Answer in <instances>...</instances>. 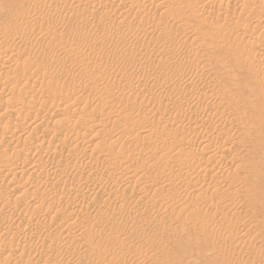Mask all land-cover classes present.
Instances as JSON below:
<instances>
[{
	"label": "rangeland",
	"instance_id": "374dc122",
	"mask_svg": "<svg viewBox=\"0 0 264 264\" xmlns=\"http://www.w3.org/2000/svg\"><path fill=\"white\" fill-rule=\"evenodd\" d=\"M2 1V2H1ZM14 1V2H13ZM25 1L27 2V4H28V1L30 2L29 4H32V5H30L29 6V4H28V6H27V8H26V5L27 4H25ZM33 1V2H32ZM38 1V2H37ZM40 1V2H39ZM48 1V0H47ZM41 1V0H9V2L7 1V0H0V4H3V2H6L5 4H3L4 6L2 7V6H0V10L2 11L3 10V12H4V14L6 15H4V17H5V20H4V17H2L3 15H2V13L3 12H1L0 13V26H3V25H11V24H13V23H11L10 24V22H13V21H15L14 22V24L13 25H11V26H6L8 29L10 28V27H12V26H15V28H16V25H17V23H16V19L18 20V18L20 17V18H22V16H24V17H29V18H31V16H29V14L31 15L32 14V16H34V18L32 19L31 18V20H32V22H31V24L29 25L30 26V28L32 29H30L29 28V26L27 27V28H25V29H21V31H18L19 29H15V28H10V29H12V30H10L9 29V32H8V29L7 28H5L4 26V28L3 27H0L1 29L3 28V30H1L0 29V37H2L1 36V33H2V31H3V33H4V31L5 30H7V32H5L4 34H2L3 35V37H8V36H10V35H8V34H11V37H13V36H15L14 35V33H16V35H18V32H19V34H24L23 36H27L28 34L30 35V33H32V32H34L33 34H35V31H36V33H38V35H45L44 37L43 36H41V41L43 42L42 44H40L39 43V45H37L38 43L37 42H27L29 45L27 46V43H26V46H25V43H22L21 45H19V44H13V45H10V47H8L7 48V50H4V51H1L0 52V83H2L3 81H5V79H7V78H11V81H10V79H7L6 80V82H11L10 83V85L7 87V88H0V97H1V99L3 98L4 99V97H5V100H6V104L4 105V109L2 108L0 111H1V113L3 114H1L2 116H4L3 118L1 117V115H0V122H4L3 123V126L4 127H7L8 126V128H12V125L13 126H15V128L16 129H18V130H21V128L23 129L24 127H23V125L25 124V128L24 129H29L30 130V132H31V136L28 138V139H25V140H22V141H20V143L22 144L21 146H20V143H18V145L16 146L15 145V147L14 146H9L11 149H14V151H13V156H15V158H17V159H19V161H23L24 160V158H26L25 156L29 153L30 154V152L29 151H26L25 149H24V147H23V145L24 144H26V142L28 143V142H30V141H26V140H34V138L36 139V138H38V136L40 137L41 135H42V133H47V131H50V130H48V129H52V132H49V134L51 135H49V137L47 138L48 139V142H49V144L50 145H55L56 147H53V149H52V147L51 146H49V147H46L45 145H47V144H45L43 147H45L44 149L45 150H41L42 151V153H47L46 155L48 156V155H50V154H52L53 152H54V150H56L57 149V147H59V145H57L59 142V140H60V138H61V140L62 141H65L66 139H69L68 137H70V138H74V136L77 134L78 135V133L80 132L81 134H82V136H81V134L79 133V136H75V138L74 139H76V138H78V137H81L82 139H84L85 137L87 138V137H90V138H93V136H95L94 134H92V135H89V134H87L86 133V131H87V129L86 130H84V128H82V127H79V126H81V123L79 122V125H76V124H78V121H77V123H75V126H74V124L72 123V124H69L68 123V121H67V118H68V116L69 117H72L73 118V120L74 119H76V118H78V117H82L84 120H86L87 119V121L86 122H88V121H91V119H94V120H92V122L91 123H93L92 125H95V127L94 126H92L91 125V123H89V127L91 128L90 129V131L92 130V128H93V131H97V130H101V128H103V127H105V126H108V127H111V128H108V131L104 128V134L103 135H101L100 136V139H97V143H99V144H97V143H91L93 140H96V139H93L90 143L91 144H87L85 147H83V148H80L79 149V151H78V148H72L69 152H68V154L66 153L65 154V158H64V156L61 158V159H57V160H55L56 161V163H54L57 167H58V170L56 169L57 167L54 165V171L53 172H51L50 173V175L48 176V177H46V178H44L45 180H43V181H40V182H50V180H51V183L54 185L53 186V188L55 189V191H50V190H54L53 188H51V189H48V190H44V187H42V185H43V183H39L38 182V184L36 183L37 181H38V178H36L37 177V175L36 174H33V176L35 175V177H33L32 178V174L31 173H29V174H27V175H24L23 173H21V171L19 172V171H17V173H16V176H15V180H14V178L12 177V178H10L11 179V181L13 182L14 181V184H16L19 180H21V179H24V180H26L27 178V180H29V179H31L32 178V180L30 181H27V183L28 182H31L30 184L31 185H33V188L36 186H38L37 187V189L39 188V186H40V188L37 190V189H35L34 188V190H35V192H33V190H32V186L30 187V189H28V191L30 192L29 194L31 195H33V193H38V198L40 199L41 197V199H42V201H41V199L39 200V202L41 203V204H43L44 206H46V207H48V209H49V213H47V214H49L50 215V217H53V218H50L47 214H45V215H43L44 216V218H43V216L42 215H40L41 217H42V220H40L41 219V217L40 218H38L37 220H35V221H33V222H31L32 224L34 223V222H36L35 224H33L34 226L37 224V222H38V224L36 225V228H38V230H43V229H41V227H39V226H42V228H45V227H47L48 225H53V224H56L58 221H62L63 219H64V216H65V218L66 219H64L63 221L66 223L67 222V219L71 216V213H72V217L74 218V219H72L70 222H69V225L70 224H76V225H81L82 223V227H84L85 229L88 227V225L90 226V227H88L89 229H91L92 231L91 232H88L87 233V235H85L83 232H85V231H87V230H89V229H83V231L82 232H79V233H77V234H75L74 235V237H73V235H72V237H66L65 238V240L67 241V240H69L70 241V243H68L69 241H67V243H66V245H68L67 247H60L59 245H57L58 243H57V239L59 238H57L56 240H54L55 241V243L54 244H56L57 246H53L52 244L53 243H49L48 245H45L44 244V246H43V249H45V250H49V249H53V250H58V251H53V250H49V252H50V255H51V257H52V259L54 260H57L58 262H61L62 261V263L63 262H65L66 264H71V262L73 261L74 262V260L75 259H77V260H75V262H74V264H87L88 262V264H94L95 262H97V263H95V264H99V259H100V254H99V251H100V249L101 250H104V251H109V253H110V257L109 258H107L108 260H105L104 262H106V264H122V262H123V264H156L157 262L159 263V264H244V262H245V260H242L241 258L239 259V255H238V253L240 252V253H246L247 251V253L246 254H249V252H250V254H249V260H250V262L249 261H247V262H249V264H264V241H263V239H264V152H260V151H257L256 149L253 151V145H255L257 142H258V138H260L261 140H259V142H262V141H264V135L263 136H261V135H255V136H253V138L251 139V141L250 142H253V139L256 137V136H259L258 138H255V139H257L256 141L257 142H255V139H254V143H253V147L251 146V144L252 143H248L249 145H250V147H249V145L247 144V147H249V148H246L247 150H246V152L247 151H249V149L251 150L252 148V151H251V154L253 155V156H251L250 155V153H249V155H248V152L247 153H244L245 151V149L243 150V151H241V152H238V153H233V154H239V155H241V156H245V155H248V156H245V158H244V156L243 157H239V155H231V154H229V152H228V154H227V152H225L226 154H223V156H225V157H228V158H230V155H231V157L232 158H234V157H238V158H234V159H232V158H230V159H228V161H226V162H223V163H219V164H217V165H215L213 162H212V157L211 156H209V155H207V153L205 152V153H202V149H201V143H199L202 139H203V141L204 140H209L211 137H213V136H215V137H213L212 139H210V140H219V138H220V140H221V137H219L218 135L216 136V135H213V136H209V135H202V136H200L201 138H200V141L198 140L199 138H195V139H192L193 141L191 142V141H182V143H180L181 142V140H179V139H176V137L174 136V134H173V132H176V130L174 131L173 130V127L174 126H176V125H174V123H170V125H162V124H160L159 123V121L160 120H162L163 119V117L165 118V119H168V118H171V117H174L177 113H178V111L180 112V110L182 111V110H187V109H190V110H192V111H198L199 109H200V107H201V104H198V105H190V104H188L187 103V101H182L180 98H182V97H180V92L179 91H177L176 92V88H178L179 90H180V88H182V85L185 83V84H189V83H192L193 81L195 82V83H199V84H207V85H210L211 84V82H212V80L215 82H212V84H218L217 86L222 90V91H225L226 89H227V86H228V90H231V88L230 87H232L233 85H235V81H237L238 79V77H240V80L239 81H237V82H239L240 83V81L242 80H244L245 79V81L246 82H243L244 84L242 85V81H241V83L239 84L238 83V85H239V87L237 86V82H236V85H235V87H237L238 89L235 91L236 93H237V95L239 94V95H241V94H243L242 92H244L245 94H243V96H241L242 98H244L245 97V99H239V100H241V102H247V103H249V102H251L250 104H252V105H254L255 104V106L256 105H259L258 103H259V101L261 102V100H262V103H260V105L258 106V107H260L261 106V104L263 105V107L261 108V110L263 111V113H261L262 111L261 110H258V109H260V108H258L257 109V113H258V116H260V119H262V118H264V117H262L261 118V116H263L264 115V102H263V97H262V95H264V94H262V93H260V91L258 92V90H256V93H254L253 91H255V89H257V87L258 86H261V87H264V79H262V80H260V79H258V78H255V72L256 71H259V69H261V70H264V63H262L263 61H261V60H254V57H252V61H250L251 60V58L249 57L250 56V54H248V52H250L252 55H253V51H251L252 50V47H253V49L255 48V50H254V53H255V51H256V53L259 51H257V49H259V47L263 44L262 42H259V40H260V38H259V40H258V36H255L256 38H257V40L255 39L254 40V38L255 37H253V39H251L252 38V28L254 27V26H256L255 25V23H256V19L258 18V17H256V16H259V18L258 19H263L264 18V15H263V12L262 11H264L263 9H264V6H262V7H260L261 6V4L262 5H264V2H263V0H258L257 2L260 4V6H259V4L257 5L255 2L253 3V6L250 8L249 6L247 7L249 10L250 9H253V7L255 8L254 10H248L247 8H246V11H247V15L245 14V5L243 6V4L244 3H242L243 2V0H239V2H238V0H237V3L236 2H234V4H233V2L231 3V0H206V3H205V1H204V3H203V1L202 2H200L199 0L197 1V0H193V2H194V4L195 5H193V2L191 1V0H186V1H183V0H175V2H174V0H169V2H168V0H106V2H105V0H104V3H102L103 2V0H86V2H85V0H64V2H68L67 4H69V5H66V3H64L63 2V0H61L62 2H60V0H50V1ZM75 1V2H74ZM77 1H79V2H77ZM109 1H110V3H111V5H110V3H109ZM112 1V2H111ZM166 2L165 4H163V5H165V7L167 6V8H165L164 9V6H161V4L163 3V2ZM170 1H173L172 2V4L174 3V4H176L175 6L174 5H172L171 4V2ZM179 1V2H178ZM191 1V2H190ZM208 1V2H207ZM262 1V2H261ZM11 2H13V3H11ZM32 2V3H31ZM41 2H43L42 4H41ZM47 2V3H46ZM52 2H56V4L54 3H52ZM80 2H81V4H80ZM91 2H93V3H91ZM100 2H101V4H100ZM108 2V3H107ZM115 2V3H114ZM162 2V3H161ZM183 2V3H182ZM190 2V4L188 5V3ZM197 2H198V4H197ZM211 2V3H210ZM212 2H213V4H212ZM217 2V3H216ZM261 2V3H260ZM8 3V4H7ZM10 3H11V6H13L14 4V6L13 7H11L12 9H10L9 8V6H10ZM40 3V4H39ZM52 3V4H51ZM71 3V4H70ZM76 5H75V4ZM78 3H79V6H78ZM89 3V4H88ZM95 3H96V5H95ZM100 5H99V4ZM106 3V4H105ZM113 3V4H112ZM168 3H170V4H168ZM178 3H180V6H181V3L182 4H184L183 6H181V7H178V9L180 10V11H182V12H185V16L187 17H184L183 15V13L182 12H180V11H176V10H178L177 9V5H179ZM200 3V4H199ZM241 3V4H240ZM16 4H18V5H16ZM21 4H22V6H21ZM35 4H39L38 6H40L41 7V5H43L44 6V4H46V6H42L43 7V10H42V12H41V14H40V12H33V10L31 11V9H32V6H34ZM65 6H64V5ZM97 4H98V6H97ZM105 4V5H104ZM109 4V5H108ZM121 5V7L122 8H120V6L119 5ZM123 4V5H122ZM186 4V5H185ZM201 4H204V5H202L201 6ZM207 4H209V5H214V4H216V5H222L223 7V9L225 8V10H224V13H223V10L221 11V14L222 15H224V18H220L219 17V14L217 13V12H214L213 10H211L210 9V11H209V8H208V6H207ZM231 4H233V5H231ZM237 4V6L235 7L234 5H236ZM256 4V5H255ZM6 5L8 6V8L10 9V10H8V11H6L5 9H1V7L2 8H6L7 9V7H6ZM24 5H25V8H26V10H25V8H24ZM50 5H52V7H54V8H52L51 9V6ZM57 5V6H56ZM60 5V6H59ZM81 5V6H80ZM84 5V6H83ZM102 5V6H101ZM114 5H116V6H114ZM160 5V6H159ZM191 5V6H190ZM241 7V8H239V6ZM16 6H18V8H24V9H22V12L20 11L19 13H17L19 10H21V8L20 9H18V8H16ZM50 6V7H49ZM61 7L60 9L58 8V9H56L57 7ZM68 6V7H67ZM95 6H97V7H95ZM103 6H105V8H103ZM109 6V7H108ZM111 6V7H110ZM113 6L114 7H117V8H114V10H112L113 9ZM125 6V7H124ZM169 6H171V7H169ZM172 6H173V8H172ZM191 7L190 9H188L189 7ZM194 6V8H192ZM197 6V7H196ZM259 6V7H258ZM68 8V10H67V8ZM70 7V8H69ZM74 7V8H73ZM76 7V8H75ZM78 7V8H77ZM100 7H101V9H100ZM160 7H162V8H160ZM184 7V8H183ZM187 7V8H186ZM199 7V8H198ZM233 7H235V8H233ZM14 8H16V9H18V10H16V9H14ZM29 8V9H28ZM31 8V9H30ZM50 9L49 11L47 10H45V9ZM96 8V9H95ZM103 8V9H102ZM120 8V9H119ZM124 8H125V10H124ZM158 8H160V9H158ZM182 8L184 9V10H182ZM198 8V9H197ZM200 8H201V10H200ZM242 8H243V10H242ZM259 8H261V9H259L260 11H257ZM122 10V11H124V12H122L121 11V13L119 12V10ZM128 9V10H127ZM186 9V10H185ZM193 9V10H192ZM195 9H197L196 11H195ZM205 9V10H204ZM239 9V10H238ZM5 10V11H4ZM14 10H16V11H14ZM24 10V11H23ZM28 10V11H27ZM84 10H86V12L84 11ZM192 11V12H190V13H192L193 15L192 16H194V17H189V16H191V14L190 13H188L189 11ZM200 10V11H199ZM256 10V11H255ZM14 12V14L15 13H17V15L15 16L14 14H13V12ZM31 11V12H30ZM92 11H94V12H92ZM116 11V12H115ZM188 11V12H187ZM198 11H199V13H198ZM244 12V14H243V12ZM249 11V12H248ZM12 13V15H10L11 13ZM45 12V13H44ZM60 12V13H59ZM89 12H90V14H89ZM117 12L118 13H120V14H117ZM180 12V13H179ZM209 12H211L210 14L211 15H213V17H214V20L216 19V20H218V21H214V20H212L213 19V17L212 16H209L207 13H209ZM227 12L229 13V15L227 14ZM252 12V13H251ZM254 12L256 13V14H254ZM257 12H258V14H259V12L262 14H260L261 16H263V17H261L260 15H258L257 14ZM7 13V14H6ZM22 13V14H21ZM24 13H25V15H24ZM47 13V14H46ZM82 13L83 14H85L84 16H86V13H87V15H89V16H86V17H84V16H81L82 15ZM91 13H93V15L91 14ZM105 13H107L106 15H109V17L107 16V18H105L106 17V15H105ZM162 13V14H161ZM183 15H182V14ZM195 13H197L196 14V18H195ZM9 14V15H8ZM19 14V15H18ZM35 14H36V17H35ZM39 14V15H38ZM44 14V15H43ZM46 14V15H45ZM187 14L189 15V16H187ZM199 14H203V16H200ZM206 14H207V16H206ZM252 16H251V15ZM28 15V16H27ZM61 15V16H60ZM92 15V16H91ZM105 15V16H104ZM206 17H205V16ZM217 15H218V17H217ZM255 15V18L256 19H254L253 18V16ZM10 16H11V18H10ZM19 16V17H18ZM41 16H43V17H41ZM45 16V17H44ZM91 16V17H90ZM201 17L203 20H204V18H205V20H207L206 22H210V23H207V24H209V26H207L206 25V23H205V20L203 21L202 19H200L199 17ZM226 16V17H225ZM232 17V19H237V18H234V17H238L239 19H240V17L242 18L241 19V21H246V26H248V24H247V22L249 23V21H250V23H249V26L250 27H252L251 28V30H250V27H249V30L251 31V32H249L247 29H248V27H247V29L245 30V29H242V30H240L241 32L239 33V28H236L235 27V25H233L232 27L230 26L229 28H228V31H227V26H224L223 27V24L225 23V20H226V22H227V24L225 23V25H232V23L231 24H229L230 22L229 21H231L232 19L231 18H229V17ZM234 16V17H233ZM13 17H14V19H15V17H16V19L14 20L13 19ZM59 17H61V19L62 20H64V21H62ZM66 17V18H65ZM79 17V18H78ZM81 17V18H80ZM204 17V18H203ZM261 17V18H260ZM10 18V19H9ZM19 18V19H20ZM40 18V19H39ZM42 18V19H41ZM64 18V19H63ZM75 18V19H74ZM77 18V19H76ZM83 18V19H82ZM85 18V19H84ZM189 18V19H188ZM209 18H211V19H209ZM220 18V19H219ZM229 20H227V19ZM252 18H253V21L251 22V20H252ZM35 19V20H34ZM67 19H69V20H67ZM72 19V21H70ZM98 19H100V20H98ZM122 19H126L125 21L123 20L122 21ZM191 19V20H190ZM192 19L194 20V21H192ZM224 19V20H223ZM231 19V20H230ZM6 20L8 21V23L6 22ZM57 20H59V21H57ZM61 20V21H60ZM67 20V21H66ZM74 20V21H73ZM78 21V22H76V21ZM82 20V21H81ZM86 20V21H85ZM88 20V21H87ZM101 20H103V21H101ZM107 20V21H106ZM120 20V21H119ZM196 20H197V22H198V24H197V22H196ZM199 20H201V21H203V24H204V26L203 27H205V25L208 27V28H210L211 29V27H212V29H211V31H209L210 29H208L207 30V28L205 27L204 29H203V27H201L203 24H201V23H199ZM211 20V21H210ZM4 23H3V22ZM70 22V25L72 26H70L69 25V22ZM85 21V22H84ZM99 21H101V22H99ZM122 21V22H121ZM212 21H214V22H212ZM245 21H244V23H245ZM54 22V23H53ZM61 22V23H60ZM66 22V23H65ZM68 22V23H67ZM72 22V23H71ZM73 22H74V24H73ZM118 22H120V23H118ZM153 22V23H152ZM220 22H222V24L220 23ZM229 22V23H228ZM35 25H33V24ZM58 23V24H57ZM64 23V24H63ZM76 23V24H75ZM78 23H80V24H78ZM97 23H99V24H97ZM104 23V26L102 25ZM121 23H122V25H121ZM152 23V24H151ZM216 23V24H215ZM222 26V29H220V25ZM253 23V24H252ZM49 24V25H48ZM62 24V25H61ZM68 24V25H67ZM200 24V25H199ZM216 25L217 27H215L214 25ZM218 24V25H217ZM64 25V26H63ZM254 25V26H253ZM32 26V27H31ZM46 26V27H45ZM67 26V27H66ZM76 26V27H75ZM183 26V27H182ZM59 27V28H58ZM63 27V28H62ZM69 27V28H68ZM101 27V28H100ZM105 27H107L106 29H105ZM110 27V28H109ZM180 27L181 28H183V29H185V27L187 28V29H185V30H189L190 32H192V33H194V34H200V36L199 35H194L197 39L195 40H193V38H190V41L189 40H187V39H189L188 37H186L185 36V34H184V36H183V32H184V30L182 31L181 29H180ZM235 29H234V28ZM260 27H262L263 29H264V23L263 24H261V26ZM35 28V29H34ZM47 28V29H46ZM50 30H52L53 28H54V30L56 31V33H55V31H50ZM52 28V29H51ZM62 28V29H61ZM71 28V29H70ZM73 28V29H72ZM213 28H215L216 30H222V31H224V32H227V34H228V32H229V35H224V33L223 32H221L220 31V34H221V36H219L217 33H219V30L216 32V33H214V31H216L215 29H214V31H212L213 30ZM224 28V29H223ZM225 28H226V30H225ZM5 29V30H4ZM14 29V30H13ZM26 29H27V32H25L26 31ZM33 29H34V31H33ZM42 29V30H41ZM43 29H45L44 31H43ZM67 29V30H66ZM102 29V30H101ZM103 29H105V31L103 30ZM176 29H178V30H176ZM235 31V33H234V31ZM236 29H237V32H236ZM25 30V31H24ZM39 30V31H38ZM41 30V31H40ZM48 30V31H47ZM64 30V31H63ZM180 30H181V32L182 33H180ZM231 31V33H230V31ZM14 31V32H13ZM25 33H24V32ZM32 31V32H31ZM43 31V32H42ZM50 31V33H48ZM58 31V32H57ZM60 31V32H59ZM101 33H100V32ZM109 31V32H108ZM233 31V32H232ZM264 31V30H263ZM30 32V33H29ZM46 32V33H45ZM71 32V33H70ZM8 33V34H7ZM41 33H43V34H41ZM61 35H60V34ZM65 33V34H64ZM67 33V34H66ZM104 33V34H103ZM107 33V34H106ZM111 33V34H110ZM182 35H180V34ZM212 33H214V34H212ZM250 33V34H249ZM6 34V36H4ZM13 34V35H12ZM47 34H51V36H50V38H49V35L47 36ZM55 34V35H54ZM59 34V35H58ZM70 36H69V35ZM84 34V35H83ZM175 34V35H174ZM226 34V33H225ZM58 36V38H59V36H60V38H61V40H60V38L59 39H55V38H57V36ZM63 35H65V36H63ZM79 35V36H78ZM84 37H83V36ZM174 35V36H173ZM180 35L181 36V38H179L178 36ZM211 35V36H210ZM217 36V37H215V36ZM231 35V36H230ZM250 35V36H249ZM48 38H47V37ZM53 36V37H52ZM72 36V37H71ZM77 38V37H80V38H77V39H75V41H74V38L75 37ZM85 36H87V37H85ZM199 36V37H198ZM206 36H210V37H214L215 39L217 38L218 40H221V41H217V40H215L216 42V44H214L213 42L211 43V41L213 40L214 41V39H212V38H208V40L210 41V39H211V41L209 42H207L206 40H207V38H206ZM220 38H219V37ZM223 36V37H222ZM227 36V37H226ZM230 38H229V37ZM232 36H233V38H232ZM240 37L239 39H238V42L236 41V43H235V37ZM46 37V38H45ZM70 37V38H69ZM167 37H168V39H167ZM173 37V39H170V41H169V38H172ZM185 37V39H183V38ZM205 37V38H204ZM237 37V38H238ZM251 37V38H250ZM62 38H65L66 39V42L65 41H63V42H65V43H63V42H61L62 41ZM67 38H69V39H67ZM72 38H73V40H72ZM82 38V39H81ZM84 38H86L85 40H83ZM179 38V39H178ZM187 38V39H186ZM201 38V39H200ZM225 38H227V39H225ZM232 38V39H231ZM237 38H236V40H237ZM242 38V39H241ZM43 39H45V40H43ZM50 39V40H49ZM55 39V40H54ZM81 39V40H80ZM115 39V40H114ZM125 41H124V40ZM135 39V40H134ZM203 39V40H202ZM242 41H241V40ZM47 40V41H46ZM60 42H59V41ZM72 40V41H71ZM89 40V41H88ZM124 41V43H123V41H122V44L123 45H121V46H117V45H114V44H112V42L113 41ZM165 40H167V41H165ZM182 40H183V42L184 43H182ZM199 40H202V42L201 41H199ZM240 40V41H239ZM245 40V41H244ZM40 41V42H41ZM51 41H53V42H51ZM56 41V42H55ZM71 41V42H70ZM74 41V42H73ZM79 41V42H78ZM81 41V42H80ZM84 41V42H83ZM126 41H127V43H126ZM171 41H172V43H171ZM179 41V42H178ZM181 41V42H180ZM188 41V42H187ZM195 41H198L197 42V46L195 45L196 43H195ZM233 41V42H232ZM39 42V41H38ZM77 42V43H76ZM142 42V43H141ZM164 42H165V44H164ZM167 42V43H166ZM204 42V43H203ZM205 42L206 43H208V44H205ZM218 42H220L219 44H218ZM241 42H243L244 43V45L241 43ZM246 42V43H245ZM33 43V45H34V49H32L33 48V45H31ZM55 45H54V44ZM70 43H72V44H70ZM76 43V44H75ZM134 43H138V44H141V46H143L142 47V49H143V53H142V51H140V52H138V53H132L131 52V48H130V46H131V44H134ZM175 43H177L176 45H175ZM185 43H187V45L185 44ZM193 45H192V44ZM199 43H203V44H205V45H207V47H204V45L202 44V47L200 46L201 44H199ZM238 43V45H236ZM262 43V44H261ZM37 46H36V45ZM59 44H63V45H59ZM69 44V46H66V47H68L67 48V50L64 52V50H65V46L64 45H68ZM73 44L75 45V46H73ZM129 44H130V46H129ZM147 44V45H146ZM181 44V46H179ZM182 44H183V46H182ZM185 44V45H184ZM188 44H190V45H188ZM212 44V47L210 46V45ZM260 46H259V45ZM53 47H52V46ZM77 45V46H76ZM192 45V46H191ZM214 45V46H213ZM216 45V46H215ZM254 45H255V47H254ZM13 46V47H12ZM18 46V47H17ZM21 46V47H20ZM22 46H24V47H22ZM58 48H57V47ZM73 46V47H72ZM147 47V48H145V47ZM154 46H156L155 47V49H154ZM164 46H165V50H164ZM185 46V50H184V48H182V47H184ZM188 48H187V47ZM196 46V47H195ZM219 46V47H218ZM257 46V47H256ZM12 47V48H11ZM16 47V48H15ZM25 47H26V49L27 50H32V51H26V49H25ZM65 47V48H64ZM151 47H153V48H151ZM181 47V48H180ZM192 48V50H191V48ZM193 47H195V48H193ZM201 49H200V48ZM203 47H204V50H205V52H203L204 50H203ZM208 47H211V48H209L208 49ZM11 48V49H10ZM20 48H21V50H20ZM29 48V49H28ZM61 48V49H60ZM62 48H64V50L62 49ZM130 48V49H129ZM179 48L180 49H183V50H179ZM199 48V49H198ZM206 48L208 49V51L211 49V51L213 50V52H211V51H209V53H212V54H210L211 55V57H215V56H218L219 54H221V53H223L221 56H220V58L221 59H224L223 61H221V59L219 58V56L218 57H215L214 59H216V60H212V58H209V59H207L206 61H208V60H212V62H205V64L203 63V62H201V64H202V66L204 67V68H207L209 71H212L213 72V70H214V72L212 73L211 72V74H209L210 76H211V78L212 79H208V77L210 78V76L208 75V74H206V73H204V72H202V70L204 69L202 66H200L201 68H203V69H200V71H198L197 70V68L194 70V72H193V70H186V71H181L180 69H177L176 70V66H177V62L176 61H179V59H184V58H186V59H189L190 61H192L194 58H195V56L196 57H200V58H195L194 60H197V59H201V52H202V59H201V61L203 60V56H205L206 54H209V53H207L208 51H206ZM217 48V49H216ZM249 48V49H248ZM9 49H10V51H9ZM59 49V50H58ZM73 49V50H72ZM144 49H146V50H144ZM152 49V50H151ZM156 49H158V50H156ZM190 49V50H189ZM195 49V51H196V49H197V51H199L200 52V50H201V52L199 53V52H194L193 50ZM221 49V50H220ZM26 52H25V51ZM60 50H61V52H60ZM63 50V51H62ZM69 50V51H68ZM70 50H72V52L70 51ZM128 50H130L129 52H127ZM151 50V51H150ZM155 50V51H154ZM162 50H163V52H162ZM224 52H223V51ZM21 52H23L24 51V53L25 54H22V55H20V53ZM68 51V53L66 54V52ZM146 51V52H145ZM153 51V52H152ZM161 51V53H159ZM168 51H171L170 53L168 52ZM177 51H179V52H177ZM214 51H215V53H214ZM220 51H222V52H220ZM227 53H226V52ZM6 52H7V55H6ZM29 52V53H28ZM32 52V53H31ZM60 55H58L57 53ZM70 52V53H69ZM154 52H156L157 53V56H159L158 54H164V52H165V54H167L166 52H168V54H167V57H166V55L164 54V55H162L160 58H157L156 59V53H155V55L153 54ZM172 52H174V53H172ZM191 52H193V53H191ZM218 52H219V54H218ZM28 53V54H27ZM31 53V54H30ZM66 54V56H64V54ZM89 53H91V54H93V53H95V54H93L91 57H92V59L90 58V55H89ZM148 53H150V55L148 54ZM181 53V54H180ZM200 54V56H198L199 54ZM204 53H205V55H204ZM2 54V55H1ZM57 54V55H56ZM63 54V55H62ZM81 54H86L87 56L89 55V57H88V59H90V60H86L87 59V56L86 55H84V57L83 56H81ZM127 55V57L125 56V55ZM129 54V55H128ZM131 54V55H130ZM140 56H139V55ZM148 54V55H147ZM170 54H172V55H170ZM179 54V55H178ZM215 54H217V55H215ZM229 55L230 56V54H231V56L233 55V57H228L227 56V59H228V62H227V60H225L226 59V55ZM246 54H248V57H247V55ZM6 55V56H5ZM125 56V58H124V56ZM142 55L144 56H147V57H142ZM153 55V56H152ZM176 55H177V57H176ZM185 55H187V56H185ZM189 55H191L190 57H188ZM192 55H193V57H192ZM214 55V56H213ZM5 56V57H4ZM22 56V58H19V57H21ZM25 56V57H24ZM49 56H50V58H49ZM53 56V57H52ZM56 58H55V57ZM62 56V57H61ZM85 56H86V58H85ZM133 56V57H132ZM135 56V57H134ZM166 57V58H170L171 56V59H170V63H167L166 65L168 66H166L165 67V63H166V58H164V57ZM170 56V57H169ZM184 56V57H183ZM224 56V57H223ZM12 58V59H9V58ZM48 57V58H47ZM61 57V58H60ZM78 57H80V60H79V58ZM123 57V58H122ZM132 57V58H131ZM137 57H139V58H137ZM149 57V58H148ZM155 57V58H154ZM162 57L164 58V59H162ZM176 57V58H175ZM181 57H183V58H181ZM241 58V60H238V59H236V58ZM244 59H243V58ZM247 59H246V58ZM258 57V59L259 58H261V56H257ZM3 58V59H2ZM5 58V59H4ZM55 58V59H54ZM58 58V59H57ZM78 59V61H76L77 59ZM84 58V59H83ZM128 58H131L130 59V61H129V59ZM143 60V62L141 61V59ZM145 58H147L146 60H145ZM173 58H175V59H173ZM220 59V61L219 62H223V64L221 63V66L222 65H224L225 66V68L226 69H228V72L227 71H224L223 69H225V68H223L222 70L226 73V74H224L223 72H222V70H221V68L219 67L220 65V63L218 64V66H217V62H218V60L217 59ZM229 58H230V60H229ZM235 58V59H234ZM248 58H250V60L248 59ZM2 59V60H1ZM6 59H8V61L6 60ZM19 59V61H18V66L16 65V63H17V60ZM20 59H21V61H20ZM23 59V60H22ZM60 59H61V61H60ZM81 59H83L82 61H81ZM116 59V60H115ZM120 59H123L124 61H122V60H120ZM127 59V60H126ZM150 59V60H149ZM160 61H159V60ZM162 59V60H161ZM178 59V60H177ZM242 59L244 60V61H242ZM15 60V61H14ZM25 60V61H24ZM86 60V61H85ZM122 61V62H120V61ZM127 61V63H126V61ZM132 60V61H131ZM133 60H135V61H133ZM140 60V61H139ZM157 60V61H156ZM164 60V61H163ZM172 60V61H171ZM174 60V61H173ZM233 60H237V61H234V63L232 62ZM255 62H254V61ZM24 63H23V62ZM60 61V62H59ZM66 61V62H65ZM80 61V62H79ZM119 61V62H118ZM129 61V62H128ZM136 61H137V63H136ZM147 61V62H146ZM149 61V62H148ZM153 63V65H151L150 66V64H152L151 62ZM161 62V61H163V65L162 64H160L159 62ZM204 61H205V59H204ZM216 61V62H215ZM239 61H241V62H239ZM247 61H250L252 64H253V62H254V65H252L251 63V68H250V64H248L247 63ZM258 61V62H257ZM8 62V63H7ZM16 62V63H15ZM59 62V63H58ZM78 62V63H77ZM132 62H134V63H132ZM139 62H142V63H139ZM155 62V63H154ZM167 62H169V61H167ZM174 62V63H173ZM176 62V63H175ZM213 62H215V63H213ZM227 62V64L229 63V64H231L230 65V67L227 65V64H225ZM238 62V63H237ZM244 62V63H243ZM11 63H13V64H15V66H17V68L16 67H14V65L12 64L11 65ZM67 63H70V64H67ZM86 63H87V65H86ZM123 63V64H122ZM126 63V64H125ZM160 65H159V64ZM206 63H209V65L207 64V66H206ZM210 63H212L213 65H215V67H213V65H212V67H211V65H210ZM21 64V65H20ZM61 64V65H60ZM135 66H134V65ZM149 64V65H148ZM155 64V65H154ZM169 64V65H168ZM172 65V67H171V65ZM241 64H243V65H241ZM244 64H248V65H244ZM256 64V65H255ZM261 65V67L259 66V65ZM64 65V66H63ZM68 65V66H67ZM131 67H130V66ZM146 65V66H145ZM226 65H227V67H226ZM235 65L236 66H238L239 68L237 69V70H235L236 69V67H235ZM239 65H241V66H239ZM258 65V66H257ZM11 68V70L9 71V72H7V73H5V74H3L2 72V68H5V67H7V68H9V67ZM12 66V67H11ZM66 66V67H65ZM129 66V67H128ZM142 67V69H143V71L141 72V67ZM152 66H153V68H152ZM161 66H163V67H161ZM174 66V67H173ZM206 66V67H205ZM211 68H210V67ZM232 66V67H231ZM245 66H246V68H245ZM249 66V67H248ZM257 68V70L254 68ZM21 67V68H20ZM23 67V68H22ZM65 67V68H64ZM134 67V68H133ZM148 69H147V68ZM150 67V68H149ZM160 67L162 68V70H163V68H167V69H165V70H167V73H168V71H169V73L168 74H170V75H167V73L165 72V74H166V77H165V74H164V71L165 70H161L160 69ZM172 68V71H170V69ZM220 68V72L218 73V71H219V69L218 68ZM248 67V68H247ZM260 67V68H259ZM144 68H146L145 70H144ZM159 68V69H158ZM214 68V69H213ZM215 68L218 70V71H216L215 70ZM231 68V69H230ZM232 68H234V70L232 69ZM243 70H242V69ZM255 70H254V69ZM155 69H157L156 71H155ZM176 71H175V70ZM207 69H204V70H207ZM212 69V70H211ZM241 69V70H240ZM247 71H246V70ZM253 69V70H252ZM159 70V71H158ZM179 70V71H178ZM207 70V71H208ZM233 70L234 72H237L235 75H237V74H243V73H245L244 71H246L247 73V75L246 74H243L242 76L243 77H245V78H243L242 76H240V75H237L238 77H235L236 79L233 81V75L231 76L230 74H232L231 73V71ZM250 70V71H249ZM252 70V71H251ZM153 71H155V72H153ZM173 71L175 72V74L173 73ZM200 72V73H197V72ZM229 71H230V74H229ZM240 71V72H239ZM242 71V72H241ZM152 72H153V76H152ZM161 73L162 75L164 74V77L163 78H169L170 76V79L168 80H166V79H164V80H159L158 78H160L161 77V79H163L162 78V75L161 74H159V73ZM173 73V76L171 75L172 73ZM182 73V74H179V73ZM188 72H189V74H188ZM191 72H192V74H191ZM216 72V73H215ZM233 72V73H234ZM250 74H249V73ZM254 72V73H253ZM120 73H121V75H120ZM125 73V74H124ZM127 73V74H126ZM143 73V74H142ZM148 75H147V74ZM184 73H186V74H188V75H186L185 74V76H184ZM195 73V74H194ZM215 73V74H214ZM223 73L224 75H221V74ZM227 73H228V78H229V76L231 77L230 79H228L226 76H227ZM122 74L124 75V76H122ZM159 74V75H158ZM178 74V75H177ZM198 74V76H195V75H197ZM204 74H206V75H208V76H204ZM214 74V75H213ZM223 76L225 79H228V80H231V82L233 83V85H231V84H229L230 83V81L228 82V80H226V82H228V84H225L226 85V87H223L222 88V85H221V83H217V82H219L220 80H223L222 78H221V76ZM92 75L94 76V75H96V76H94L95 77V79H93L92 78ZM120 75V76H119ZM147 75V76H146ZM150 75V76H149ZM179 75H181V76H179ZM183 75V76H182ZM194 75V76H193ZM226 75V76H225ZM246 75V76H245ZM250 75H251V77H250ZM30 77V81L27 83V84H24V80H25V78L26 77ZM92 78H90V77ZM103 76V78L101 79V77ZM126 76H128V77H126ZM134 78H133V77ZM142 77V78H140V77ZM160 76V77H159ZM175 76H177V77H175ZM186 76H188L187 78H186ZM193 76V77H192ZM201 76V77H200ZM214 78H213V77ZM216 76V77H215ZM254 76V77H253ZM120 77V78H119ZM123 77H124V79H123ZM127 79H126V78ZM129 77L132 79H130L129 80ZM138 77V78H137ZM148 79H147V78ZM154 77V78H153ZM157 77V78H156ZM173 77H175V80H173L174 78ZM192 77V78H191ZM197 77V78H196ZM204 77V78H203ZM217 77H219V78H221V79H218ZM243 79H242V78ZM246 77H248L249 79H251V80H249L250 82L252 81V79H254L252 82L256 85V88H253L252 86H254L255 87V85L253 84H251V83H249V81H248V79L246 78ZM97 78V79H96ZM98 78L101 80V82L98 80ZM105 78V79H104ZM122 78V79H121ZM139 78H140V80H139ZM149 78H153L154 80H155V82L154 81H152L151 79H149ZM182 78H183V80H182ZM187 79V80H185V79ZM191 78V79H190ZM196 78V79H195ZM200 78V79H199ZM217 78V79H216ZM13 79V80H12ZM90 79V80H89ZM120 79V80H119ZM133 79H135V81H133ZM138 79V80H137ZM147 79V80H146ZM158 79V80H157ZM180 79V80H179ZM194 79V80H193ZM204 80V82H203V80ZM206 79V80H205ZM215 79L217 80V81H215ZM224 79V80H225ZM247 79V80H246ZM255 79H257V80H259V83H257V80H256V82H255ZM128 80H129V82H128ZM143 80V81H142ZM144 80H146V81H144ZM151 80V81H150ZM165 80H166V82H165ZM188 80H190V81H188ZM193 80V81H192ZM197 80H199L198 82H196ZM223 80V81H224ZM94 81V82H93ZM96 81V82H95ZM121 81H122V83H121ZM131 81V82H130ZM168 81H171L170 82V84H174L175 83V81H176V84H174V87H175V91L174 92H176V93H171V94H167V93H165L164 91H162V90H160V89H162V88H164L166 85H170L169 84V82ZM188 81V82H187ZM211 81V82H210ZM123 82H125V83H123ZM139 82H141V83H139ZM146 82H147V84H146ZM152 84H151V83ZM153 82H154V84H153ZM157 82V83H156ZM168 82V83H167ZM179 82H182V83H179ZM193 82V83H194ZM209 82V83H208ZM222 82V81H221ZM226 82H224V83H226ZM248 82V83H247ZM159 83H160V85H161V87L160 86H158L159 85ZM164 83V84H163ZM165 83H166V85H165ZM245 83L247 84L246 86H249V87H251V89L253 88L254 90H250L249 89V87H247L246 88V86H245ZM128 84L130 85V86H128ZM135 85L136 86V88L137 89H135V86L133 87L132 85ZM140 84V85H139ZM142 84V85H141ZM149 84V85H148ZM156 84V85H155ZM162 84H163V86H162ZM178 84V85H177ZM211 84V85H212ZM219 84H220V86H219ZM223 84V83H222ZM259 84V85H258ZM27 85V86H26ZM115 85H116V87L117 86H120L121 88H122V90H120L121 88L119 87H117L116 89H115ZM138 85V86H137ZM147 87H146V86ZM154 85V86H153ZM177 85V86H176ZM224 85V84H223ZM224 85V86H225ZM229 85H231V86H229ZM241 85L243 86L242 88H240L241 87ZM252 85V86H251ZM112 86H113V88H112ZM126 86H128L129 88V91L127 92V90L126 89H124V88H127ZM142 88H141V87ZM149 86V87H148ZM245 86V87H244ZM143 87H144V89H143ZM153 87V88H152ZM157 87H159V89L157 88ZM110 88V90H108ZM132 88H134V89H132ZM151 88V89H150ZM226 88V89H225ZM247 90V92H245V90ZM130 89H131V91H130ZM142 89H143V91H142ZM150 89V90H149ZM153 89H156V91L155 90H153ZM225 89V90H224ZM236 89V88H235ZM242 89V90H241ZM251 91V92H253V93H251L250 94V97L248 96L249 94H247V93H250L249 92V90ZM2 90V91H1ZM114 90V91H113ZM125 92H124V91ZM134 90H136V92L134 91ZM140 91V93H139V91ZM150 92H149V91ZM153 90V91H152ZM232 90H233V88H232ZM4 91V92H3ZM16 92V96L17 97H19L22 101H24V103L20 100V102H21V104L19 105L20 107H21V105H23L24 104V106L26 105V106H28L29 108V110L27 109H25V107L24 106H22L23 108H20V107H18V108H20V109H18V110H16V111H14L13 112V115H11L10 113H9V110H7V107H8V105L11 103V102H13L14 101V99H16L15 98V94L13 95L12 93H15ZM106 91V92H105ZM116 91H119V93L118 92H116ZM122 91V92H121ZM135 93H134V92ZM144 91L146 92V91H148V92H146V93H144ZM159 91V92H158ZM227 91V90H226ZM234 91V90H233ZM233 91H231V93H233ZM239 91H240V93H239ZM10 92H11V94H10ZM86 92H87V96H86ZM93 92H95L96 94H92ZM102 92H103V94H104V96H103V94H102ZM109 94H108V93ZM112 92H115V96L117 97L118 95L119 96H121V98L119 99L120 101H118V98H119V96L116 98L114 95H111L110 93H112ZM128 94H127V93ZM130 92V93H129ZM132 92V93H131ZM138 92V93H137ZM143 92V93H142ZM234 92V93H235ZM2 93H4V94H2ZM46 95H45V94ZM47 93H49V94H47ZM84 93H85V95H84ZM118 93V94H117ZM120 93H121V95H120ZM124 95H123V94ZM125 93H126V95H125ZM141 93H142V95H141ZM152 93V94H151ZM154 93V94H153ZM160 93V94H159ZM163 93L165 94V95H163ZM178 93V94H177ZM229 93H230V91H229ZM231 94V95H228V99L226 98V102H228V106H226V104H225V108L229 111L230 110V107H232L230 104H234V102L236 103H238L239 101L236 99V98H239V97H235V94ZM105 94H107V95H105ZM129 94H130V96H129ZM132 94V95H131ZM147 94V95H146ZM152 96H151V95ZM172 94H174V95H172ZM247 94V95H246ZM255 95V98H257V99H255L254 98V95ZM262 94V95H261ZM45 97H44V96ZM84 95V96H83ZM100 95H101V97H102V99H100ZM108 95H109V97H108ZM136 96V97H132V96ZM139 95H141L145 100H147V103H148V105H147V103H146V101L145 100H143V98L141 97L140 98V96ZM144 95V96H143ZM156 95V96H155ZM158 95V96H157ZM171 95V96H170ZM177 95H178V97H180V98H178L177 97ZM257 95V96H256ZM259 95V96H258ZM260 95H261V99L260 98H258V97H260ZM23 96V97H22ZM33 96H35V97H33ZM42 96H43V98H42ZM47 96H50V97H47ZM89 96V97H88ZM97 97L100 101H98V99L97 98H95V97ZM114 97V98H111V97ZM124 96V97H123ZM127 96V97H126ZM139 96V98L137 99V97ZM149 96V97H148ZM154 96V97H153ZM163 96V97H162ZM166 96V97H165ZM170 98H169V97ZM174 96H176V98L174 97ZM230 96V97H229ZM248 98H247V97ZM251 96H252V98H253V101H252V98H251ZM22 97V98H21ZM61 97H62V99H61ZM83 97H85V98H83ZM90 97H93V98H90ZM105 97H108V98H105ZM123 97V98H122ZM133 99H132V98ZM148 97V98H147ZM157 97V98H156ZM164 97H165V99H167V100H165L164 99ZM172 97V98H171ZM221 98H219V97H217V98H219L220 99V101L222 100V99H224L222 96H220ZM36 98V99H35ZM40 98V99H39ZM41 98H42V101H40L41 100ZM53 98V99H52ZM60 98V100H58ZM90 98V99H89ZM109 98H111L110 100H109ZM117 100H116V99ZM126 98H127V100H126ZM150 98V99H149ZM154 98V99H153ZM230 98H232V100L230 101L229 99ZM233 98H235V100L236 101H234L233 102ZM249 98L251 99V101L249 100ZM18 99V98H17ZM47 99H48V101H47ZM64 99H65V103H62L63 101H64ZM86 99V100H85ZM105 99H108V100H106L105 101ZM113 99V100H112ZM122 99H124V100H122ZM132 99V100H131ZM161 99L163 100V101H161ZM170 99V100H169ZM174 99V100H173ZM176 99H178L179 101L181 100V102H178V100H177V102L178 103H180V106H179V104L175 101ZM219 99H217L218 100V102H219ZM247 99V100H246ZM254 99H255V101H254ZM259 99V100H258ZM37 100H39V102L37 101ZM52 100V101H51ZM92 100V102L94 101H97L96 103H92L91 104V102L90 101ZM134 100V101H133ZM137 100H138V102H137ZM149 100V101H148ZM156 100H158L159 102H157ZM27 101V102H26ZM36 101V102H35ZM47 101V102H46ZM50 101V103H49V105H48V102ZM62 101V102H61ZM88 101L90 102L89 104H90V106H89V104H88ZM107 101H108V103H112L113 102V104H109L108 105V103H107ZM110 101V102H109ZM123 101H124V103H123ZM125 101H126V103H125ZM129 101H132V102H129ZM138 103V105H139V111L137 110V107H138V105H136L137 103ZM151 101H153V102H155V103H153V102H151ZM168 101H170V102H168ZM44 102L45 103H47L46 104V106H44ZM114 102H115V104H114ZM122 102V103H121ZM134 102V103H133ZM141 102V103H140ZM176 103V104H174V103ZM184 102V103H183ZM232 102V103H231ZM253 102V103H252ZM255 102V103H254ZM258 102V103H257ZM37 103V104H36ZM99 103H103V104H100L99 105ZM131 103H133L132 105L134 106V107H132L131 106ZM152 103H153V105H152ZM157 103H159V104H157ZM162 103H164V104H162ZM167 103H169V105L167 104ZM172 103V104H171ZM186 103V104H185ZM39 104H40V106H39ZM94 104V105H93ZM119 105V107H117L118 105ZM127 106L128 105V107H131L130 109L131 110H129V112H128V107H126L125 105ZM130 104V105H129ZM157 104V106H162V105H164V106H162L161 108L162 109H164V108H166V112H165V109H164V114L162 113L161 114V117H160V115H158V116H156V117H152L151 115H147V118H148V120H150V123L148 122V124H147V127L149 126V124L150 125H153V126H155V127H153V126H149V128L147 129L148 131H150L151 132V134H149V135H153L154 136V134H155V136H156V139H155V136H154V138L153 139H155V140H157V139H159L160 141H165V142H169V144L167 143V146H169V148H170V152H168L169 153V157H171L172 156V158H169L168 156L166 157V156H164V155H166L167 154V152L166 153H163L164 151H158L156 148H154L155 149V151H154V149L152 148V147H150L149 146V148H148V145H150V144H147V148H146V146H145V144L144 143H149V140H148V142H147V140H146V142L145 141H136V145H137V142L139 143L137 146L134 144V142L133 141H130L129 142V144H131V143H133V144H131L132 145V147H131V145H129L128 144V142L126 143V142H124L123 144L121 143V145H122V147L123 146H126V148H127V150H125V152H126V154L124 153V151H123V153H122V151H120V150H122V147H121V145H116L115 147H114V145L115 144H113V143H111V142H113L114 141V139H112V138H114V137H112V136H116V133H114L113 134V132L117 129V128H119L120 129V127H115L116 126V122H118V121H120V123H121V117L120 116H124V118H125V120H126V118L128 117V118H132L133 116L135 117L136 116V118H137V116H139V118H141L142 116H140V115H143V116H145L146 117V114L145 113H148V112H150L151 111V109L155 106ZM167 104V105H166ZM182 104H183V106L184 107H182ZM40 107H38V106ZM99 105V106H98ZM102 105V106H101ZM105 105H107L108 107H106ZM112 105H117L116 106V108L114 107V106H112ZM123 105V106H122ZM141 105V106H140ZM144 107H143V106ZM145 105H147L148 106V109H147V107L145 106ZM166 105V106H165ZM174 105V106H173ZM177 105V106H176ZM189 105V106H188ZM41 106H43L42 108H41ZM49 106V107H48ZM98 106V107H97ZM110 106V107H109ZM112 106V107H111ZM127 108H125V107ZM136 106V107H135ZM152 106V107H151ZM195 106H196V108H195ZM230 106V107H229ZM34 109V110H39V111H42V109L44 110V107H45V111H48L47 113H49V114H51V113H53V112H55L59 107H60V109H65L64 111H65V113L67 114V117L65 116V118L64 119H62L61 121H57V124H55L56 122H54V124L52 123V122H49L48 124H47V122L45 123L46 125H48V128H44L43 126V128L41 129V128H32V127H30V124H27V123H25L22 119H25V121H27L28 120V118H27V113H26V111H29V112H31V110H32V108ZM35 107H36V109H35ZM101 107V108H100ZM108 108V109H106V108ZM168 107V108H167ZM187 107V108H186ZM190 107V108H189ZM229 109H228V108ZM233 107H236V108H238V106H233ZM240 107V106H239ZM6 108V109H5ZM27 108V107H26ZM47 108H49V109H47ZM111 108V109H110ZM118 108V109H117ZM119 108L121 109H123L124 108V112L122 111V109L121 110H119ZM143 108H145V110L143 109ZM223 109L221 112H213V113H209L206 117H205V120H207L206 122H210L211 121V123L213 122V124H217V122H219L223 117H225L226 116V114L228 113H226V109ZM24 109H25V112H24ZM66 109H67V111H66ZM101 109H104V111L106 112V113H104V111L103 110H101ZM136 109V110H135ZM167 109H170L169 110V112H168V110ZM23 110V112H22V114H21V112L20 111H22ZM126 110V111H125ZM134 110V111H133ZM145 111V113H144V111ZM175 110H177V112H175ZM7 111V112H6ZM18 111V112H17ZM112 111V112H111ZM114 111H116V112H114ZM117 111H119L118 113H120V114H118L117 113ZM124 113H122V112ZM135 113V111L137 112V113H133V112ZM141 111V112H140ZM174 111V113H172ZM224 111H225V113H224ZM5 112L6 113H8V115L10 114L11 116H7V114H5ZM15 112L17 113V115L15 114ZM20 112V113H19ZM42 112H44V111H42ZM103 112V113H102ZM109 112V113H108ZM127 112V113H126ZM130 112H132L131 113V115L132 114H134V115H130ZM19 113V114H18ZM113 113V114H112ZM115 113V114H114ZM122 113V114H121ZM169 113V116L167 115ZM218 113V114H217ZM220 113V114H219ZM5 114V115H4ZM14 114H15V117H14ZM65 114V115H66ZM98 114H99V117H98ZM101 114V115H100ZM106 116H104V115ZM109 114L111 115V117L112 116H115V115H117L116 117H120L119 119L118 118H116V120L115 119H113L112 121H110L111 120V118L109 117ZM145 114V115H144ZM261 114V115H260ZM25 115V116H24ZM71 115V116H70ZM103 115V116H102ZM119 115V116H118ZM128 115H130L131 117H129ZM164 115V116H163ZM167 115V116H166ZM216 115V117L214 118V116ZM218 115H220V116H218ZM224 115V116H223ZM5 116H7V117H5ZM18 116V117H17ZM83 116H85V117H83ZM210 116V117H209ZM213 116V117H212ZM257 116V118H259ZM21 117H24V118H22L21 119ZM87 117V118H86ZM102 117H103V119H105V118H107L108 117V119L106 120V122H104L105 120H103L102 119ZM105 117V118H104ZM132 118V119H136V118ZM6 118V119H5ZM9 118H11L10 120L11 121H9ZM17 118V119H16ZM21 120H20V119ZM88 118H89V120H88ZM91 118V119H90ZM150 118V119H149ZM151 118H153L152 120L154 121H152L151 120ZM156 118V119H155ZM160 118H162V119H160ZM213 118V119H212ZM218 118V119H217ZM220 118V119H219ZM2 119H5V120H3L2 121ZM12 119H14V120H12ZM123 119V118H122ZM216 119V120H215ZM64 120V121H63ZM65 120H66V124L67 125H65ZM124 120V119H123ZM129 120H131V119H129ZM158 122H156V121ZM159 120V121H158ZM217 120H219V121H217ZM21 121H23V124H21L22 122ZM114 121H116L114 124V126L112 125H108V123H112V122H114ZM261 121V120H260ZM258 122V126L257 127H260V125H261V127L262 128H264V123H262L264 120H262V122ZM7 122V123H6ZM21 122V123H20ZM104 122V123H103ZM156 122V123H155ZM223 122V121H222ZM221 122V124L220 125H222L223 124V126H221V128L223 127V128H226L227 129V124L225 123V122H223L222 123ZM64 123V124H63ZM101 123H103L102 125H101ZM105 123H106V125H105ZM154 123H155V125H154ZM5 124V125H4ZM44 124V125H45ZM62 124L63 125V127L61 128V126L60 125ZM157 124V125H156ZM225 124H226V126H225ZM0 125L2 126V124L0 123ZM46 125H45V127H46ZM68 125H71V127H69ZM97 125V126H96ZM162 125V126H161ZM172 125V126H171ZM220 125H218L217 124V126H220ZM10 126V127H9ZM28 126V127H27ZM54 127V130H53V127ZM58 126V127H57ZM101 126H103V127H101ZM168 126H170V127H168ZM30 127V128H29ZM50 127V128H49ZM66 127V129H63V128H65ZM76 127H78V129L76 128ZM113 127L114 128H116V129H113ZM20 128V129H19ZM58 128V129H57ZM60 128V129H59ZM69 128V129H68ZM80 128H82V132L80 131ZM95 128V129H94ZM98 128H100V129H98ZM161 129V130H159V129ZM165 128H169V130H170V128L173 130H170L171 132H169V130H167V129H165ZM177 129V126L176 127H174V129ZM222 128V129H223ZM262 128H260V130L262 131L263 129ZM37 129V130H36ZM41 129V130H40ZM46 129H47V131H46ZM71 129H74L73 131L71 130ZM77 129V130H76ZM110 129H111V131H110ZM152 129V130H151ZM155 129V130H154ZM164 130V132H163V130ZM32 130V131H31ZM69 130H71V131H69L70 132V134L72 133V134H74L73 136L72 135H70L69 133H68V131ZM79 130V131H78ZM118 130V129H117ZM115 131V132H117L118 133V135H120L119 133L121 132V130H120V132H119V130L118 131ZM126 130V131H125ZM167 130V132H169V135L167 134V132H165ZM33 131H34V133H33ZM37 131H39L38 133H41V134H38L37 133ZM46 131V132H45ZM78 131V132H77ZM84 131V132H83ZM110 131V132H109ZM125 131V132H124ZM131 131V134L130 135H132L133 134V129L132 128H130V130H129V128H128V132H127V127L125 126L124 128H123V130H122V134L121 135H123V132L124 133H129ZM155 131H159V132H155ZM162 131V132H161ZM66 132H67V134H66ZM77 132V133H76ZM263 132V131H262ZM35 133H37L38 134V136H37V134L35 135ZM76 133V134H75ZM108 133V134H107ZM111 133H112V136H111ZM156 133H158V134H156ZM107 134V136L105 137V135ZM167 134V136H165ZM173 134V135H172ZM264 134V133H263ZM34 135L36 136V137H34ZM66 135H67V137H66ZM163 135V137L164 138H160V136H162ZM170 135H172V136H174V137H172V136H170ZM65 138H64V137ZM133 136H135V133H134V135ZM157 136L159 137V138H157ZM101 137H102V139H101ZM110 139H109V138ZM165 137H167L166 139H168V140H165ZM173 139V141L175 142V144L178 142V143H180L178 146L177 145H172V144H174V142L172 141V139ZM203 137H205V138H203ZM207 137V138H206ZM217 137V138H216ZM219 137V138H218ZM52 138V139H51ZM64 140H63V139ZM107 138V139H106ZM152 138V137H151ZM170 138V139H169ZM54 139V142H53V144H51V142H52V140ZM57 139V140H56ZM59 139V140H58ZM79 139V138H78ZM104 139H106V140H104ZM31 140V141H32ZM50 140V141H49ZM56 140V141H55ZM79 140H81V139H79ZM180 142H179V141ZM226 140V138L224 139V141ZM26 141V142H25ZM62 141H60V143L59 144H61V142ZM163 141V142H164ZM177 141V142H176ZM195 141V142H194ZM198 141V142H197ZM23 142V143H22ZM94 142V141H93ZM108 142H109V144H110V146H108L109 144H108ZM164 142V143H165ZM194 142V143H193ZM202 142V141H201ZM222 142H223V140H222ZM107 144V145H104V144ZM143 143V144H142ZM185 143V144H184ZM112 144H113V146H112ZM126 144V145H125ZM170 144H171V146H174V147H171L170 146ZM181 144H184V146H182ZM104 145V146H103ZM129 145V146H128ZM134 145V146H133ZM165 145H166V143H165ZM261 145L264 147V142L263 143H261ZM48 146V145H47ZM180 146H182V148H180V149H176L177 147H180ZM186 146H187V149H186ZM189 146V147H188ZM12 147H14V148H12ZM19 147V148H18ZM43 147H42V149H43ZM89 147H91V148H93L94 149V151L91 149V148H89ZM95 147V148H94ZM101 149H100V148ZM106 147V148H105ZM112 147H113V149H112ZM116 147H117V149H116ZM129 147H130V149H132L133 148V150L134 151H136V153H137V155H138V153H139V155H138V158H137V155H136V157L134 156L136 153L135 152H132L133 150H130L129 149ZM139 147V149H137ZM183 147L186 149H183ZM17 148V149H16ZM21 148L23 149V150H25V151H23V150H21ZM54 148H56V149H54ZM87 150H89V151H86L85 149ZM97 148H99L101 151H102V149H103V152L106 150V152L110 155V158L108 157L109 155L107 154L106 155V152H104V154L107 156H104V154H102L103 152H98V151H100L99 149H97ZM108 148H109V150H111V152L108 150ZM111 148V149H110ZM120 148V149H119ZM123 148H125V147H123ZM146 148V149H145ZM173 148H175V152H174V155L172 154L171 155V153L173 152ZM77 151H76V150ZM81 149H83V150H81ZM116 149V150H115ZM137 149V150H136ZM141 149V150H140ZM145 149V150H144ZM148 149H151L150 151H149V155H147V152L146 151H148ZM153 149V150H152ZM171 149H172V152H171ZM48 150V151H47ZM49 150H50V152H49ZM73 150V151H72ZM80 150H81V152L82 151H85L86 152V154H89V155H87V158L89 157V161L88 160H86V158L84 159V160H86L85 162H84V160L82 159H78L79 158V155H77L79 152H80ZM98 150V151H97ZM110 152H108V151ZM117 150H119V151H117ZM124 150V149H123ZM130 150V151H129ZM145 151L146 152V154L145 153H143L142 151ZM157 150V151H156ZM181 150H184V151H181ZM45 151V152H44ZM47 151V152H46ZM75 151V152H74ZM98 152L99 153V155H101V156H96V155H93L92 153H94V152ZM128 151L129 152H131L132 154L131 155H133L132 157H131V155H130V153H128ZM140 151V152H139ZM177 151V152H176ZM178 151H179V153H178ZM14 152H16V153H14ZM22 152V153H21ZM52 152V153H51ZM84 152V153H85ZM90 152V153H89ZM113 152V153H112ZM125 156V158H127L126 159V161L128 162V164L126 165V162H125V159H124V157H123V155L120 157L119 156V154L121 155V153ZM144 154H142V153ZM153 152V153H152ZM162 153V155H161V153H160V155H158V153ZM250 152V151H249ZM256 152V153H255ZM257 152H259L258 154H260V155H256L257 154ZM2 153V152H1ZM4 153V154H3ZM2 154H0V156H6V154H5V152H3ZM26 153V154H25ZM72 153H74V155H72ZM76 153V154H75ZM115 153L117 154V157H116V155H115ZM135 153V154H134ZM151 153H152V155H151ZM178 153V154H177ZM195 153H196V156H195ZM202 153V154H201ZM15 154V155H14ZM20 154H22L23 155V157H21L22 155H20ZM24 154H25V156H24ZM28 154V155H29ZM92 154V155H91ZM141 154V155H140ZM155 154V155H154ZM191 154V155H190ZM194 154V156H195V158H197L198 160H199V162H200V164H211V166H212V168H211V166H207V167H209L210 169L208 170V171H205V172H202V174L200 175V173H199V175H200V177L201 178H198L199 176L197 175V180H196V178H191V176H187V179H185V180H177V179H179V177L185 172L184 170H183V168H181V167H184V169H186L185 168V166L184 165H186V163L184 162V161H186L187 162V164L189 163L188 161L189 160H191V158H194V157H189V156H192ZM71 155V156H70ZM12 155H10V156H8L9 158H10V160L8 159V157H4L3 159L6 161V163H7V160H8V162L10 161V163H8V165H7V167L8 166H11V160L12 161H14L15 160V158H12L11 157ZM20 156V158H18ZM75 157V159L73 158V157ZM78 156V157H77ZM92 156H94L93 157V159H92ZM102 156H104L102 159H100ZM112 156V157H111ZM148 156V157H147ZM150 156V157H149ZM152 156H154V158H151ZM165 157V161L163 160L164 159V157ZM179 156V157H178ZM184 156H185V159H188V160H184V159H181L183 162H181V160H179L180 162H178V161H175V159H176V157H177V159L178 158H184ZM186 156H187V158H186ZM69 157H70V159H69ZM76 157H77V161H75L76 160ZM97 159H96V158ZM106 157V158H105ZM115 157H116V159H115ZM140 157H144V158H140ZM249 157V158H248ZM252 157H254V158H252ZM31 159H32V157H30ZM29 158V159H30ZM95 158V159H94ZM109 158V159H108ZM117 158H118V160H117ZM121 158V160H119ZM139 159V160H144L143 162L145 163V164H143V162L142 163H140V165H139V163L136 165V166H134V167H131V171H133L132 173H134V171H135V177L133 176V174L130 172V170H129V168L128 167H130L131 165H134V163H132L131 161L132 160H129V159ZM151 158V159H150ZM156 158V160L157 161H161V159L163 160V162H160L159 164H160V166L158 165V162L157 161H152V159H155ZM159 158V159H158ZM171 159V160H169V159ZM173 158H175V159H173ZM190 158V159H189ZM211 158V160H209ZM240 158L242 159V160H240ZM244 158V159H243ZM251 158L253 159V160H255L256 159V161L254 162L253 160V162L251 161ZM14 159V160H13ZM71 160V161H66L65 163L67 164H63L64 163V161L63 160ZM98 159H100V160H104V159H107L108 161H111V163L115 166L116 165V167H117V164L118 163H120L119 165L120 166H122V169L124 168H128V169H125L126 170V172H130L128 175H127V177H126V179H128L129 177L131 178V180H130V178H129V180H130V188H134V191L136 192V190L135 189H137V192L138 193H136V195H135V193H134V191L132 192H129V194H130V196H128L129 194L128 193H126L125 195H124V198H126V196H127V200L129 201L128 202V204L130 205V207H129V205H128V207L126 206V207H120V202L118 201H115V202H117V203H112L111 201H109V200H107V199H112V197L113 198H115V196H116V198H118L119 196L118 195H122L123 193H122V191L124 190H120L122 187L120 186V185H118V184H114L113 182H112V179L114 180L115 178H113L112 176H111V174L110 173H112V175L113 176H116V175H119V174H121V172L123 173V172H125V170L123 169H121V172H120V168L121 167H117V169L116 168H113V165L112 164H110L107 160H104L103 162H105V163H99V161L100 160H98ZM111 159V160H110ZM115 159V160H114ZM124 161H123V160ZM148 159H150L148 162H147V160ZM176 159V160H177ZM204 159V160H203ZM246 159V160H245ZM4 160H2L1 162L3 163L1 166H3V165H5L6 166V164L3 162ZM80 160H81V163H80ZM93 160H96V162L94 161L93 162ZM168 160V161H167ZM177 163V164H175V162ZM207 160V161H206ZM209 160V161H208ZM230 160H232V161H230ZM244 160L245 161H247V162H244ZM16 161H18V160H16ZM18 161V162H19ZM59 161H61V162H59ZM73 161V162H72ZM79 161V162H78ZM92 161V162H91ZM106 161H107V163H106ZM122 161V162H121ZM130 161V162H129ZM152 161V162H151ZM170 161H171V163H170ZM204 161L205 162H208V163H204ZM213 163H211V162ZM214 161V160H213ZM248 161H249V163L250 162H252V163H250V167L251 166H253L252 168H255V170L254 169H251L250 167H249V163H248ZM260 161V162H259ZM261 161H262V163H261ZM17 162V163H18ZM69 162L71 163H73V164H69ZM60 166H62L61 167V170H64V168H67V167H77V169H78V171L74 174V175H72L71 176V178L73 179H71L70 177L69 178H63V177H61V178H59V179H55L58 175H56L55 173H58L59 171H61L60 170V167H59V165ZM78 163H80V164H78ZM87 163V164H86ZM88 163H91V164H88ZM92 163L96 166V168H95V166L93 167L92 166ZM96 163H97V165H99L100 167H102V168H99V166H97L96 165ZM109 163V164H108ZM115 163V164H114ZM125 165H123V164ZM153 163V164H152ZM161 163H162V166H163V164H165L164 165V167L166 168V172H165V168H163L164 169V171H162L163 169H162V167H161ZM175 164V169L173 168V165L171 166L170 165V167H169V164ZM178 163L179 164H181L182 165V163H183V165L181 166V165H179L178 167H177V169H176V165H178ZM245 165H244V164ZM248 163V165H246ZM255 163V164H254ZM78 164V165H77ZM84 164H86V165H84ZM105 164L108 166V165H112L111 167L112 168H109V167H107V166H105ZM131 164V165H130ZM141 164H143V169H142V165ZM149 165V167H147L148 165ZM158 166H156V165ZM200 164H199V166H197L198 164H195L197 167H200ZM243 164V165H242ZM79 165L81 166V165H83V166H81L82 167V169H81V167H79ZM130 165V166H129ZM224 165V166H223ZM63 166H64V168H63ZM89 166H91V168H92V170H93V168H94V170L95 171H97L96 169H98L99 171H98V177L100 176V178L101 177H104V175H105V179L104 178H101V179H99L98 177H96V178H98V179H96V178H88L89 177V174L88 173H90V171H91V168L89 167ZM105 166V167H104ZM126 166H128V167H126ZM141 167V168H138V167ZM145 166L147 167V169H144L145 168ZM153 166H154V168H153ZM181 166V167H180ZM238 166V167H237ZM240 166H244V169H243V167L241 168ZM85 169H84V168ZM138 169H137V168ZM153 169H152V168ZM161 167V168H160ZM179 167H180V169H182V172L180 171H178V170H180L179 169ZM205 167V166H204ZM214 167V168H213ZM219 167V168H218ZM225 168L224 170H225V172H226V170H227V172H226V174H225V176L224 175H220L221 174V170L220 169H222V168ZM245 167H247V168H245ZM248 167L251 169V171H250V169H248ZM63 168V169H62ZM107 168V169H106ZM132 168H136V169H132ZM151 168V169H150ZM156 168V170H154ZM158 168V169H157ZM171 168V169H170ZM173 168V169H172ZM215 168H218V169H215ZM239 168H241L242 169V171L243 172H245V173H242V171H241V169H239ZM103 169V170H102ZM108 170V169H111V170H108V171H106V170ZM112 169H113V171H112ZM143 170V173H142V170ZM160 169V170H159ZM168 169H169V171L171 172L172 170V173H169L168 172ZM214 169V170H213ZM228 169H229V172L231 173V177L230 176H228V174H230L229 172H228ZM236 169V170H235ZM238 169L240 170V171H238ZM80 170H81V172H80ZM102 170V171H101ZM118 170H119V172H118ZM128 170V171H127ZM136 170H138V171H136ZM141 170V171H140ZM145 170V171H144ZM151 170V171H150ZM157 170H159V171H157ZM245 170H248V171H245ZM252 170H254V172L252 171ZM56 171H58V172H56ZM101 171V172H100ZM162 171V172H161ZM177 172V174H175V172ZM80 172V173H79ZM101 173V175H100V173ZM107 172V173H106ZM109 172V173H108ZM114 172V173H113ZM117 172V173H116ZM139 174H138V173ZM140 172H141V175H140ZM165 172V173H164ZM217 172V173H216ZM232 172L234 173L233 174V176H232ZM238 172H241L240 174H241V176L243 175L244 177H242V180L243 181H241L242 183H243V187H244V184H245V182H244V180H248V181H251L250 182V184L248 183V182H246V184H247V186H245L244 188H245V190H249L248 192H246L245 193V195H243V193L245 192L244 191V188H243V192L241 191V190H238V187L236 186V185H234V187L233 188H235L234 190H236V192H240V194H242V196H243V198H244V196H245V198H244V201H243V198H242V196L240 195V194H238V193H236L235 191V193L233 194L232 193V196L231 197H234V199L233 198H230V197H227V195H226V193L227 192H225V190L227 189L226 187H228V188H230V189H233L232 188V186L230 185V182L228 181V178L226 177V175L229 177V180L232 182L234 179L236 180V179H238V178H240L241 179V177H239V173ZM247 172V173H246ZM254 173V174H256V175H253L252 173ZM80 175H79V174ZM115 173H116V175H115ZM157 173V174H156ZM161 173V175L164 173V175H162V176H165L166 177V175H168V174H166V173H169V175L172 177V178H174L173 180H172V178H171V181H169L170 180V176L168 175L166 178H164V177H162V176H160V175H158V174H160ZM180 173H182V174H180ZM215 173V174H214ZM218 173H220L219 175H217ZM236 173L237 174H239V175H236ZM248 173H249V175H251L250 177L248 176ZM19 174V175H18ZM20 174H23V175H20ZM54 174V175H53ZM104 174V175H103ZM138 174V175H137ZM245 174V175H244ZM160 176L159 178H157V176ZM175 175V176H174ZM204 175V176H203ZM214 175V176H213ZM216 175H217V178L219 177L220 178V181H224V178L226 179V183L224 182L223 183V185H224V187H225V190H224V188H220V189H215L214 188V190H212V192H211V190H210V192L209 191H206V190H202V191H200L199 193L197 192L196 193V186L197 185H199L198 183H200V184H204V185H206V183L207 184H210L211 186H215L216 185V183L215 182H213V181H216ZM27 176H29V177H27ZM31 176V177H30ZM73 176H74V178H73ZM88 176V177H87ZM108 176V177H107ZM109 176H110V178H109ZM131 176H133L134 178H132ZM174 176V177H173ZM224 176V177H223ZM248 176V177H247ZM256 176V177H255ZM53 177H55V178H53ZM76 177H78V178H76ZM204 177V178H203ZM215 178V180H213L214 178ZM232 177H233V179H232ZM238 177V178H237ZM49 178H50V180H49ZM54 179V181L52 180V179ZM86 178V179H85ZM151 178H153V180L151 179ZM163 178V182L162 181H160L161 179ZM168 178V179H167ZM219 178L217 179L218 181H219ZM223 178V179H222ZM246 178V179H245ZM249 178V179H248ZM61 179V180H60ZM62 179H64L65 180V182H64V180H62ZM68 179H69V181L70 182H68ZM77 179V180H76ZM79 179V180H78ZM109 179V180H108ZM158 179V181H156ZM164 179L168 182H166V181H164ZM181 179V178H180ZM200 179H201V181H200ZM232 179V180H231ZM49 180V181H48ZM57 180H58V182H57ZM75 183V184H79L80 185V187H82V189L78 186V191L80 190L81 192L82 191H84L83 189H85L84 187L86 186V185H92V184H94V183H96V184H101V182L103 183V181H104V183L103 184H105L106 186L104 187V189L102 190V189H100V191L99 192H97V195L96 196H94L93 198L94 199H92L93 200V202H92V200H89V203H88V201H81V200H79V199H76L77 197H76V194L75 193H72L73 195H67L66 193V195L64 196V192H62V191H64L65 190V185H69V184H71V182L72 181ZM92 180H93V182H92ZM95 180V181H94ZM105 180H107L106 182H105ZM111 180V181H110ZM155 180V181H154ZM175 180H177L176 182L177 183H175V182H172V181H175ZM194 180V181H193ZM5 182L4 183H8V181H6V180H4ZM32 181H34V183L32 182ZM36 181V182H35ZM76 181V182H75ZM97 181L99 182V183H97ZM139 181V182H138ZM146 181H150V183L148 184ZM152 181L153 182H156V183H158L159 181V184L157 185V186H155L154 185V183H152ZM179 181H180V183H179ZM181 181H183V183L181 182ZM190 181L193 183H191L190 184ZM240 181V180H239ZM54 182V183H53ZM68 182V183H67ZM80 182H83V183H80ZM92 182V183H91ZM113 184H112V183ZM141 182H142V184H141ZM145 182V183H144ZM162 182V183H161ZM203 182V183H202ZM4 183L3 182H1V184L2 185H4ZM74 183H72V184H74ZM85 183H86V185H85ZM107 183H110V185H108ZM133 183V184H132ZM141 184V186H143V187H141L140 186V184ZM171 183V184H170ZM213 183H214V185H213ZM252 183V184H251ZM134 184H136V185H134ZM138 184V185H137ZM150 184H152L153 185V187L154 188H151L150 190H149V188L148 189H146ZM229 184V185H228ZM232 184H233V182H232ZM245 184V185H246ZM8 185V184H7ZM7 185H5V186H1L2 187V189H3V187H5V189H7ZM64 185V186H63ZM116 185V186H115ZM133 185V186H132ZM110 186V188H111V192H109L110 191V188H108ZM118 186V187H117ZM144 186H147L146 188L144 187ZM207 186V185H206ZM42 187V188H41ZM67 187V186H66ZM116 187V188H115ZM136 187V188H135ZM138 187H139V189H140V187L142 188V189H140V192H139V190H138ZM247 187V188H246ZM105 188H108V189H106L105 190ZM120 188V189H119ZM40 189H42V190H40ZM60 189V191H59V193H58V190ZM146 189V192H147V190H149L147 193H148V197H149V199H147L146 200V198H148V197H146L147 196V194L146 193H144L145 190ZM37 190V191H36ZM57 190V191H56ZM62 190V191H61ZM105 190V192H103ZM108 190V191H107ZM223 190H224V192H223ZM27 191V192H28ZM38 191H42L41 192V194L39 195V192ZM46 191H49V192H46ZM113 191V192H112ZM144 191V192H143ZM157 191H159V193L160 194H162L160 197H162L163 198V200L161 199V198H159V193H156ZM220 191V192H219ZM43 192H44V194H43ZM61 192H62V195H61V197H59L60 196V194H61ZM108 192V193H107ZM119 192L121 193V194H119ZM141 192H142V194H141ZM162 192H164V193H167V194H163ZM179 192V193H178ZM180 192H181V196L179 195L180 194ZM224 194H223V193ZM49 193V194H48ZM51 193H53L52 195H51ZM55 193V194H54ZM56 193L57 194H59L58 195V197H59V199H58V197H56L57 195H56ZM103 193V194H102ZM104 193L105 194H108V196L106 195V196H104ZM143 193H144V195H143ZM174 193H175V195L176 196H178V197H176L175 196V198L174 197H172V196H174ZM215 193V194H214ZM217 193H219V194H217ZM220 193H222V195L220 194ZM75 194V195H74ZM113 194V195H112ZM150 194V195H149ZM194 194H195V196H194ZM230 195H231V193H229ZM228 194V196H230ZM42 195V196H41ZM48 195H50V196H52V197H50V196H48ZM109 195H110V197H109ZM135 197H134V196ZM138 195H142V196H140V197H138ZM167 195L168 196H170V197H172V198H168L167 197ZM195 197V199L197 200L198 198V201H196V200H193L194 199V197ZM221 195V196H220ZM235 195V196H234ZM41 196V197H40ZM44 196L46 197V198H44ZM47 196L49 197L48 199H47ZM67 196V197H66ZM72 196V197H71ZM74 196V197H73ZM97 196L98 197H101V199L100 198H97ZM133 196V197H132ZM192 196V199L190 198ZM224 196H225V198H224ZM238 198H241V199H238ZM241 196V197H240ZM57 198V199H54V198ZM103 197V198H102ZM105 197H107L106 198V200H105ZM131 197V198H130ZM144 197H146L145 198V201H144ZM197 197V198H196ZM221 197V198H220ZM53 198V199H52ZM69 198V199H68ZM71 198H73V200L71 199ZM129 198H130V200H129ZM137 198V199H136ZM215 198H216V200H215ZM224 198V199H223ZM226 198H230L229 200V203H228V200H226ZM237 198V199H236ZM49 199H51V200H49ZM66 201H65V200ZM70 199H71V201H72V203H74V205H72V209L70 210L69 208H66V207H63V205H64V203L65 202H69L70 201ZM96 199V200H95ZM97 199L99 200L98 202H97ZM106 201H104V200ZM165 199H167V200H165ZM172 199V200H171ZM173 199L175 200V201H173ZM224 200V202H223V200ZM47 200H49V202L50 203H52L51 205L52 206H54V207H57V208H53V210H51V212L53 211V213H50V209H51V205H50V203L47 201ZM55 200V201H54ZM62 200H63V202H62ZM101 200V201H100ZM135 200V201H134ZM189 200V201H188ZM192 200V201H191ZM218 200L219 201H222L221 203L222 204H224V206H222V204L220 203V202H218ZM242 200V201H241ZM247 202H246V201ZM45 201V202H44ZM75 201H77L76 203H78V204H76L75 203ZM96 201V202H95ZM109 201V202H108ZM163 201V202H162ZM164 201H166L167 203H168V205H167V203L166 202H164ZM170 201H173V203H174V205H173V203L172 202H170ZM179 201V202H178ZM186 201V202H185ZM188 201V202H187ZM193 201H195V202H193ZM213 201V202H212ZM215 201V202H214ZM227 201V202H226ZM231 201H233V202H231ZM19 201H17V202H15L12 206H14V208H18L19 207V205H21L22 204V201L20 202V203H18ZM47 202V203H46ZM56 202V203H55ZM58 202V203H57ZM83 202V203H82ZM99 202H100V204L101 205H99ZM184 202V203H183ZM219 204H221V205H219ZM243 204H242V203ZM17 203H18V205H17ZM49 203V204H48ZM55 203V204H54ZM63 205H62V204ZM82 205H81V204ZM86 203H87V206H86ZM92 203H95L96 204V206H95V204H92ZM104 203V204H103ZM110 203V204H109ZM111 203H112V205H111ZM165 203V204H164ZM176 203H178V205H177V208L175 207V208H172L173 206H176ZM181 203V206L179 205ZM183 203V204H182ZM191 203V204H190ZM217 203V204H216ZM80 204V205H79ZM89 204V205H88ZM92 204V205H91ZM98 204V205H97ZM105 204L106 205H108V206H105ZM186 204H187V206H189V207H186ZM192 204H195L196 206H192ZM225 204H226V206H225ZM235 204V205H234ZM239 204V205H238ZM245 204V205H244ZM23 205V206H22ZM21 206V208L23 209L24 207H26V209H27V207L29 208V209H27V210H29V212H32L33 211V208L32 207H30V206H28L29 204H27V203H25L24 202V204H22ZM25 205V206H24ZM50 207H49V206ZM57 205V206H56ZM61 205V206H60ZM66 205V204H65ZM64 205V206H65ZM75 205H76V207H75ZM110 205V206H109ZM170 205V206H169ZM172 205V206H171ZM185 205V206H184ZM227 205H230V206H227ZM238 205V206H237ZM245 207H244V206ZM59 206V207H58ZM82 207L83 206V208H79V207ZM85 206V207H84ZM88 206H89V208H88ZM181 208H180V207ZM184 206V207H183ZM215 206V207H214ZM220 206H222V207H220ZM232 206V207H231ZM65 208L64 210L66 211V213H67V210L69 209L70 211H68V213L66 214L65 212H64V210H62L61 208ZM94 207V208H93ZM106 207V208H105ZM111 207H112V209H111ZM114 207H115V209H114ZM120 207V208H119ZM187 209H186V208ZM191 207H193L192 209H191ZM214 207V208H213ZM217 207H218V210H217ZM227 207V208H226ZM234 207V208H233ZM238 207V208H237ZM13 207H11L10 209L11 210H14V208L12 209ZM20 208V207H19ZM31 208V209H30ZM60 208V209H59ZM77 208V209H76ZM79 208V209H78ZM85 208V209H84ZM88 208V209H87ZM92 208V209H91ZM103 208L104 209H106V210H103ZM108 208V209H107ZM123 210H122V209ZM220 208V209H219ZM221 208H222V212L221 211H219V210H221ZM224 208V209H223ZM230 208H232V209H230ZM10 209H7V210H5L4 212L8 215V211H11ZM25 209V208H24ZM54 209H56L55 211H54ZM74 209H76V210H74ZM82 209V210H81ZM90 209V210H89ZM96 209V210H95ZM102 211H101V210ZM114 209V210H113ZM117 209V210H116ZM118 209H120V210H118ZM176 209V210H175ZM182 209H184V210H182ZM186 209V210H185ZM59 210V211H58ZM78 210V213L76 212ZM79 210H81V212L79 211ZM93 210V211H92ZM101 211V213L102 212H106L105 213V215L106 216H101L102 218H96L95 217V215L97 216V213L98 214H100V211ZM122 210V211H121ZM188 210V211H187ZM63 211V212H62ZM83 211V212H82ZM85 211V212H84ZM95 211V212H94ZM98 211V212H97ZM108 211V212H107ZM118 211V214H120V216L119 217H117L118 215H117V213H116V215H113V214H115L114 212H117ZM123 213V215H122V213ZM124 211V212H123ZM185 211V212H184ZM196 211V212H195ZM215 211H218V212H221L222 214H220V216H216V214H215ZM3 212V216L4 215H6L5 213ZM59 214V215H61V212L62 213H64V216H60L59 217V215L57 214V213ZM60 212V213H59ZM111 212V213H110ZM195 212V213H194ZM57 215H55V214ZM70 213V214H69ZM73 213H74V215H73ZM78 215V216H76V214ZM83 213V214H82ZM96 213V214H95ZM107 213H109V214H107ZM113 213V214H112ZM214 213V214H213ZM82 215V217H81V215ZM103 214V213H102ZM102 214H100V215H102ZM111 214V215H110ZM142 215V217H141V215ZM149 214V215H148ZM2 215L0 214V217H2ZM63 215V214H62ZM69 217H68V216ZM100 215H98V217H100ZM104 215V214H103ZM108 215V216H107ZM138 215H139V217H141L140 219L138 218ZM114 217V219L116 220L117 218H118V220H116V221H114V219H112V220H109V219H111V218H106V217ZM116 216V217H115ZM145 216V217H144ZM46 217V218H45ZM49 217V218H48ZM68 217V218H67ZM76 217H78L77 219H76ZM82 219H81V218ZM103 217H105L106 219H108V220H104L103 219ZM121 217V218H120ZM144 217V218H143ZM4 218V217H3ZM47 218L49 219V220H51V221H49V220H47ZM57 218H59L58 220H57ZM80 218V219H79ZM55 221H54V220ZM99 219H101V220H99ZM103 219V220H102ZM119 219H121L120 221H119ZM136 219H138L137 221H136ZM49 223H47L46 221ZM84 220V221H83ZM85 220H87V221H91V222H93V223H91V224H88L87 225V223H89V222H87V221H85ZM98 220V221H97ZM139 220H143V221H139ZM27 221V220H26ZM26 221H22V223H26ZM61 221L59 222L60 224H62L61 223ZM62 221V222H63ZM75 221H77V223L75 222ZM78 221H80V222H78ZM113 221V222H112ZM45 224H44V223ZM53 222V223H52ZM67 222V223H68ZM82 222V223H81ZM97 222H100L101 224H99L98 223V225H96L97 224ZM134 222H136V224L134 223ZM51 223V224H50ZM59 223H58V225H59ZM66 223V224H67ZM66 224H64V225H66ZM74 224V225H75ZM94 224H95V228L97 227L98 229H100V226H102V228L100 229V230H98V229H95L94 228ZM177 225V226H174L173 227V225ZM45 225V226H44ZM86 227H85V226ZM68 226V225H67ZM104 226V227H103ZM131 226V227H130ZM232 226H234V227H232ZM246 226L248 227V228H246ZM250 226V227H249ZM253 226H254V228H253ZM173 227V228H172ZM176 227H178V228H176ZM229 227H231V229L229 228ZM237 227V228H236ZM252 227V228H251ZM17 228V227H16ZM15 226H14V230H13V232L15 231ZM94 228V229H93ZM126 228V229H125ZM175 228V229H174ZM235 228V229H234ZM240 228V229H239ZM245 228V229H244ZM11 229H13V226H11ZM246 229H248V230H246ZM251 229H253L252 231H253V233H254V235H252L253 233L252 232H250L251 231ZM96 230H98L97 232H96ZM250 230V231H249ZM90 231V230H89ZM95 231V233H92V232H94ZM226 231H227V233H226ZM230 231V232H229ZM224 232H225V234H224ZM250 232V233H249ZM81 233V235H78V234H80ZM86 233V232H85ZM92 233V234H91ZM229 233V234H228ZM251 234V236H249V238L247 239V240H245L246 242H247V244H246V242H244L243 241V243H242V240H239V238L241 239V237H242V234ZM85 236H84V235ZM89 234V235H88ZM222 234V235H221ZM239 234V235H238ZM258 236H257V235ZM107 235H110V238L111 237H113L114 239H116L117 237H119V241L117 242V245H110V243H108V241H109V237H106ZM114 235V236H113ZM226 235V236H225ZM227 235H228V237H227ZM259 238H257L258 239V241L256 240V236ZM259 235H260V237L262 236V238L263 239H261L260 240V237H259ZM83 236L84 237H86V239H88L89 238V236L91 237L90 239H88V241L90 240L91 242H93V243H91V242H88L87 240L84 242V239L85 238H83ZM103 236H105V238L103 237ZM139 236V238H137ZM144 236V237H143ZM220 236H221V238L223 239V237H224V239L222 240L221 238H220ZM239 236V237H238ZM55 237H57V236H55ZM78 237V239H77V241H75V243L76 242H78L77 244H75L74 243V240H76L75 238H77ZM88 237V238H87ZM99 239H98V238ZM116 237V238H115ZM233 237H235V238H233ZM74 238V239H73ZM81 240H80V239ZM92 238H94L93 240H92ZM103 238V239H102ZM107 238H109V239H107ZM72 239V240H71ZM105 239L107 240V241H105ZM139 239V240H138ZM146 239V240H145ZM151 239V240H150ZM233 239V240H232ZM234 239H236V240H234ZM252 241H251V240ZM1 240V239H0ZM5 240H7L8 242H10V244H8L7 243V241L5 242V243H7V244H5L4 243V247L5 248H2V245H3V241H5ZM10 240V241H9ZM59 240V239H58ZM131 240V241H130ZM137 240V241H136ZM147 241V242H144V241ZM230 240V241H229ZM233 242H232V241ZM239 240V241H238ZM251 242H250V241ZM71 241H73V242H71ZM80 241H82V242H80ZM97 241V242H96ZM101 241H102V243H101ZM128 241H130L131 243H136L135 245H137V246H135L136 248H134V244H130V242H128ZM136 241V242H135ZM148 241H150V242H148ZM225 243H224V242ZM227 241H229V243L230 242H232V244L230 243H226ZM237 241V242H236ZM249 241V242H248ZM262 242V244L260 243V242ZM86 242H87V244L91 247V246H93L92 247V249L94 248V245H92V244H94V242H95V246H98L99 245V248H97V247H95V248H97L96 250L98 251V254L100 255H98V254H96L97 253V251H95V248H94V250H92L91 249V252L92 251H94V254H95V256L97 255L98 256V258L96 257L95 258V260L93 259V257H94V254H93V252L91 253L90 252V250H86L88 247V245L86 244ZM141 244H140V243ZM144 242V243H143ZM237 243V244H233V243ZM255 243L256 244V242H257V244H258V246H257V244L254 246L253 245V243ZM0 243H1V245H0V248H2L1 250H0V253L1 252H3V251H5L4 249H6V248H8V249H6V250H10V247L9 246H11L12 245V243H11V239H2V241H0ZM72 243H74L75 245H74V247H72ZM81 243V244H80ZM106 243H108L109 245H110V249L108 250L107 249V247H108V245L106 244ZM118 243L120 244L119 246H121V247H118ZM130 244V245H132V246H130V247H133V248H131V252L129 253V252H127L126 253V250L128 251V249H130L129 248V246H127L128 244ZM139 243V244H138ZM143 243V244H142ZM150 243V244H149ZM261 245H260V244ZM71 244V245H70ZM82 244H85L84 245V247L86 248H84L83 246H81ZM104 244V245H103ZM106 244V245H105ZM250 244V245H249ZM253 246H252V245ZM9 245V246H8ZM76 245H79V246H81V248H82V252L81 253H83V254H81V253H79L80 254V256H79V254L77 253V251L75 250V249H77L78 247L76 246ZM101 245V246H100ZM124 245H126V246H124ZM138 245H141L140 247L141 248H139V246ZM145 245V246H144ZM56 247V248H53V247ZM59 246V247H58ZM70 246V247H69ZM105 248H104V247ZM116 248V247H118V249H115L114 250V247ZM251 246V247H250ZM51 247V248H50ZM72 247V248H71ZM122 247H125V248H122ZM254 247V248H253ZM255 247H257V248H259V251H258V249H256L257 251H254L255 250ZM58 248V249H57ZM65 248H66V250L67 251H69V250H71L70 252H67L66 250H65ZM67 248H69V249H67ZM103 248V249H102ZM112 248H113V250H112ZM122 248V249H121ZM250 248H251V250H250ZM263 248V251L261 250ZM19 248H17V250L15 249V248H13V250H15V251H13V250H11L12 251V255L13 254H17L18 253V251H19V255H20V253H21V247H20V249L18 250ZM74 249V250H73ZM121 249V250H120ZM62 251V253L63 252H65V253H60L61 251ZM73 250V251H72ZM111 250V251H110ZM121 252H120V251ZM125 250V251H124ZM253 250V251H252ZM75 251V252H74ZM87 251V252H86ZM123 251L126 253V255L127 256H124L125 255V253H123ZM244 251V252H243ZM86 252V254L87 255H84V253ZM96 252V253H95ZM52 253V254H51ZM54 253H56V254H54ZM57 253H60L59 255H61L62 254V259H60L61 257L60 256H58V254ZM70 254L71 255V253H74V254H72L71 256L70 255H68V254ZM77 253V254H76ZM123 253V254H122ZM129 253V254H128ZM236 253V254H235ZM65 254H67L66 256H65ZM91 254V255H90ZM112 254H114L113 256L114 257H112ZM131 254V255H130ZM133 254V255H132ZM255 254V255H254ZM19 255H16L15 257H19ZM30 258L28 259H25L24 260V264H27V263H25V261L26 260H28L27 262H28V264H41V263H43V262H41V260H42V258H39L38 256H35L34 257V253H30ZM53 255H54V257H53ZM65 257H64V256ZM77 255V256H76ZM92 255H93V257H92ZM138 256V258H139V256H140V258L139 259H141V257L143 258V259H141L140 261H136V260H138V258L136 259V257ZM235 255H236V257H235ZM238 255V256H237ZM57 256H58V258H57ZM78 256H79V258H78ZM83 256H87L88 257V259L86 260L85 258H87V257H84V259H82V257ZM91 256V257H90ZM132 256V258H133V256H134V258L132 259V258H130V257ZM252 256V257H251ZM51 257H50V259H51ZM60 257V258H59ZM67 257H69L70 259L72 258V261L69 259V258H67ZM75 257H77V258H75ZM81 257V258H80ZM144 257H146L147 259H149L148 260V262H147V259L146 258H144ZM154 259H153V258ZM195 257H199L200 259H199V261L197 260V258H195ZM238 257V258H237ZM92 258V259H91ZM114 260H113V259ZM150 258H151V260H150ZM159 258V259H158ZM252 258V259H251ZM261 258V259H260ZM51 259V260H52ZM63 259H65L64 261H63ZM91 259V261H89ZM133 261H132V260ZM191 259H193V260H191ZM194 259H196L195 260V262H194ZM30 260V261H29ZM51 260H49V262H53V260L51 261ZM69 260V261H68ZM78 260H80V262L78 261ZM92 260H94V261H92ZM98 260V261H97ZM146 260V261H145ZM155 262H154V261ZM158 260V261H157ZM162 261V263H160V261ZM256 260V261H255ZM258 260V261H257ZM84 261V262H83ZM88 261V262H87ZM132 261V262H131ZM143 261H145V262H143ZM193 261V262H192ZM244 261V262H243ZM20 263H22L23 262V260H21V261H19ZM19 262H16L17 264H20ZM41 262V263H40ZM72 262V263H73ZM78 262V263H77ZM131 262V263H130ZM134 262H136V263H134ZM141 262V263H140ZM245 263V264H248V263ZM253 262V263H252ZM15 263V264H16ZM157 263V264H158ZM102 264H104V263H102Z\"/></svg>",
	"mask_w": 264,
	"mask_h": 264
},
{
	"label": "bare ground",
	"instance_id": "6f19581e",
	"mask_svg": "<svg viewBox=\"0 0 264 264\" xmlns=\"http://www.w3.org/2000/svg\"><path fill=\"white\" fill-rule=\"evenodd\" d=\"M7 1L9 2V0H7ZM41 1H43V0H41ZM44 1H47V0H44ZM48 1H50V0H48ZM48 1H47V2H48ZM54 1H55V0H54ZM56 1H57V0H56ZM70 1H71V0H70ZM75 1H76V0H75ZM75 1H74V2H75ZM81 1H82V0H81ZM87 1H88V0H87ZM93 1H94V0H93ZM96 1H97V0H96ZM180 1H181V0H180ZM183 1H186V0H183ZM187 1H188V0H187ZM187 1H186V2H187ZM191 1L193 2V0H191ZM191 1H190V2H191ZM197 1H198V0H197ZM199 1H200V2L203 1V3H204V1H205V3H206V0H199ZM255 1H256V2H255ZM257 1H258V0H243L242 3H244L243 6L245 5V10H244V11H245V14H246V15H247L246 8H247L248 6L251 8V7L253 6V3H254V2H255L256 4L258 3ZM259 1H260V0H259ZM1 2H2V1H1ZM1 2H0V3H1ZM13 2H14V1H13ZM13 2H11V3H13ZM32 2H33V1H32ZM32 2H31V3H32ZM37 2H38V1H37ZM39 2H40V1H39ZM47 2H46V3H47ZM50 2H51V1H50ZM60 2H62V1L60 0ZM63 2H64V0H63ZM68 2H69V1H68ZM68 2L66 1V2H64V3H66V5H69V4H67ZM77 2H79V1H77ZM85 2H86V0H85ZM105 2H106V0H105ZM111 2H112V1H111ZM168 2H169V0H168ZM170 2H171V4H172L173 1H170ZM174 2H175V0H174ZM178 2H179V1H178ZM190 2L188 3V5L190 4ZM207 2H208V1H207ZM232 2H233V4H234V2L237 3V0H231V3H232ZM238 2H239V0H238ZM261 2H262V1H261ZM261 2H260V3H261ZM263 2H264V0H263ZM5 3H6V2H3V4H5ZM11 3H10V6H9L10 9H12L11 7H13V6L15 5V4H14L13 6H11ZM29 3H30V2L28 1V4H29ZM42 3H43V2H41V4H42ZM48 3H49V2H48ZM52 3H53V4H54V3L56 4V2H52ZM52 3H51V4H52ZM91 3H93V2H91ZM102 3H104V0H103ZM107 3H108V2H107ZM109 3H110V1H109ZM114 3H115V2H114ZM161 3H162V2H161ZM165 3H166V2L164 1V2L161 4V6H164V9L167 8V6H168V5H167V6L165 7V5L167 4V3H166V4H165ZM182 3H183V2H182ZM182 3H181V6L184 5V4H182ZM210 3H211V2H210ZM216 3H217V2H216ZM3 4H0V6L3 7V6H4ZM7 4H8V3H7ZM25 4H27L26 1H25ZM28 4L26 5V8H27ZM39 4H40V3H39ZM39 4H38V5H39ZM70 4H71V3H70ZM74 4H75V3H74ZM76 4H77V3H76ZM76 4H75V5H76ZM80 4H81V2H80ZM88 4H89V3H88ZM98 4H99V3H98ZM98 4H97V6H98ZM100 4H101V2H100ZM100 4H99V5H100ZM105 4H106V3H105ZM105 4H104V5H105ZM112 4H113V3H112ZM163 4H165V5H163ZM168 4H170V3H168ZM178 4H179V5H177V9H178V7H181V6H180V3H178ZM197 4H198V2H197ZM199 4H200V3H199ZM212 4H213V2H212ZM212 4H211V5L207 4V6H208V8H209V11H210V9H211V10H213L214 12H217V13L219 14V17H220L221 19L224 18V15L221 14V11L223 10V13H224L225 8L223 9V8H222V7H223L222 5H216V4L212 5ZM233 4H231V5H233ZM240 4H241V3H240ZM256 4H255V5H256ZM258 4H259V3H258ZM258 4H257V5H258ZM16 5H18V4H16ZM30 5H32V4H29V6H30ZM33 5H34V4H33ZM38 5L35 4L34 6H32V9H31V8H30V9H31V11L33 10V12H35V13H36V12H40V14H41V12H42V10H43V7L46 6V4H44V6L41 5V7L38 6ZM63 5H64V4H63ZM95 5H96V3H95ZM108 5H109V4H108ZM110 5H111V3H110ZM118 5H119V4H118ZM122 5H123V4H122ZM172 5L175 6L176 4L173 3ZM185 5H186V4H185ZM193 5H195L194 2H193ZM202 5H204V4H201V6H202ZM21 6H22V4H21ZM42 6H43V7H42ZM50 6H51V9L54 8V7H52V5H50ZM50 6H49V7H50ZM56 6H57V5H56ZM59 6H60V5H59ZM59 6H58L56 9H58V8L60 9L61 7H59ZM64 6H65V5H64ZM78 6H79V3H78ZM80 6H81V5H80ZM83 6H84V5H83ZM97 6H95V7H97ZM101 6H102V5H101ZM114 6H116V5H114ZM114 6H113V9H112V10H114V8H117V7H114ZM119 6H120V8L123 7V6L121 7V5H119ZM159 6H160V5H159ZM190 6H191V5H190ZM204 6H205V5H204ZM234 6L236 7L237 4L234 5ZM238 6H239V5H238ZM240 6H241V5H240ZM240 6H239V8H241ZM259 6H260V4H259ZM259 6H258V7H259ZM262 6H264V5L261 4L260 7H262ZM2 7H1V9H5L6 11L10 10V9L8 8L7 5H6L7 9H6V8H2ZM67 7H68V6H67ZM67 7H66V8H67ZM108 7H109V6H108ZM110 7H111V6H110ZM124 7H125V6H124ZM169 7H171V6H169ZM188 7H189V6H188ZM196 7H197V6H196ZM202 7H203V6H202ZM205 7H206V6H205ZM235 7H233V8H235ZM16 8H18V6H16ZM16 8H14V9H16ZM20 8H21V7H20ZM20 8H18V9H20ZM24 8H25V5H24ZM24 8H21V10H19L17 13H19L20 11L22 12V9H24ZM26 8H25V10H26ZM69 8H70V7H69ZM73 8H74V7H73ZM75 8H76V7H75ZM77 8H78V7H77ZM97 8H98V7H97ZM103 8H105V6H103ZM103 8H102V9H103ZM120 8H119V9H120ZM160 8H162V7H160ZM160 8H158V9H160ZM172 8H173V6H172ZM183 8H184V7H183ZM183 8H182V10H184ZM186 8H187V7H186ZM190 8H191V7H189L188 9H190ZM192 8H194V6H193ZM198 8H199V7H198ZM198 8H197V9H198ZM203 8H204V7H203ZM255 8H256V7H255ZM255 8L253 7V9H250V10H254ZM18 9H16V10H18ZM28 9H29V8H28ZM61 9H62V8H61ZM95 9H96V8H95ZM100 9H101V7H100ZM119 9H118V10H119ZM162 9H163V8H162ZM179 9H180V8H179ZM179 9L176 10V11H180ZM197 9H195V11H196ZM235 9H236V8H235ZM247 9H248V8H247ZM257 9H258V8H257ZM259 9H261V8H259ZM259 9H258L257 11H260ZM5 10H4V11H5ZM16 10H14V11H16ZM45 10H46V11H47V10L49 11L50 9L48 8V9H45ZM67 10H68V8H67ZM122 10H123V9H122ZM122 10H119V12L121 13ZM124 10H125V8H124ZM127 10H128V9H127ZM185 10H186V9H185ZM192 10H193V9H192ZM200 10H201V8H200ZM200 10H199V11H200ZM204 10H205V9H204ZM238 10H239V9H238ZM242 10H243V8H242ZM248 10H249V9H248ZM250 10H249V11H250ZM263 10H264V9H263ZM23 11H24V10H23ZM27 11H28V10H27ZM31 11H30V12H31ZM84 11L86 12V10H84ZM199 11H198V13H199ZM225 11H226V10H225ZM249 11H248V12H249ZM255 11H256V10H255ZM1 12H3V10H2V11L0 10V13H1ZM12 12H13V11H12ZM92 12H94V11H92ZM115 12H116V11H115ZM122 12H124V11H122ZM180 12H182V11H180ZM180 12H179V13H180ZM187 12H188V11H187ZM190 12H192V11L190 10L188 13H190ZM242 12H243V11H242ZM262 12H263V15H264V11H262ZM262 12H261V13H262ZM10 13H11V12H10ZM17 13H15V14L17 15ZM44 13H45V12H44ZM59 13H60V12H59ZM120 13L117 12V14H120ZM182 13H183L184 15H183ZM182 13H181V14H182L184 17H186V16H185V15H186L185 12H182ZM210 13H211V12H209V13H207V14L209 15ZM251 13H252V12H251ZM261 13L259 12V14H258V12H257L258 15H260ZM3 14H4V12L2 13V15H3ZM6 14H7V13H6ZM13 14H14V12H13ZM15 14H14V15H15ZM19 14H20V13H19ZM19 14H18V15H19ZM21 14H22V13H21ZM36 14H37V13H36ZM36 14H35V17H36ZM46 14H47V13H46ZM46 14H45V15H46ZM89 14H90V12H89ZM91 14L93 15V13H91ZM106 14H107V13H105V15H106ZM161 14H162V13H161ZM190 14H191V16H189L188 14H187V16H189V17H194V16H192V15H193L192 13H190ZM196 14H197V13H195V18H196ZM207 14H206V16H207ZM224 14H225V13H224ZM227 14L229 15L228 12H227ZM243 14H244V12H243ZM254 14H256V13L254 12ZM4 15H5V14H4ZM4 15H3L2 17H4ZM8 15H9V14H8ZM10 15H12V13H11ZM16 15H15V16H16ZM24 15H25V13H24ZM38 15H39V14H38ZM43 15H44V14H43ZM84 15H85V14L82 13L81 16H84ZM92 15H91V16H92ZM105 15H104V16H105ZM199 15H200V16H203V14H202V15L199 14ZM250 15H251V14H250ZM261 15H262V14H261ZM261 15H260V16H261ZM5 16H6V15H5ZM12 16H13V15H12ZM27 16H28V15H27ZM29 16H31V18H32V17L34 18V16H32V14H31V15L29 14ZM60 16H61V15H60ZM86 16H89V15H87V13H86ZM86 16H84V17H86ZM91 16H90V17H91ZM107 16L109 17V15H106L105 18H107ZM204 16H205V15H204ZM206 16H205V17H206ZM209 16H212V17H213V15H211V14H210ZM251 16H252V15H251ZM18 17H19V16H18ZM20 17H21V16H20ZM20 17H19V18H20ZM41 17H43V16H41ZM44 17H45V16H44ZM198 17H199V16H198ZM214 17H215V16H214ZM214 17H213L212 20H214ZM217 17H218V15H217ZM225 17H226V16H225ZM233 17H234V16H233ZM256 17L259 18V16H256ZM261 17H263V16H261ZM261 17H260V18H261ZM10 18H11V16H10ZM10 18H9V19H10ZM19 18H18V20H17L16 17H15V19H16V23H17L16 28L19 29L18 31H21V29H25V28H27V27L31 24V22H32L31 18H29V17L26 18V17L22 16V18H20V19H19ZM33 18H32V19H33ZM59 18L61 19V17H59ZM65 18H66V17H65ZM78 18H79V17H78ZM80 18H81V17H80ZM86 18H87V17H86ZM186 18H187V17H186ZM199 18L202 19L201 17H199ZM203 18H204V17H203ZM220 18H219V19H220ZM229 18L232 19L231 16H230ZM234 18H237V19H232V20L230 19L231 21H229V20L226 18V19L230 22V23L228 22L229 24L232 23V25H229V26H228V25H225V23L227 24V22H226V20H225V23L223 24V27H224V26H227V31H228V28H229L230 26L232 27L233 25H235V27L237 26L236 28H239V29H238V30H239V33L241 32L240 30H242V29H245V30H246L247 27H248L247 30H248L249 32H251L250 30H251L252 27L249 26L250 21H249V23L247 22L248 26H246V21L244 20L245 23H244V21H241V19H242L241 17H240V19H239L238 17H234ZM253 18L256 19V18H255V15L253 16ZM253 18H252L251 22L253 21ZM258 18L256 19V23H255L256 26L253 25L254 27L252 28V35H251L252 38H251V37H250V38L253 39V37L258 36V40H259V38H260L259 42H262L263 44L261 43V44H262L261 46L258 44L260 47H259V49H257V51L259 50L257 53H256V51H255V53H254L255 48L253 49V47H252V50H251V51H253V55H252L250 52H248V54H250L249 57L251 58V60H250V58H248V59H249L250 61H252V57H254V60H256V59H257V60H261V61H263L262 63H264V31H263L264 29H263L262 27H260L261 24L264 23V18H263V19H258ZM13 19H14V17H13ZM15 19H14V20H15ZM39 19H40V18H39ZM41 19H42V18H41ZM63 19H64V18H63ZM74 19H75V18H74ZM76 19H77V18H76ZM82 19H83V18H82ZM84 19H85V18H84ZM188 19H189V18H188ZM209 19H211V18H209ZM224 19H225V18H224ZM224 19H223V20H224ZM4 20H5V17H4ZM34 20H35V19H34ZM61 20H62V19H61ZM61 20H60V21H61ZM67 20H69V19H67ZM67 20H66V21H67ZM98 20H100V19H98ZM123 20H124V19H122V21H123ZM125 20H126V19H125ZM125 20H124V21H125ZM190 20H191V19H190ZM202 20H203V19H202ZM204 20H205V18H204ZM204 20H203V21H204ZM215 20H216V19H215ZM215 20H214V21H215ZM57 21H59V20H57ZM62 21H64V20H62ZM70 21H72V19H71ZM73 21H74V20H73ZM75 21H76V20H75ZM78 21H79V20H78ZM78 21H76V22H78ZM81 21H82V20H81ZM85 21H86V20H85ZM85 21H84V22H85ZM87 21H88V20H87ZM101 21H103V20H101ZM101 21H99V22H101ZM106 21H107V20H106ZM119 21H120V20H119ZM122 21H121V22H122ZM126 21H127V20H126ZM126 21H125V22H126ZM192 21H194V20L192 19ZM200 21H201V20H199V23L202 22L201 24H203V21H201V22H200ZM206 21H207V20H205L206 25L209 26V24H207V23H210V22H209V21L206 22ZM210 21H211V20H210ZM214 21H212V22H214ZM216 21H218V20H216ZM216 21H215V22H216ZM0 22H1V21H0ZM2 22H3V21H2ZM6 22L8 23L7 20H6ZM14 22H15V21L10 22V24H11V23L14 24ZM68 22H69V21H68ZM68 22H67V23H68ZM196 22H197V20H196ZM3 23H4V22H3ZM53 23H54V22H53ZM60 23H61V22H60ZM65 23H66V22H65ZM71 23H72V22H71ZM118 23H120V22H118ZM152 23H153V22H152ZM152 23H151V24H152ZM205 23H204V24H205ZM220 23L222 24V22H220ZM13 24H11V25H13ZM32 24H33V23H32ZM57 24H58V23H57ZM63 24H64V23H63ZM73 24H74V22H73ZM75 24H76V23H75ZM78 24H80V23H78ZM97 24H99V23H97ZM197 24H198V22H197ZM204 24H203L201 27H203ZM215 24H216V23H215ZM218 24H219V23H218ZM218 24H217V25H218ZM252 24H253V23H252ZM11 25L8 24V25H6V26L8 27V26H11ZM33 25H34V24H33ZM35 25H36V24H35ZM35 25H34V26H35ZM48 25H49V24H48ZM61 25H62V24H61ZM67 25H68V24H67ZM69 25H70V22H69ZM102 25L104 26V23H103ZM121 25H122V23H121ZM199 25H200V24H199ZM206 25H205V27L207 28V30L210 29V28H208ZM213 25H214V24H213ZM219 25H220V24H219ZM3 26H4L5 28H7L5 25H3ZM3 26H0V27H3ZM26 26H27V27H26ZM63 26H64V25H63ZM70 26H71V25H70ZM214 26L217 27L216 25H214ZM4 27H3V28H4ZM12 27L15 28V26H12ZM12 27H10V28H12ZM31 27H32V26H31ZM45 27H46V26H45ZM66 27H67V26H66ZM71 27H72V26H71ZM75 27H76V26H75ZM182 27H183V26H182ZM205 27H203V29H204ZM212 27H213V26H212ZM212 27H211V29H212ZM249 27H250V30H249ZM3 28H2V29L0 28V29L3 30ZM10 28H9V29H10ZM16 28H15V29H16ZM29 28H30V26H29ZM58 28H59V27H58ZM62 28H63V27H62ZM62 28H61V29H62ZM68 28H69V27H68ZM100 28H101V27H100ZM106 28H107V27H105V29H106ZM109 28H110V27H109ZM217 28H218V27H217ZM233 28H234V27H233ZM7 29H8V28H7ZM9 29H8V32H9ZM30 29H31V28H30ZM34 29H35V28H34ZM34 29H33V31H34ZM46 29H47V28H46ZM48 29H49V28H48ZM51 29H52V28H51ZM70 29H71V28H70ZM72 29H73V28H72ZM105 29H103V30L105 31ZM180 29L182 30L183 28L180 27ZM185 29H187V28L185 27ZM185 29H183V30H184V32H183V36H184V34H185V36L189 38V39L186 38L187 40L190 41V38H193V40H194V39H195V40L197 39V38L194 36V35H196V34H194L195 32L192 33V32H190L189 30L187 31V30H185ZM211 29H210L209 31H211ZM214 29H215V28H213L212 31H214ZM220 29H222V26H221V25H220ZM223 29H224V28H223ZM229 29H230V28H229ZM234 29H235V28H234ZM4 30H5V29H4ZM10 30H12V29H10ZM13 30H14V29H13ZM31 30H32V29H31ZM41 30H42V29H41ZM41 30H40V31H41ZM44 30H45V29H43V31H44ZM49 30H50V29H49ZM52 30L55 31L54 28H53ZM52 30H50V31H52ZM66 30H67V29H66ZM101 30H102V29H101ZM176 30H178V29H176ZM181 30H180V33H182ZM183 30H182V31H183ZM215 30H216V29H215ZM218 30H219V29H218ZM218 30L214 31V33H216ZM225 30H226V28H225ZM232 30H233V29H232ZM24 31H25V30H24ZM24 31H23V32H24ZM38 31H39V30H38ZM43 31H42V32H43ZM45 31H46V30H45ZM47 31H48V30H47ZM50 31H49L48 33H50ZM53 31H52V32H53ZM63 31H64V30H63ZM106 31H107V30H106ZM106 31H105V32H106ZM220 31L223 32L224 35H229V32H228V34H227V32H224V31H222V30H219V33H217L218 35L220 34ZM229 31H230V30H229ZM233 31H234V30H233ZM233 31H232V32H233ZM242 31H243V30H242ZM5 32H7V30H5L4 33H5ZM13 32H14V31H13ZM21 32H22V31H21ZM25 32H27V29H26ZM25 32H24V33H25ZM31 32H32V31H31ZM57 32H58V31H57ZM59 32H60V31H59ZM99 32H100V31H99ZM108 32H109V31H108ZM236 32H237V29H236ZM4 33H3V31H2V33H1V36H2V37H0V52H1V51H4V50H7V48L10 47V45H13V44H16V45L19 44V45H21L22 43H25V42H26V43H27V42H37V43H38L37 45H39V43L42 44V43L44 42V41H43V42L41 41V40H42V39H41V36H43V35H38V33H36V31H35V34H33L34 32H32V33L29 32L30 35L28 34L27 36H26V35L23 36L24 34H23V35H22V34H19V32H18V35H16V33H14L15 36H13V37H11V34H8V33H7V34L10 35V36H8V37H3L2 34H4ZM9 33H10V32H9ZM45 33H46V32H45ZM55 33H56V31H55ZM70 33H71V32H70ZM100 33H101V32H100ZM180 33H179V34H180ZM214 33H212V34H214ZM225 33H226V34H225ZM230 33H231V31H230ZM234 33H235V31H234ZM237 33H238V32H237ZM41 34H43V33H41ZM59 34H60V33H59ZM59 34H58V35H59ZM64 34H65V33H64ZM66 34H67V33H66ZM103 34H104V33H103ZM106 34H107V33H106ZM110 34H111V33H110ZM193 34H194V35H193ZM249 34H250V33H249ZM12 35H13V34H12ZM48 35H49V34H47V36H48ZM54 35H55V34H54ZM60 35H61V34H60ZM68 35H69V34H68ZM83 35H84V34H83ZM83 35H82V36H83ZM174 35H175V34H174ZM174 35H173V36H174ZM180 35H181V34H180ZM180 35H179V36L177 35V36H178L179 38H181L182 35H181V36H180ZM197 35L200 36V34H197ZM197 35H196V36H197ZM4 36H6V34H5ZM44 36H45V35H44ZM44 36H43V37H44ZM47 36H46V37H47ZM50 36H51V34L49 35V38H50ZM56 36H57V35H56ZM63 36H65V35H63ZM69 36H70V35H69ZM78 36H79V35H78ZM199 36H198V37H199ZM210 36H211V35H210ZM210 36H209V37L206 36V38H207L206 41H207V42L209 41L208 38H212V37H210ZM214 36H215V35H214ZM219 36H221V34H220ZM219 36H218V37H219ZM230 36H231V35H230ZM249 36H250V35H249ZM46 37H45V38H46ZM52 37H53V36H52ZM71 37H72V36H71ZM74 37H75V36H74ZM83 37H84V36H83ZM85 37H87V36H85ZM200 37H201V36H200ZM215 37H217V36H215ZM222 37H223V36H222ZM226 37H227V36H226ZM228 37H229V36H228ZM237 37H238V36H237ZM237 37H235V43H236V41L238 42V39H239L241 36L238 37V38H237ZM47 38H48V37H47ZM59 38H60V36H59ZM59 38H58V36H57V38H55V39H59ZM69 38H70V37H69ZM69 38H67V39H69ZM77 38H80V37H77ZM77 38L75 37V38H74V41H75V39H77ZM179 38H178V39H179ZM182 38H183V37H182ZM204 38H205V37H204ZM219 38H220V37H219ZM229 38H230V37H229ZM232 38H233V36H232ZM232 38H231V39H232ZM236 38H237V40H236ZM50 39H51V38H50ZM50 39H49V40H50ZM55 39H54V40H55ZM81 39H82V38H81ZM81 39H80V40H81ZM85 39H86V38H84L83 40H85ZM167 39H168V37H167ZM170 39H173V37H172V38H169V41H170ZM183 39H185V37H184ZM200 39H201V38H200ZM212 39H214V41H213V40L211 41V39H210V41H211V43L213 42L214 44H216V43H215V42H216L215 40H217V41H221V40H222V39H221V40H218L217 38L215 39L214 37H213ZM225 39H227V38H225ZM241 39H242V38H241ZM241 39H240V40H241ZM255 39L257 40L256 37L254 38V40H255ZM43 40H45V39H43ZM60 40H61V38H60ZM72 40H73V38H72ZM72 40H71V41H72ZM77 40H78V39H77ZM114 40H115V39H114ZM123 40H124V39H123ZM123 40H122V41H123ZM134 40H135V39H134ZM202 40H203V39H202ZM202 40H199V41L202 42ZM240 40H239V41H240ZM38 41H39V42H38ZM40 41H41V42H40ZM46 41H47V40H46ZM58 41H59V40H58ZM63 41L66 42V39H65V38H62V41H61V42H63ZM71 41H70V42H71ZM74 41H73V42H74ZM88 41H89V40H88ZM122 41H118V40H117V41H113L112 44L117 45V46H121V45H123V44H122ZM124 41H125V40H124ZM124 41H123V43H124ZM165 41H167V40H165ZM210 41H209V42H210ZM241 41H242V40H241ZM244 41H245V40H244ZM51 42H53V41H51ZM55 42H56V41H55ZM59 42H60V41H59ZM65 42H63V43H65ZM78 42H79V41H78ZM80 42H81V41H80ZM83 42H84V41H83ZM167 42H168V41H167ZM167 42H166V43H167ZM178 42H179V41H178ZM180 42H181V41H180ZM187 42H188V41H187ZM197 42H198V41H195V43H196L195 45H196V46H197ZM232 42H233V41H232ZM26 43H25V46H26ZM66 43H67V42H66ZM66 43H65V44H66ZM76 43H77V42H76ZM76 43H75V44H76ZM126 43H127V41H126ZM141 43H142V42H141ZM168 43H169V42H168ZM171 43H172V41H171ZM182 43H184L183 40H182ZM203 43H204V42H203ZM203 43H199V44H201V45H200L201 47H202V44H203ZM219 43H220V42H218V44H219ZM238 43H239V42H238ZM238 43H237L236 45H238ZM241 43L244 45L243 42H241ZM245 43H246V42H245ZM53 44H54V43H53ZM55 44H56V43H55ZM55 44H54V45H55ZM70 44H72V43H70ZM164 44H165V42H164ZM176 44H177V43H175V45H176ZM185 44L187 45V43H185ZM185 44H184V45H185ZM191 44H192V43H191ZM193 44H194V43H193ZM193 44H192V45H193ZM205 44H208V43L205 42ZM205 44H203L204 47H207V45H205ZM28 45H29V44L27 43V46H28ZM31 45H33V43H32ZM35 45H36V44H35ZM37 45H36V46H37ZM54 45H53V46H54ZM59 45L61 46V45H63V44H59ZM146 45H147V44H146ZM188 45H190V44H188ZM192 45H191V46H192ZM209 45H210V44H209ZM216 45H217V44H216ZM216 45H215V46H216ZM13 46H14V45H13ZM13 46H12V47H13ZM29 46H30V45H29ZM51 46H52V45H51ZM53 46H52V47H53ZM64 46H65V47H66V46H69V44H68V45H64ZM73 46H75V45L73 44ZM73 46H72V47H73ZM76 46H77V45H76ZM129 46H130V44H129ZM179 46H181V44H180ZM182 46H183V44H182ZM196 46H195V47H196ZM210 46L212 47V44H211ZM213 46H214V45H213ZM12 47H11V48H12ZM17 47H18V46H17ZM20 47H21V46H20ZM22 47H24V46H22ZM54 47H55V46H54ZM56 47H57V46H56ZM65 47H64V48H65ZM142 47H143V46H141V44H138V43L131 44V46H130V48H131V52H132V53H138V52L142 51V53H143V49H142ZM144 47H145V46H144ZM147 47H148V46H147ZM147 47H145V48H147ZM155 47H156V46H154V49H155ZM186 47H187V46H186ZM195 47H193V48H195ZM197 47H198V46H197ZM204 47H203V50H204ZM211 47H208V49L211 48ZM218 47H219V46H218ZM254 47H255V45H254ZM256 47H257V46H256ZM11 48H10V49H11ZM15 48H16V47H15ZM57 48H58V47H57ZM64 48H62V49L64 50ZM67 48H68V47L65 48L64 52L67 50ZM130 48H129V49H130ZM151 48H153V47H151ZM180 48H181V47H180ZM180 48H179V50H183V49H180ZM182 48H184V50L186 49L185 46L182 47ZM187 48H188V47H187ZM190 48H191V47H190ZM199 48H200V47H199ZM199 48H198V49H199ZM10 49H9V51H10ZM25 49H26V47H25ZM28 49H29V48H28ZM32 49H34V45H33V48H32ZM60 49H61V48H60ZM200 49H201V48H200ZM208 49L206 48V51H208ZM216 49H217V48H216ZM248 49H249V48H248ZM20 50H21V48H20ZM58 50H59V49H58ZM63 50H62V51H63ZM72 50H73V49H72ZM72 50H70V51L72 52ZM144 50H146V49H144ZM151 50H152V49H151ZM151 50H150V51H151ZM156 50H158V49H156ZM164 50H165V46H164ZM189 50H190V49H189ZM191 50H192V48H191ZM213 50H214V49H213ZM213 50L211 51V49H210L209 51L213 52ZM220 50H221V49H220ZM7 51H8V50H7ZM24 51H25V50H24ZM24 51L21 52V53H20L19 51H18V52L20 53V55H22V54H25ZM26 51H29V50L26 49ZM26 51H25V52H26ZM30 51H32V50H30ZM30 51H29V52H30ZM68 51H69V50H68ZM68 51L66 52V54L68 53ZM129 51H130V50H128L127 52H129ZM154 51H155V50H154ZM165 51H166V50H165ZM193 51L196 52L197 49H196V51H195V49H194ZM209 51H208L207 53H209ZM222 51H223V50H222ZM222 51H220V52H222ZM29 52H28V53H29ZM60 52H61V50H60ZM145 52H146V51H145ZM152 52H153V51H152ZM162 52H163V50H162ZM168 52L170 53L171 51H168ZM168 52H166V53L168 54ZM177 52H179V51H177ZM197 52H199V51H197ZM200 52H201V50H200ZM200 52H199V53H200ZM203 52H205V50H204ZM223 52H224V51H223ZM225 52H226V51H225ZM28 53H27V54H28ZM31 53H32V52H31ZM31 53H30V54H31ZM56 53H57V52H56ZM58 53H59V52H58ZM58 53H57V54H58ZM69 53H70V52H69ZM155 53H156V52H154L153 54L155 55ZM159 53H161V51H160ZM172 53H174V52H172ZM191 53H193V52H191ZM199 53H198V54H199ZM205 53H206V52H205ZM205 53H204V55H205ZM214 53H215V51H214ZM226 53H227V52H226ZM57 54H56V55H57ZM63 54H64V53H63ZM63 54H62V55H63ZM66 54H64V56H66ZM90 54H91V53H89V55H90ZM93 54H95V53H93ZM93 54L90 55V58H91V59H92L91 56H92ZM148 54L150 55V53H148ZM148 54H147V55H148ZM164 54H165V52H164ZM164 54H163V53H162L161 55L158 54L159 56H157V53H156V56H157L156 59H157V58H160V57H161L162 55H164ZM167 54H165L166 57H167ZM180 54H181V53H180ZM193 54H194V53H193ZM210 54H212V53H209V54H206L205 56H203L204 58H203L202 61H201V59H202V55H203L202 52H201V59L194 60L195 58H200V57H196V56H195V58H194L192 61L189 60L190 58H189V59H186L187 57L184 58V59H179V61H176V62H177V66H176L177 68H176V70H177V69H180L181 71H186V70H193V69L195 70V69L197 68V70L199 69L198 71H200V69H203V68H204V67L202 66L201 62H203L204 64H205V62H209V61L212 62V60H213L215 57H218V56H219V58H220V56H221L223 53L219 54V52H218L219 55H218V56H215L214 58L211 57ZM248 54H246L247 57H248ZM1 55H2V54H1ZM6 55H7V52H6ZM6 55H5V56H6ZM58 55H59V54H58ZM60 55H61V54H60ZM60 55H59V56H60ZM84 55H86V54H84ZM84 55L81 54V56H83V57H84ZM89 55H88V56L86 55V56H87V59H86V60H90V59H88ZM124 55H125V54H124ZM124 55H123V56H124ZM128 55H129V54H128ZM130 55H131V54H130ZM138 55H139V54H138ZM170 55H172V54H170ZM178 55H179V54H178ZM215 55H217V54H215ZM225 55H226V54H225ZM5 56H4V57H5ZM7 56H8V55H7ZM22 56H23V55H22ZM22 56L19 57V58H22ZM86 56H85V58H86ZM125 56L127 57V55H125ZM125 56H124V58H125ZM139 56H140V55H139ZM144 56H145V55H144ZM144 56L142 55V57H144ZM150 56H151V55H150ZM152 56H153V55H152ZM185 56H187V55H185ZM190 56H191V55H189L188 57H190ZM198 56H200V54H199ZM213 56H214V55H213ZM227 56H228V57H233V55L231 56V54H230V56H229V55H226V59H225V60H227V62H228ZM257 56H261V58L258 59ZM24 57H25V56H24ZM52 57H53V56H52ZM54 57H55V56H54ZM61 57H62V56H61ZM61 57H60V58H61ZM132 57H133V56H132ZM132 57H131V58H132ZM134 57H135V56H134ZM145 57H147V56H145ZM163 57H164V56H163ZM163 57H162V59L166 58V57H164V58H163ZM169 57H170V56H169ZM171 57H172V56H171ZM171 57H170V58H166V60H165L166 63L164 64L165 67L167 66V65H166L167 63H170V59H171ZM176 57H177V55H176ZM176 57H175V58H176ZM183 57H184V56H183ZM183 57H181V58H183ZM192 57H193V55H192ZM223 57H224V56H223ZM0 58H1V57H0ZM47 58H48V57H47ZM49 58H50V56H49ZM55 58H56V57H55ZM55 58H54V59H55ZM78 58H79V60H80V57H78ZM122 58H123V57H122ZM131 58H128L129 61H130ZM137 58H139V57H137ZM148 58H149V57H148ZM154 58H155V57H154ZM175 58H173V59H175ZM177 58H178V57H177ZM209 58H212V60L210 59V60L206 61V60L209 59ZM219 58L217 59V60H218V62H217V66H218V64L220 63V64H219V65H220L219 67H220L221 70H222L223 68H225V66H224V65L221 66V63L223 64V62H219L220 59H221V58H220V59H219ZM235 58H236V57H235ZM235 58H234V59H235ZM242 58H243V57H242ZM245 58H246V57H245ZM2 59H3V58H2ZM2 59H1V60H2ZM4 59H5V58H4ZM9 59H12V58L10 57ZM57 59H58V58H57ZM76 59H77V58H76ZM83 59H84V58H83ZM83 59H81V61H82ZM140 59H141V58H140ZM146 59H147V58H145V60H146ZM162 59H161V60H162ZM204 59H205V61H204ZM236 59L241 60V58H240V59H239V58H236ZM243 59H244V58H243ZM243 59H242V61H244ZM246 59H247V58H246ZM6 60L8 61V59H6ZM16 60H17V59H16ZM22 60H23V59H22ZM86 60H85V61H86ZM115 60H116V59H115ZM120 60L124 61L123 59H120ZM120 60H119V61H120ZM126 60H127V59H126ZM126 60H125V61H126ZM149 60H150V59H149ZM158 60H159V59H158ZM177 60H178V59H177ZM214 60H216V59H214ZM223 60H224V59H221V61H223ZM229 60H230V58H229ZM254 60H253V61H254ZM14 61H15V60H14ZM18 61H19V59L17 60V63L15 62L16 65L18 64ZM20 61H21V59H20ZM24 61H25V60H24ZM60 61H61V59H60ZM60 61H59V62H60ZM76 61H78V59H77ZM119 61H118V62H119ZM122 61H120V62H122ZM129 61H128V62H129ZM131 61H132V60H131ZM133 61H135V60H133ZM139 61H140V60H139ZM141 61L143 62L142 59H141ZM156 61H157V60H156ZM159 61H160V60H159ZM159 61H158V62H159ZM163 61H164V60H163ZM163 61H161V62H159V63L162 64ZM167 61H169V62H167ZM171 61H172V60H171ZM173 61H174V60H173ZM234 61H237V60H233L232 62L234 63ZM250 61H247V63L249 62L248 64H250V63H251ZM8 62H9V61H8ZM8 62H7V63H8ZM22 62H23V61H22ZM59 62H58V63H59ZM65 62H66V61H65ZM79 62H80V61H79ZM142 62H139V63H142ZM146 62H147V61H146ZM148 62H149V61H148ZM150 62H151V61H150ZM176 62H175V63H176ZM215 62H216V61H215ZM215 62H213V63H215ZM227 62H226L225 64H227ZM239 62H241V61H239ZM254 62H255V61H254ZM254 62H253V64H252V63H251V64L254 65ZM257 62H258V61H257ZM23 63H24V62H23ZM77 63H78V62H77ZM126 63H127V61H126ZM126 63H125V64H126ZM132 63H134V62H132ZM136 63H137V61H136ZM151 63H152V62H151ZM154 63H155V62H154ZM159 63H158V64H159ZM173 63H174V62H173ZM229 63H230V62H229ZM229 63H228L227 65L230 67L231 64H229ZM237 63H238V62H237ZM241 63H242V62H241ZM243 63H244V62H243ZM12 64H13V63H11V65H12ZM67 64H70V63H67ZM122 64H123V63H122ZM134 64H135V63H134ZM134 64H133V65H134ZM160 64H159V65H160ZM200 64H201V65H200ZM207 64L209 65V63H206V66H207ZM211 64H212V63H210V65H211ZM248 64H244V65H248ZM251 64H250V68H251V66H252ZM13 65H14V67H16V68H17V66H18V65L15 66V64H13ZM20 65H21V64H20ZM60 65H61V64H60ZM86 65H87V63H86ZM148 65H149V64H148ZM151 65H153V63L150 64V66H151ZM154 65H155V64H154ZM162 65H163V64H162ZM164 65H163V66H164ZM168 65H169V64H168ZM170 65H171V64H170ZM172 65H173V64H172ZM172 65H171V67H172ZM199 65L202 66L203 68H201ZM212 65H213V64H212ZM212 65H211V67H212ZM227 65H226V67H227ZM241 65H243V64H241ZM241 65H239V66H241ZM255 65H256V64H255ZM258 65H259V64H258ZM258 65H257V66H258ZM263 65H264V64H263ZM63 66H64V65H63ZM67 66H68V65H67ZM129 66H130V65H129ZM129 66H128V67H129ZM134 66H135V65H134ZM145 66H146V65H145ZM163 66H161V67H163ZM206 66H205V67H206ZM259 66L261 67V65H259ZM8 67H9V66H8ZM11 67H12V66H11ZM18 67H19V66H18ZM65 67H66V66H65ZM65 67H64V68H65ZM130 67H131V66H130ZM140 67H141V66H140ZM161 67H160V69L162 70ZM167 67H168V66H167ZM171 67H170V68H171ZM173 67H174V66H173ZM209 67H210V66H209ZM211 67H210V68H211ZM213 67H215V65H213ZM222 67H223V68H222ZM231 67H232V66H231ZM235 67H236L235 70H237V69L239 68V67L236 66V65H235ZM248 67H249V66H248ZM248 67H247V68H248ZM253 67H254V66H253ZM255 67H256V66H255ZM255 67H254V68H255ZM260 67H259V68H260ZM20 68H21V67H20ZM22 68H23V67H22ZM133 68H134V67H133ZM146 68H147V67H146ZM146 68H144V70H145ZM149 68H150V67H149ZM152 68H153V66H152ZM207 68H208V67H207ZM207 68H204V69H207ZM217 68H218V67H217ZM220 68H218L219 71H218L216 68H215V70L218 71V73H219V72L221 71ZM227 68H228V67H227ZM245 68H246V66H245ZM254 68H253V69H254ZM257 68H258V67H257ZM257 68H255V69L257 70ZM263 68H264V67H263ZM147 69H148V68H147ZM147 69H146V70H147ZM158 69H159V68H158ZM165 69H167V68H163V70H165ZM204 69L202 70V72H204V73H206V74H208V75L211 74L212 71H209L208 69H207V70H208V71H207V70H204ZM213 69H214V68H213ZM228 69H229V68H228ZM228 69L225 68V69H223V70L228 72ZM230 69H231V68H230ZM232 69L234 70V68H232ZM241 69H242V68H241ZM241 69H240V70H241ZM253 69H252V70H253ZM255 69H254V70H255ZM10 70H11L10 67H9V68H7V67L2 68V71H3L2 73L5 74V73L9 72ZM156 70H157V69H155V71H156ZM163 70H162V71H163ZM167 70H168V69H167ZM167 70L164 71V74H165V72L167 73ZM174 70H175V69H174ZM176 70H175V71H176ZM194 70H193V72H194ZM211 70H212V69H211ZM223 70H222V72H223L224 74H226ZM233 70H232V71L230 70L232 74H230V71H229V74H230L231 76H232V75L234 76V77L232 78L233 81L236 79L235 77H238L237 75L242 76L243 74H246V73H247V72H246L247 70L245 69V70H246V71H244L245 73L235 75L237 72H234ZM242 70H243V69H242ZM252 70H251V71H252ZM142 71H143V69H142V67H141V72H142ZM147 71H148V70H147ZM155 71H153V72H155ZM158 71H159V70H158ZM170 71H172V68L170 69ZM178 71H179V70H178ZM237 71H238V70H237ZM249 71H250V70H249ZM148 72H149V71H148ZM153 72H152V76L155 74V73L153 74ZM156 72H157V71H156ZM196 72H197V71H196ZM200 72H201V71H200ZM200 72H197V73H200ZM213 72H214V70H213ZM213 72H212V73H213ZM233 72H234V73H233ZM239 72H240V71H239ZM241 72H242V71H241ZM158 73H159V72H158ZM168 73H169V71H168ZM168 73H167V75H170V74H168ZM171 73H172V72H171ZM173 73L175 74L174 71H173ZM173 73L171 74L172 76H173ZM178 73H179V72H178ZM215 73H216V72H215ZM215 73H214V74H215ZM223 73H222V74L220 73V74H221V75H224ZM248 73H249V72H248ZM253 73H254V72H253ZM124 74H125V73H124ZM126 74H127V73H126ZM142 74H143V73H142ZM146 74H147V73H146ZM159 74H161V73H159ZM159 74H158V75H159ZM164 74H163V75L161 74V75H162V78L164 77ZM179 74H182V73H179ZM185 74H186V73H184V76H185ZM188 74H189V72H188ZM188 74H186V75H188ZM191 74H192V72H191ZM194 74H195V73H194ZM200 74H201V73H200ZM206 74H204V76H205ZM214 74H213V75H214ZM220 74H219V75H220ZM249 74H250V73H249ZM120 75H121V73H120ZM120 75H119V76H120ZM147 75H148V74H147ZM147 75H146V76H147ZM177 75H178V74H177ZM208 75H206V76H208ZM221 75H220V76H221ZM246 75H247V74H246ZM246 75H245V76H246ZM94 76H96V75H94ZM94 76L92 75V78H93ZM122 76H124V75L122 74ZM149 76H150V75H149ZM179 76H181V75H179ZM182 76H183V75H182ZM193 76H194V75H193ZM193 76H192V77H193ZM195 76H198V74L195 75ZM206 76H205V77H206ZM209 76H210V75H209ZM225 76H226V75H225ZM243 76H244V75H243ZM243 76H242V77H243ZM254 76H255V78H258V79H260V80L264 79V70L259 69V71H256V72H255V75H254ZM254 76H253V77H254ZM89 77H90V76H89ZM126 77H128V76H126ZM126 77H125V78H126ZM132 77H133V76H132ZM139 77H140V76H139ZM159 77H160V76H159ZM165 77H166V74H165ZM170 77H171V76H170ZM170 77H169V78H163V79H161V77H160V78H158V79H159V80H164V79H166V80L168 79V80H169ZM175 77H177V76H175ZM175 77H173V78H174L173 80H175ZM187 77H188V76H186V78H187ZM192 77H191V78H192ZM200 77H201V76H200ZM212 77H213V76H212ZM215 77H216V76H215ZM222 77H223V76H221V78H222ZM226 77L228 78V73H227V76H226ZM242 77H241V78H242ZM250 77H251V75H250ZM90 78H91V77H90ZM92 78H91V79H92ZM102 78H103V76L101 77V79H102ZM119 78H120V77H119ZM133 78H134V77H133ZM137 78H138V77H137ZM140 78H142V77H140ZM140 78H139V80H140ZM146 78H147V77H146ZM153 78H154V77H153ZM153 78H149V79H151L152 81L155 82L156 79L154 80ZM156 78H157V77H156ZM191 78H190V79H191ZM196 78H197V77H196ZM196 78H195V79H196ZM203 78H204V77H203ZM213 78H214V77H213ZM217 78H218V79H221V78H219V77H217ZM217 78H216V79H217ZM223 78H224V77H223ZM223 78H222V79H223ZM230 78H231V77L229 76L228 79H230ZM243 78H245V77H243ZM243 78H242V79H243ZM246 78L248 79V81L251 80V79H249L248 77H246ZM7 79H10V81H11V78H7ZM7 79H5V81H3L2 83H0V88H3V89H4V88H7V87L10 85L11 82H9V83L6 82ZM93 79H95V77H94ZM96 79H97V78H96ZM104 79H105V78H104ZM121 79H122V78H121ZM123 79H124V77H123ZM126 79H127V78H126ZM130 79H131V78L129 77V80H130ZM147 79H148V78H147ZM147 79H146V80H147ZM158 79H157V80H158ZM184 79H185V78H184ZM199 79H200V78H199ZM208 79H212L211 76H210V78L208 77ZM216 79H215V81H217ZM224 79H225V78H224ZM224 79H223V80H224ZM228 79H225L224 81H223V80H220V81L217 82V83H221L222 88H223V87H226L225 84H228L229 81H230L229 84H231V83L233 82V81L231 82V80H228ZM237 79H238L237 81H239V80H240V77H238ZM247 79H246V80H247ZM12 80H13V79H12ZM89 80H90V79H89ZM98 80L101 82V80H100L99 78H98ZM119 80H120V79H119ZM124 80H125V79H124ZM129 80H128V82H129ZM131 80H132V79H131ZM137 80H138V79H137ZM146 80H144V81H146ZM151 80H150V81H151ZM166 80H165V82H166ZM179 80H180V79H179ZM182 80H183V78H182ZM185 80H187V79H185ZM193 80H194V79H193ZM193 80H192V81H193ZM202 80H203V79H202ZM205 80H206V79H205ZM226 80H228V82H226ZM253 80H254V79H252V81H253ZM256 80H257V79H255V82H256ZM29 81H30V77L28 76V77L25 78V80H24V84H27ZM133 81H135V79H133ZM142 81H143V80H142ZM188 81H190V80H188ZM188 81H187V82H188ZM198 81H199V80H197L196 82H198ZM221 81H222V82H221ZM237 81L234 82L235 85H236V82H237ZM241 81H242V80H241ZM241 81H240V83H241ZM252 81H251V82H252ZM263 81H264V80H263ZM93 82H94V81H93ZM95 82H96V81H95ZM130 82H131V81H130ZM154 82H153V84H154ZM168 82H169V84H170L171 81H168ZM168 82H167V83H168ZM193 82H194V81H193ZM193 82H192V83H189V84H188V83H187V84L184 83V84L182 85V88H180V90H179L178 88H176V89H177L176 92L179 91V92H180V93H179V94H180V97H182V98L178 97V95H177V97L180 98L182 101H187V103L190 104L191 106H192V105H198V104H201L200 109H199L198 111H197V110H196V111H192L193 109H192V110L187 109V110H182V111L180 110V112L178 111V113H177L174 117H171V118H168V119H165L164 117H163V119L160 118V119H162V120H160V121L158 120L160 124H162V125H163V124H164V125H170V123H174V125L177 126V129H176V128L174 129V127H176V126L173 127V130H174V131L176 130V132H173V134L175 133L174 136L176 137V139L181 140V142L178 140L180 143H182V141H191V142H192V141H193L192 139H195V138H199L198 140L200 141V138H201L200 136H202V135H209V136H213V135H216V136H217V135H218L219 137H221V140H220L219 137H218L219 140H215V139H214V140H210V139H212L213 137H215V136H213V137H211L209 140H204V141H203V139H202V140H201L202 142H201V141L199 142V143H201L202 153H205V152H206L207 155L211 156L212 159L214 160V161L212 160V162H213L215 165H217V164H219V163L221 164V163H223V162L228 161V159H230V158L233 157V156L231 157V155H239V154H233V153H234V152H235V153L241 152V151H243L244 149H245V150H244V151H245L244 153H247V152H248V155H249V153H250L251 156L254 155L253 153H252L253 155L251 154V151H252L253 148H254L253 151L256 149L257 151L264 152V147L261 145V143H263L264 141L259 142V140L262 139L261 137H260L261 139L258 138L259 136H256V137H255V138H258V142L256 141L257 139L254 138V139H255V142H257L256 144L254 143V139H253V142H250L251 139L253 138V136L258 135L260 132H261V133H260L259 135H261V136L264 135V134H263V133H264V128H262L261 125H260V127H257V126L259 125L258 122H259L260 120H261L260 122H262V120H264V118H262V117H264V115L261 116L262 119H260V116H258V113H257V109L260 108L261 106L263 107L262 104H261L260 107H258V106L260 105V103H262V100H261V102L259 101V103L257 102L259 105H256V106H255V104H254V105L250 104L251 102H249V103H247V102L245 103L244 101L241 102L242 99H245V97H244V98L241 97V96H243V94H245V93L242 92L243 94H241L240 91H239V93H240L241 95H239V94L237 95V93H236L235 91H236L238 88L235 87V85H233V83L231 84V85H233V86L230 87L231 90H228L229 88H228V86H227V89L225 88L227 91H226L225 89H224L225 91H222V90L217 86L218 84H217V85H216V84H212V82H214L213 80H212V82L210 81L212 85H211V84H210V85H207V84H205V83H204V84H199V83L197 84V83H195V82L193 83ZM199 82H200V81H199ZM203 82H204V80H203ZM224 82H226V83H224ZM243 82H246L245 79L242 81V85L244 84ZM251 82L249 81V83H251ZM121 83H122V81H121ZM123 83H125V82H123ZM139 83H141V82H139ZM150 83H151V82H150ZM156 83H157V82H156ZM179 83H182V82H179ZM208 83H209V82H208ZM214 83H215V82H214ZM222 83H223L225 86H224ZM238 83H239V82H237V86L239 87ZM240 83H239V84H240ZM247 83H248V82H247ZM252 83H253V82H252ZM252 83H251V84H252ZM257 83H259V80H257ZM146 84H147V82H146ZM151 84H152V83H151ZM163 84H164V83H163ZM163 84H162V86H163ZM174 84H176V81H175ZM174 84L166 85V83H165L166 86H165L164 88L160 89V90L164 91V92L167 93V94L176 93V92H174V91H175ZM253 84H254V83H253ZM253 84H252V85H253ZM131 85H132V84H131ZM139 85H140V84H139ZM141 85H142V84H141ZM148 85H149V84H148ZM155 85H156V84H155ZM177 85H178V84H177ZM177 85H176V86H177ZM231 85H229V86H231ZM242 85H241L240 88L243 87ZM246 85H247V84L245 83V86H246ZM252 85H251V86H252ZM254 85H255V84H254ZM258 85H259V84H258ZM26 86H27V85H26ZM128 86H130V85L128 84ZM128 86H126L127 88H124V89L127 90V89L129 88ZM132 86L134 87L135 85H132ZM137 86H138V85H137ZM145 86H146V85H145ZM153 86H154V85H153ZM158 86L161 87L160 83H159ZM219 86H220V84H219ZM245 86H244V87H245ZM249 86H250V85H249ZM249 86H246V88L249 87ZM117 87L119 88L120 86H117ZM117 87H116V85H115V89H116ZM140 87H141V86H140ZM146 87H147V86H146ZM148 87H149V86H148ZM252 87H253V88H256V85H255V87H254V86H252ZM112 88H113V86H112ZM120 88H121V87H120ZM141 88H142V87H141ZM152 88H153V87H152ZM157 88L159 89V87H157ZM232 88H233L234 91L232 90ZM235 88H236V89H235ZM253 88L251 89V87H249L250 90H254ZM132 89H134V88H132ZM135 89H137L136 86H135ZM143 89H144V87H143ZM143 89H142V91H143ZM150 89H151V88H150ZM150 89H149V90H150ZM243 89H244V88H243ZM249 89H248V90H249ZM108 90H110V88H109ZM120 90H122V88H121ZM149 90H148V91H149ZM153 90L156 91V89H153ZM153 90H152V91H153ZM238 90H239V89H238ZM241 90H242V89H241ZM244 90H245V89H244ZM250 90H249L250 93H247V94H249V95H248L249 97H250V94H251V93H253V92L256 93V90H258V92L260 91V93L264 94V87H261V86H258L257 89H255V91H253V92H251ZM1 91H2V90H1ZM113 91H114V90H113ZM123 91H124V90H123ZM128 91H129V89L127 90V92H128ZM130 91H131V89H130ZM134 91L136 92V90H134ZM134 91H133V92H134ZM138 91H139V90H138ZM148 91H146V92H148ZM229 91H230V93H229ZM231 91H233V93H234V92L236 93V94L234 93V94H235V97H236V96H237V97L240 96V97H239V98H236V99L239 101L238 103H237V102L235 103L234 101H236V100H235V98H233V99H234V100H233L234 104H233L232 102H231L232 104H230L231 106H232V105H233V106H238V108L233 107V106H232V107L229 106V107H230V110L228 111V110L225 108V104H226V106H228V105H227L228 102H226L225 100H226V98L228 97V95L233 94V93H231ZM3 92H4V91H3ZM14 92H15V91H14ZM105 92H106V91H105ZM116 92L119 93V91H116ZM121 92H122V91H121ZM124 92H125V91H124ZM127 92H126V93H127ZM135 92H134V93H135ZM146 92L144 91V93H146ZM149 92H150V91H149ZM149 92H148V93H149ZM158 92H159V91H158ZM245 92H247V90H245ZM91 93H92V92H91ZM107 93H108V92H107ZM118 93H117V94H118ZM126 93H125V95H126ZM129 93H130V92H129ZM131 93H132V92H131ZM137 93H138V92H137ZM139 93H140V91H139ZM142 93H143V92H142ZM142 93H141V95H142ZM0 94H1V93H0ZM2 94H4V93H2ZM10 94H11V92H10ZM12 94H13V95L15 94V98H16V99H14V101L11 102V103L8 105V107H7V110H9V113H10L11 115H13V112H14V111H16V110H18V109H20V108H23L22 106H24V104H25L24 101H22L23 99L21 100L19 97L16 96V95H17L16 92H15V93H12ZM44 94H45V93H44ZM47 94H49V93H47ZM92 94L94 95V94H96V93L93 92ZM102 94H103V92H102ZM108 94H109V93H108ZM110 94L115 96V92H112V93H110ZM122 94H123V93H122ZM127 94H128V93H127ZM151 94H152V93H151ZM151 94H150V95H151ZM153 94H154V93H153ZM159 94H160V93H159ZM177 94H178V93H177ZM247 94H246V95H247ZM262 94H261V95H262ZM45 95H46V94H45ZM84 95H85V93H84ZM84 95H83V96H84ZM87 95H88V94H87V92H86V96H87ZM96 95H97V94H96ZM98 95H99V94H98ZM98 95H97V96H98ZM105 95H107V94H105ZM120 95H121V93H120ZM123 95H124V94H123ZM131 95H132V94H131ZM141 95H139L140 98L142 97ZM146 95H147V94H146ZM163 95H165V94L163 93ZM172 95H174V94H172ZM251 95H252V94H251ZM253 95H254V94H253ZM261 95H260V97H258V98L261 99ZM43 96H44V95H43ZM43 96H42V98H43ZM103 96H104V94H103ZM118 96H119V95H118ZM118 96H117V97H118ZM121 96H122V95H121ZM121 96H119L118 101H120L119 99L121 98ZM129 96H130V94H129ZM139 96L137 97V99L139 98ZM143 96H144V95H143ZM151 96H152V95H151ZM155 96H156V95H155ZM157 96H158V95H157ZM170 96H171V95H170ZM220 96H222V97L224 98V99H222L221 101H220V99H219V98H221ZM256 96H257V95H256ZM258 96H259V95H258ZM22 97H23V96H22ZM22 97H21V98H22ZM33 97H35V96H33ZM44 97H45V96H44ZM47 97H50V96H47ZM88 97H89V96H88ZM94 97H95V96H94ZM108 97H109V95H108ZM108 97H105V98H108ZM110 97H111V96H110ZM115 97H116V96H115ZM117 97H116V98H117ZM123 97H124V96H123ZM123 97H122V98H123ZM126 97H127V96H126ZM132 97H136V96L134 95V96H132ZM132 97H131V98H132ZM148 97H149V96H148ZM148 97H147V98H148ZM153 97H154V96H153ZM162 97H163V96H162ZM165 97H166V96H165ZM165 97H164V99H165ZM168 97H169V96H168ZM174 97L176 98V96H174ZM217 97H219V98H217ZM229 97H230V96H229ZM246 97H247V96H246ZM262 97H263V99H264V95H262ZM17 98H18V99H17ZM42 98H41L40 101H42ZM83 98H85V97H83ZM90 98H93V97H90ZM90 98H89V99H90ZM95 98H97V97H95ZM111 98H114V97H111ZM111 98H109V100H110ZM116 98H115V99H116ZM142 98H143V97H142ZM156 98H157V97H156ZM169 98H170V97H169ZM171 98H172V97H171ZM247 98H248V97H247ZM251 98H252V96H251ZM254 98H255V95H254ZM35 99H36V98H35ZM39 99H40V98H39ZM43 99H44V98H43ZM52 99H53V98H52ZM61 99H62V97H61ZM93 99H94V98H93ZM97 99H98V98H97ZM100 99H102L101 95H100ZM132 99H133V98H132ZM132 99H131V100H132ZM149 99H150V98H149ZM153 99H154V98H153ZM167 99H168V98H167ZM167 99H165V100H167ZM217 99H219V102H218ZM227 99H228V98H227ZM239 99H241V100H239ZM255 99H257V98H255ZM255 99H254V101H255ZM20 100L24 103L23 105H21V107L19 106V105L21 104ZM58 100H60V98H59ZM85 100H86V99H85ZM106 100H108V99H105V101H106ZM112 100H113V99H112ZM116 100H117V99H116ZM122 100H124V99H122ZM126 100H127V98H126ZM143 100H145V99L143 98ZM169 100H170V99H169ZM173 100H174V99H173ZM177 100H178V99H176L175 101L177 102ZM181 100H180V101L178 100V102H181ZM229 100L231 101L232 98H230ZM246 100H247V99H246ZM249 100L251 101L250 98H249ZM258 100H259V99H258ZM37 101L39 102V100H37ZM43 101H44V100H43ZM43 101H42V102H43ZM47 101H48V99H47ZM47 101H46V102H47ZM51 101H52V100H51ZM89 101H90V100H89ZM89 101H88V104H89L90 102H91V104L94 102V101L92 102V100H91L90 102H89ZM98 101H100V100L98 99ZM110 101H111V100H110ZM110 101H109V102H110ZM133 101H134V100H133ZM145 101H146V103H147V100H145ZM148 101H149V100H148ZM156 101L159 102L158 100H156ZM161 101H163V100L161 99ZM252 101H253V98H252ZM26 102H27V101H26ZM35 102H36V101H35ZM61 102H62V101H61ZM96 102H97V101H95L94 103H96ZM129 102H132V101H129ZM135 102H136V101H135ZM137 102H138V100H137ZM137 102H136V103H137ZM151 102H153V101H151ZM168 102H170V101H168ZM178 102H177V103H178ZM255 102H256V101H255ZM255 102H254V103H255ZM263 102H264V100H263ZM49 103H50V101L48 102V105H49ZM62 103H65V99H64V101H63ZM97 103H98V102H97ZM107 103H108V101H107ZM121 103H122V102H121ZM123 103H124V101H123ZM125 103H126V101H125ZM127 103H128V102H127ZM127 103H126V104H127ZM133 103H134V102H133ZM133 103H131V106H132V107H134V106L132 105ZM140 103H141V102H140ZM153 103H155V102H153ZM153 103H152V105H153ZM173 103H174V102H173ZM183 103H184V102H183ZM252 103H253V102H252ZM5 104H6L5 97H4V99H3V98L1 99V97H0V110L4 107ZM36 104H37V103H36ZM46 104H47V103L44 102V106H46ZM100 104H103V103H99V105H100ZM109 104H110V103H108V105H109ZM111 104H113V102H112ZM111 104H110V105H111ZM114 104H115V102H114ZM157 104H159V103H157ZM157 104H156V105L151 109V111L148 112V113H145L146 110H145V108H143V109L145 110V111H144V110H143V111H144V113L146 114V117L143 116V115H140V116H142L141 118H139V116H137V118H136V116H135V117L133 116V117L136 118V119H132L133 117H132V118H128V117H127L126 120H125L124 116H120L121 118H120V117H116L117 115L111 117V115H112L113 113H112L111 115L109 114V117L111 118L110 121H112L113 119L116 120V118H118V119L120 118V119H121V123H120V121H118V122L114 121V122H112V123H108L109 126H110V125H111V126H112V125L114 126V125H115L114 123L116 122V126H115V127H120V129L117 128V129L119 130V132H120V130H121V132L119 133L120 135H118V133L115 132L117 129L113 127V129H116V130L113 132V134L116 133V136H112V133H111V136L114 137V138H112V139H114V141L111 142V143L115 144L114 147H115L116 145H118V144L121 145V143L123 144L124 142H126V143L128 142V144H129V142H130V141H133V140L135 141V142L133 141L134 144L136 143V141H139V142H140V141H145V142H146V140H147V142H148V140H149V143H144L145 146H146V148H147V144H150V145H148V148H149V146H150V147H152L153 149L156 148L158 151H159V150H160L161 152L164 151L163 153H166V152H167V154L164 155V156L167 157V156L169 155L168 152H170V148H169V146H167V143L169 144V142H165V141L163 140V141L166 143V145H165V143H164L163 141H160L159 139L155 140V139H156L155 134H154L155 139H153L154 136H153V135H152V136L149 135V134H151V132L147 130V129L149 128V126H150V127L153 126V125H150L151 123H150V120H148L147 115H151L152 117H156V116L160 115V117H161V114H162V113L164 114V112H163L164 109H165V112H166V108L162 109V108H163L162 106H164V105H162V106L159 107V106H157ZM162 104H164V103H162ZM167 104L169 105V103H167ZM167 104H166V105H167ZM171 104H172V103H171ZM174 104H176V103H174ZM178 104H179V106H180V103H178ZM185 104H186V103H185ZM93 105H94V104H93ZM99 105H98V106H99ZM117 105H118V104H117ZM117 105H115V106L112 105V106H114V107L116 108ZM124 105H125V104H124ZM129 105H130V104H129ZM136 105H138V103H137ZM147 105H148V103H147ZM147 105H145V106H146L147 109H148V106H149L150 104H149L148 106H147ZM159 105H160V104H159ZM166 105H165V106H166ZM25 106H26V105H25ZM25 106H24V107H25ZM37 106H38V105H37ZM39 106H40V104H39ZM39 106H38V107H39ZM89 106H90V104H89ZM98 106H97V107H98ZM101 106H102V105H101ZM105 106L108 107L107 105H105ZM112 106H111V107H112ZM122 106H123V105H122ZM125 106H126V105H125ZM125 106H124V107H125ZM140 106H141V105H140ZM142 106H143V105H142ZM173 106H174V105H173ZM176 106H177V105H176ZM188 106H189V105H188ZM239 106H240V107H239ZM18 107H20V108H18ZM26 107H27V108H26ZM26 107H25V109L27 110L29 107H28V106H26ZM42 107H43V106H41V108H42ZM46 107H47V106H46ZM48 107H49V106H48ZM106 107H105V108H106ZM109 107H110V106H109ZM117 107H119V105H118ZM126 107H128V105H127ZM126 107H125V108H126ZM135 107H136V106H135ZM143 107H144V106H143ZM151 107H152V106H151ZM161 107H162V108H161ZM180 107H181V106H180ZM182 107H184L183 104H182ZM192 107H193V106H192ZM262 107H261V108H262ZM17 108H18V109H17ZM31 108H32V107H31ZM39 108H40V107H39ZM100 108H101V107H100ZM128 108H129V109H128V112H129V110H131V109H130L131 107H128ZM138 108H139V105H138V107H137V110L139 111ZM167 108H168V107H167ZM186 108H187V107H186ZM189 108H190V107H189ZM193 108H194V107H193ZM195 108H196V106H195ZM224 108L227 110L226 113H227V112H228V113H227L226 116L223 117L220 121L217 120V121H219V122H217V124L220 125L221 122L223 121V122H225V123L227 124V126H226V124H225V126L227 127V129H226V128H223V127H222L223 129L221 128V126H223V124L220 125V126H217V124H213V122L211 123V121H210V122H206L207 120H205V117H206L209 113H213V112H221ZM227 108H228V107H227ZM261 108L258 109V110H261ZM3 109H4V108H3ZM5 109H6V108H5ZM25 109H24V112H25ZM35 109H36V107H35ZM47 109H49V108H47ZM106 109H108V108H106ZM110 109H111V108H110ZM117 109H118V108H117ZM121 109H122V108H121ZM121 109L119 108V110H121ZM126 109H127V108H126ZM228 109H229V108H228ZM28 110H29V109H28ZM39 110H40V109H39ZM39 110H34V109L32 108L31 112H29L30 110H29V111H26V113L28 112V113H27V118H28V120L25 121V119H22V118H24V117H21V119H22L25 123L30 124V127H32V128H41V129H42L43 127H44V128H48V125L45 124L46 122H47V124H48L49 122H52L53 124H54V122H56L55 124H57V121H61L62 119L65 118V116L67 117V114H66L65 111H64L65 109L62 110V109H60V107H59L55 112H53V113H51V114L47 113L48 111H45V107H44V110L42 109V111H44V112L39 111ZM101 110L104 111V109H101ZM135 110H136V109H135ZM167 110H168V112H169L170 109H167ZM262 110H263V109H262ZM262 110H261V111H262ZM66 111H67V109H66ZM122 111L124 112V108L122 109ZM122 111H121V112H122ZM125 111H126V110H125ZM133 111H134V110H133ZM133 111H132V112H133ZM170 111H171V110H170ZM6 112H7V111H6ZM6 112H5V114H7L8 117L11 116L10 114L8 115V113H6ZM17 112H18V111H17ZM20 112H21V114H22L23 110L20 111ZM20 112H19V113H20ZM24 112H23V113H24ZM106 112H107V111H106ZM106 112L104 111V113H106ZM111 112H112V111H111ZM114 112H116V111H114ZM118 112H119V111H117V113H118ZM123 112H122V113H123ZM132 112H130V115H131ZM140 112H141V111H140ZM175 112H177V110H175ZM19 113H18V114H19ZM102 113H103V112H102ZM108 113H109V112H108ZM122 113H121V114H122ZM126 113H127V112H126ZM133 113H134V112H133ZM135 113H137V112L135 111ZM135 113H134V114H135ZM166 113H167V112H166ZM172 113H174V111H173ZM224 113H225V111H224ZM261 113H263V111H262ZM1 114H2V113H1V111H0V115H1ZM5 114H4V115H5ZM15 114L17 115L16 112H15ZM15 114H14V117H15ZM65 114H66V115H65ZM114 114H115V113H114ZM118 114H120V113H118ZM123 114H124V113H123ZM134 114H132V115H134ZM145 114H144V115H145ZM217 114H218V113H217ZM219 114H220V113H219ZM2 115H3V114H2ZM2 115H1V117L3 118L4 116H2ZM100 115H101V114H100ZM103 115H104V114H103ZM103 115H102V116H103ZM130 115H128V116L131 117L132 115H131V116H130ZM135 115H136V114H135ZM167 115L169 116V113H168ZM167 115H166V116H167ZM209 115H210V114H209ZM260 115H261V114H260ZM7 116H5V117H7ZM24 116H25V115H24ZM70 116H71V115H70ZM104 116H105V115H104ZM118 116H119V115H118ZM163 116H164V115H163ZM210 116H211V115H210ZM210 116H209V117H210ZM218 116H220V115H218ZM223 116H224V115H223ZM257 116H258L259 118H257ZM17 117H18V116H17ZM83 117H85V116H83ZM98 117H99V114H98ZM105 117H106V116H105ZM105 117H104V118H105ZM158 117H159V116H158ZM212 117H213V116H212ZM215 117H216V115L214 116V118H215ZM86 118H87V117H86ZM122 118H123L124 120H123ZM5 119H6V118H5ZM5 119H2V121L5 120ZM10 119H11V118H9V121H11ZM16 119H17V118H16ZM19 119H20V118H19ZM21 119H20V120H21ZM65 119H66V118H65ZM90 119H91V118H90ZM102 119H103V117H102ZM105 119L107 120L108 117L105 118ZM105 119H103V120H105ZM129 119H131V120H129ZM149 119H150V118H149ZM152 119H153V118H151V120H152ZM155 119H156V118H155ZM212 119H213V118H212ZM217 119H218V118H217ZM219 119H220V118H219ZM12 120H14V119H12ZM88 120H89V118H88ZM92 120H94V119H91V121H88V122L91 123ZM106 120H105L104 122H106ZM215 120H216V119H215ZM5 121H6V120H5ZM23 121H21L22 123H21V122H20V123L23 124ZM63 121H64V120H63ZM67 121H68L69 124H72V123H73L74 126H75V123H77V121H78V124H76V125H79V122H80V123H81V126H79V127L84 128V130L87 129V131H86V133L88 132L87 134H89V135L94 134L95 136H93V138H90V137H87V138H86V137H85L84 139H82L81 137H78V138L81 139V140H79L78 138L74 139L75 136L77 135L76 133L79 131V130H78V131L75 133L76 135L74 136V138H70V137H68L69 139H66L65 141H62L61 138H60V140L58 139V140H59V141H58L59 143H60V141H62L61 144L58 143L57 145H59V147H57V149L54 148V149H56V150H54L53 153L51 152L52 154H50V155L47 156L46 154L48 153V152H47L48 150L46 151L47 153H42V151L45 150V149H44L45 147H43L45 144L48 145V146L45 145L46 147H49V146L52 147V146H53V145H50V144H49L48 139H47V138L49 137V135H50L49 132H52V129H48V130H50V131H47V129H46L47 133H42V135H41L40 137L38 136V134H41V133H38L39 131H37L38 134L35 133V135L37 134L38 138H36V139L34 138V140L31 139L32 141H31V140H26V141H30V142L27 143V142L25 141L26 144L23 145L24 149H25L26 151H29V152H30V154L28 153L29 155L27 154V155L25 156L26 153L24 154V156H25L26 158H24L23 155L20 154V155H22L21 157L24 158L23 161H22V160L19 161V159L15 158V156H13V151H14V149H11L9 146H14V147H15V145L17 146L18 143H20V141L25 140V139H28V138L31 136V132H30V130H29V129H28V130H27V129H24V128H25V124L23 125V127H24L23 129L21 128V130H18V129H16L15 126H13V125H12V128H8V126H7V127H4V126H3V123H4V122H3V123L0 122V123L2 124V126L0 125V154H2L3 152H5V154H6V156H3V155L0 156V214L2 215L3 212H4L5 210L10 209L11 207L14 208V206H12V205H13L15 202H17V201H19L18 203H20V202L22 201V204H24V202H25V203L29 204L28 206H30V207L33 208V211H32V212H29V210H27V209H29V208L27 207V209H26V207H24L25 209H24V208L22 209L21 207H22L23 205L20 203V204L22 205V206L19 205L20 208H19V207H18V208H14V210H11V209H10L11 211H8V212H7L8 215L4 212L6 215H4V216L2 215V217H0V239H1L0 241H2V239L4 240V239H8V238H9V239H11V243H12L11 246L8 245V246L10 247V250H6V249H8V248H6V249H4L5 251H3V252L0 253V264H15L16 262H19V261H21V260H23V262H22V263L19 262V263H20V264H24V260L27 259V258H28V259L30 258V256H31L30 253H31V252L34 253V257H35V256H38L39 258H42L41 262H43V263L40 262L41 264H66V263H65L66 261L62 263V261H61V262H58V261L55 260V259L53 260L52 257H51V255H50V252H51V251L49 252V250H53V249H49V250H45V249H43L44 244H45V245H48L49 243H53V242L55 243L54 240H56V239L59 237V238H58L59 240H58V239L56 240L58 244H57V243H56V244L59 245V246L62 247V248H63V247H67L68 245H66V243H67V241H69V240L66 241L65 238H66V237H68V238H69V237H72V235H73V237H74L75 234H77V233H79V232H82L83 229H85L84 227H82V226H83V225H82V224H83L82 222H81V223H82L81 225H76L75 223H74L75 225H74V224H70V225H69V222H70L72 219H74V218H73V217L75 216L74 213H73V215H74L73 217H72V213H71V216H70V217L67 215V216L69 217V218L67 217V218H68V219H67V222H68V221H69V222H68V223L66 222V223H67V224H66V223L63 221L64 219H66V218H65L66 215L64 216V213H62L63 211L61 212V215H59V214L56 212V213L59 215V217H60V216H61V217L64 216V219L62 220L63 222H62L59 218H57V220L59 219V220L61 221L62 224H60V223H59L60 221H58L56 224L48 225V226L45 227V228H42V226H39V227H41V229H43V230H38V228H36V225L38 224V222H37V224H36L35 226H34L33 224H35L36 222H34L33 224L31 223V222L37 220L38 218H40V217H41L40 215H42V214L45 215V214L49 213V209H48V207H46L47 205L44 206L43 204H41V203L39 202V200L42 198V197H41L42 195L40 196L41 198L39 199V198H38L39 196H38V193H37V192H36V193H33V195H32V194H31V195L29 194V193L31 192V191H30V190H31V189H30L31 186H32V190H33V192H35L34 188L37 189L38 186H37V187L35 186V187L33 188V185H34V184L31 185V184H30L31 182H28V183H27V181H29V180L31 181L32 178L35 177V175L33 176V174H36V175H37L36 178H38V181H37V182L35 181V182H36L37 184H38V182H39V183H43L42 187H44V190H45V189L48 190V189L53 188V186H54L55 184L53 185V184L51 183L50 178H49L50 182H47V181H46V182H40V181L45 180L44 178L48 177V176L50 175V173L54 171V170H53V169L55 168V167H54V165H55L54 163H56L55 160H57L58 158L61 159L63 156H64V158H65V157L67 156V155L65 156V154H66V153L68 154V152H69L72 148H78V151H79L80 148L85 147L88 143H89V144H91V143H92V144H93V143H97V142H98L97 139H100V136L104 134V133H103V132H104V128H105L107 131H108V128H111V127H108V126H105V127L101 126V127H103V128H101V130L93 131V128H92V130L90 131L91 128L88 126L89 123L86 122L87 119L84 120L82 117H78V118H76V119L73 120L72 117H69V116H68ZM152 121H153V120H152ZM155 121H156V120H155ZM74 122H75V123H74ZM104 122H103V123H104ZM148 122H149L150 124H149V126L147 127ZM153 122H154V121H153ZM156 122H157V121H156ZM156 122H155V123H156ZM223 122H222V123H223ZM6 123H7V122H6ZM68 123H67V124H68ZM103 123H101V125H102ZM155 123H154V125H155ZM157 123H158V122H157ZM262 123H264V121H263ZM44 124L46 125V127H45ZM63 124H64V123H63ZM67 124H66V120H65V125H67ZM92 124H93V123H91V125H92ZM4 125H5V124H4ZM57 125H58V124H57ZM59 125H60V124H59ZM61 125H62V124H61ZM61 125H60V126H61ZM105 125H106V123H105ZM156 125H157V124H156ZM162 125H161V126H162ZM42 126H43V127H42ZM68 126L71 127V125H68ZM92 126L95 127V125H92ZM96 126H97V125H96ZM125 126L127 127V132H128V128H129V130H130V128H132V129L134 130L132 135H130V134H131V131H130L129 133H124L126 130L123 132V135H121V134H122V130H123V128H124ZM171 126H172V125H171ZM9 127H10V126H9ZM27 127H28V126H27ZM30 127H29V128H30ZM52 127H53V126H52ZM57 127H58V126H57ZM62 127H63V125L61 126V128H62ZM153 127H155V126H153ZM168 127H170V126H168ZM49 128H50V127H49ZM71 128H72V127H71ZM76 128L78 129V127H76ZM82 128H80V131L82 130ZM85 128H86V129H85ZM151 128H152V127H151ZM260 128L263 129V130H262L263 132L260 130ZM19 129H20V128H19ZM41 129H40V130H41ZM57 129H58V128H57ZM59 129H60V128H59ZM63 129H66V127L63 128ZM68 129H69V128H68ZM77 129H76V130H77ZM94 129H95V128H94ZM98 129H100V128H98ZM158 129H159V128H158ZM165 129L169 130V128H165ZM165 129H164V130H165ZM36 130H37V129H36ZM53 130H54V127H53ZM71 130L73 131L74 129H71ZM71 130H69V131H71ZM118 130H117V131H118ZM151 130H152V129H151ZM154 130H155V129H154ZM159 130H161V129H159ZM162 130H163V129H162ZM164 130H163V132H164ZM167 130H166L165 132H167ZM170 130H172V129L170 128ZM170 130H169V132H171ZM173 130H172V131H173ZM31 131H32V130H31ZM46 131H45V132H46ZM67 131H68V130H67ZM69 131H68V133L70 134ZM72 131H71V132H72ZM110 131H111V129H110ZM110 131H109V132H110ZM81 132H82V131H81ZM83 132H84V131H83ZM155 132H159V131H155ZM161 132H162V131H161ZM169 132H167L168 135H169ZM33 133H34V131H33ZM72 133H73V132H72ZM72 133H71L70 135L73 136L74 134H72ZM79 133H80V132H79ZM79 133H78L77 136H79ZM134 133H135V136H133ZM66 134H67V132H66ZM80 134H81V133H80ZM107 134H108V133H107ZM107 134L105 135V137L107 136ZM156 134H158V133H156ZM167 134H166L165 136H167ZM173 134H172V135H173ZM35 135H34V137H36ZM114 135H115V134H114ZM172 135H170V136H172ZM50 136H51V135H50ZM81 136H82V134H81ZM174 136H172V137H174ZM63 137H64V136H63ZM66 137H67V135H66ZM82 137H83V136H82ZM151 137H152V138H151ZM64 138H65V137H64ZM108 138H109V137H108ZM157 138H159V137L157 136ZM160 138H161V139L164 138L163 135L160 136ZM166 138H167V137H165V140H168V139H166ZM170 138H171V137H170ZM170 138H169V139H170ZM203 138H205V137H203ZM206 138H207V137H206ZM216 138H217V137H216ZM225 138H226V140L224 141ZM51 139H52V138H51ZM62 139H63V138H62ZM93 139H96V140H93ZM101 139H102V137H101ZM106 139H107V138H106ZM106 139H104V140H106ZM109 139H110V138H109ZM171 139H172V138H171ZM56 140H57V139H56ZM56 140H55V141H56ZM63 140H64V139H63ZM92 140H93L94 142H93ZM222 140H223V142H222ZM49 141H50V140H49ZM91 141H92V142H91ZM96 141H97V142H96ZM172 141H173V139H172ZM53 142H54V139L52 140L51 144H53ZM90 142H91V143H90ZM173 142H174V141H173ZM176 142H177V141H176ZM194 142H195V141H194ZM194 142H193V143H194ZM197 142H198V141H197ZM22 143H23V142H22ZM180 143L177 142V143L175 144V142H174V144H172V145L175 146V145H177V144L179 145ZM248 143H252L251 146L253 145V143L255 144V145H253L254 147L252 146L253 148H252L251 150L249 149L250 152H249V151L246 152V150H247L246 148H249V147H250V145H249ZM97 144H99V143H97ZM108 144H109V142H108ZM113 144H112V146H113ZM131 144H133V143H131ZM131 144H129V145H131ZM138 144H139V143L137 142V145H138ZM142 144H143V143H142ZM184 144H185V143H184ZM184 144H181V145L184 146ZM247 144L249 145V147H247ZM21 145H22V144L20 143V146H21ZM55 145H56V144H55ZM55 145H54L53 147H56ZM104 145H107V144L105 143ZM104 145H103V146H104ZM125 145H126V144H125ZM129 145H128V146H129ZM135 145H136V144H135ZM137 145H136V146H137ZM178 145H177V146H178ZM108 146H110V144H109ZM133 146H134V145H133ZM170 146H171V144H170ZM174 146H171V147H174ZM182 146L177 147L176 149H180V148H182ZM14 147H12V148H14ZM42 147H43V149H42ZM53 147H52V149H53ZM121 147H122V145H121ZM123 147H125V148H123ZM123 147H122V150H120V151H122V153H123V151H124V153L126 154L125 150H127V148H126V146H123ZM131 147H132V145H131ZM188 147H189V146H188ZM18 148H19V147H18ZM89 148H91V147H89ZM94 148H95V147H94ZM99 148H100V147H99ZM99 148H97V149H99ZM105 148H106V147H105ZM146 148H145V149H146ZM16 149H17V148H16ZM84 149H85V148H84ZM91 149L94 151L93 148H91ZM100 149H101V148H100ZM100 149H99V150H100ZM110 149H111V148H110ZM112 149H113V147H112ZM112 149H111V150H112ZM116 149H117V147H116ZM116 149H115V150H116ZM119 149H120V148H119ZM123 149H124V150H123ZM129 149H130V147H129ZM137 149H139V147H138ZM137 149H136V150H137ZM145 149H144V150H145ZM153 149H152V150H153ZM183 149H185V148L183 147ZM186 149H187V146H186ZM186 149H185V150H186ZM21 150H23V149L21 148ZM25 150H23V151H25ZM41 150H42V151H41ZM75 150H76V149H75ZM81 150H83V149H81ZM81 150H80V152L77 154V155L80 154L78 159H81V160H82L83 158H84V159L86 158V160H88L89 157L87 158V155H89V154H86L85 151H82V152H81ZM85 150H86V149H85ZM108 150H109V148H108ZM108 150H107V151H108ZM111 150H109V151L111 152ZM130 150H133V148L130 149ZM130 150H129V151H130ZM140 150H141V149H140ZM144 150H143L142 152L145 153V154H146V152H147V155H149L148 153H149V151H150L151 149H148V151H146V152H145ZM157 150H156V151H157ZM174 150H175V148H173V152H172V149H171V152H172L171 155H172V154L174 155V152H175ZM72 151H73V150H72ZM76 151H77V150H76ZM86 151H89V150L87 149ZM97 151H98V150H97ZM109 151H108V152H109ZM112 151H113V150H112ZM117 151H119V150H117ZM129 151H128V153H130V155H131L132 153L129 152ZM154 151H155V149H154ZM181 151H184V150H181ZM253 151H252V152H253ZM1 152H2V153H1ZM44 152H45V151H44ZM49 152H50V150H49ZM74 152H75V151H74ZM84 152H85V153H84ZM98 152H103V149H102V151L100 150V151H98ZM98 152L95 151V152L92 153V154L98 156V155H99ZM104 152H106V150H105ZM104 152H103L102 154H104ZM110 152H109V153H110ZM132 152H135V153H136V151H134V150H133ZM139 152H140V151H139ZM142 152H141V153H142ZM150 152H151V151H150ZM161 152H160V153H161ZM176 152H177V151H176ZM225 152H227V154H228V152H229V154L232 153V154L230 155V158L223 156V154H226ZM14 153H16V152H14ZM21 153H22V152H21ZM89 153H90V152H89ZM112 153H113V152H112ZM120 153H121V152H120ZM122 153H121V155L119 154L120 157L123 155ZM135 153H134V154H135ZM143 153H142V154H143ZM152 153H153V152H152ZM152 153H151V155H152ZM157 153H158V152H157ZM160 153H158V155H160ZM178 153H179V151H178ZM178 153H177V154H178ZM202 153H201V154H202ZM255 153H256V152H255ZM258 153H259V152H257L256 155H260V154H258ZM3 154H4V153H3ZM16 154H17V153H16ZM75 154H76V153H75ZM92 154H91V155H92ZM107 154H108V153L106 152V155H107ZM229 154H228V155H229ZM263 154H264V153H263ZM10 155H12L11 157H12V158H15V160H14V159H13L14 161L11 160V166H8V167H7L8 163H10V161L8 162V160H7V163H6V161H5L6 159H5L4 157H8V156H10ZM14 155H15V154H14ZM72 155H74V153H72ZM106 155L104 154V156H106ZM108 155H109V154H108ZM110 155H111V154H110ZM110 155L108 156L109 158H110ZM115 155H116V157H117V154H116V153H115ZM136 155H137V153H136L134 156L136 157ZM138 155H139V153H138ZM138 155H137V158H138ZM140 155H141V154H140ZM143 155H144V154H143ZM154 155H155V154H154ZM161 155H162V153H161ZM190 155H191V154H190ZM241 155H242V154H241ZM241 155H239V157H243V156H244V155H243V156H241ZM248 155H245V156H248ZM250 155H249V156H250ZM70 156H71V155H70ZM99 156H101V155H99ZM104 156H102L100 159H102ZM125 156H126V155H125ZM125 156L123 155V157H124V159H125V162H126V165H127L128 162L126 161L127 158H125ZM132 156H133V155H131V157H132ZM134 156H133V157H134ZM164 156H163V157H164ZM195 156H196V153H195ZM195 156H194V154H193L192 156H189L190 158H191V157H194V158H191V160L188 161V162H189L188 164H187L186 161H184V162L186 163V165H184L186 169H184V167H181V166L183 165V163H184L181 159L188 160V159H185V156H184V158H178V159H177V157H176L177 160H176L175 158H173V159H175V161L180 162L179 160H181V162H183L182 165L178 163V165H176V169H177V167H178L179 165H181L180 167L183 168V170L185 171L183 174L180 173V174H182V175H181V176L179 177V179H177V180H182V179L185 180V179H187V176H191V178H196V180H197V175L199 176L198 178H201L200 175L202 174V172L208 171V170L210 169L209 167H207V166H211L210 163H209L208 165H207V164H200L199 160H198L197 158H195ZM245 156H244V158H245ZM30 157H32V159H31ZM72 157H73V156H72ZM77 157H78V156H77ZM77 157H76V160H75V161H77ZM93 157H94V156H92V159H93ZM106 157H107V156H106ZM106 157H105V158H106ZM111 157H112V156H111ZM116 157H115V159H116ZM126 157H127V156H126ZM147 157H148V156H147ZM149 157H150V156H149ZM168 157H169V156H168ZM178 157H179V156H178ZM3 158H4L5 160H4ZM18 158H20V156H19ZM29 158H30V159H29ZM73 158L75 159V157H73ZM95 158H96V157H95ZM95 158H94V159H95ZM109 158H108V159H109ZM140 158L142 159V158H144V157H140ZM140 158H139V159H140ZM151 158H154V156H152ZM151 158H150V159H151ZM169 158H172V156L169 157ZM169 158H168V159H169ZM186 158H187V156H186ZM190 158H189V159H190ZM234 158H238V157L236 156V157H234ZM234 158H232V159H234ZM244 158H243V159H244ZM248 158H249V157H248ZM252 158H254V157H252ZM252 158H251V161L253 160ZM8 159L10 160L9 157H8ZM20 159H21V158H20ZM69 159H70V157H69ZM69 159H68V160H66V159L63 160V161H64L63 164H66V163H65L66 161H71V160H69ZM84 159H83V160H84ZM96 159H97V158H96ZM100 159H98V160H100ZM115 159H114V160H115ZM139 159H134V160H133L132 158L129 159V160H132V161H131L132 163H134V165H131V164H130V165H131V166L129 165L130 167L126 166V167L129 168V170H130L131 173L133 172V171H131V167L136 166L138 163H139V165H140V163H142V162L144 161V160H139ZM144 159H145V158H144ZM150 159H148L147 162H148ZM158 159H159V158H158ZM162 159H163V158H162ZM162 159H161L160 162H163V160L165 161L167 158L165 159V157H164V159H163V160H162ZM2 160H4L3 162L6 164V166H5V165L1 166V165L3 164V163L1 162ZM16 160H18L19 162L16 161ZM61 160H62V159H61ZM81 160H80V163H81ZM86 160H84V162H85ZM104 160H107V159H104ZM104 160H103V161H104ZM110 160H111V159H110ZM117 160H118V158H117ZM119 160H121V158H120ZM122 160H123V159H122ZM154 160L157 161L156 158H155V159H152V161H154ZM169 160H171V159H169ZM203 160H204V159H203ZM209 160H211V158H210ZM209 160H208V161H209ZM240 160H242V159L240 158ZM245 160H246V159H245ZM245 160H244V162H247V161H245ZM88 161H89V160H88ZM94 161L96 162V160H93V162H94ZM103 161L100 160L99 163H100V162L102 163ZM107 161H108V160H107ZM107 161H106V163H107ZM123 161H124V160H123ZM152 161H151V162H152ZM155 161H154V162H155ZM167 161H168V160H167ZM173 161H174V160H173ZM175 161H174V162H175ZM206 161H207V160H206ZM230 161H232V160H230ZM253 161L255 162L256 159L253 160ZM253 161H252V162H253ZM17 162H18V163H17ZM59 162H61V161H59ZM72 162H73V161H72ZM72 162H71V163L69 162V164H73ZM78 162H79V161H78ZM89 162H90V161H89ZM91 162H92V161H91ZM108 162H109L110 164H112L111 161H108ZM121 162H122V161H121ZM129 162H130V161H129ZM149 162H150V161H149ZM157 162H158V165L160 166V164H159L160 162H159V161H157ZM210 162H211V161H210ZM212 162H211V163H212ZM228 162H229V161H228ZM252 162H250V163H252ZM259 162H260V161H259ZM80 163H78V164H80ZM103 163H105V162H103ZM109 163H108V164H109ZM170 163H171V161H170ZM204 163H208V162H205V161H204ZM213 163H212V164H213ZM248 163H249V161H248ZM248 163H247L246 165H248ZM250 163H249V167H250ZM261 163H262V161H261ZM57 164H58V163H57ZM59 164H60V163H59ZM59 164H58V165H59ZM78 164H77V165H78ZM86 164H87V163H86ZM86 164H84V165H86ZM88 164H91V163H88ZM114 164H115V163H114ZM119 164H120V163L117 164V167H118V166L121 167V168H120V172H121L122 166H120ZM122 164H123V163H122ZM135 164H136V165H135ZM143 164H145V163L143 162ZM143 164H141V165H142V169H143ZM152 164H153V163H152ZM168 164H169V163H168ZM173 164H174V163H173ZM173 164H172V165H173ZM175 164H177V163L175 162ZM175 164L173 165V168H174V169H175V167H174ZM195 164H198L197 166H199V164H200V167H197ZM243 164H244V163H243ZM243 164H242V165H243ZM254 164H255V163H254ZM60 165H61V164H60ZM60 165H59V167H60V170H61V167H62V166H60ZM66 165H67V164H66ZM93 165H94V164L92 163V166H93ZM96 165H97V163H96ZM112 165H113V164H112ZM112 165H111V166H112ZM123 165H124V164H123ZM147 165H148V164H147ZM149 165H150V164H149ZM149 165H148L147 167H149ZM155 165H156V164H155ZM164 165H165V164H163V166H162V163H161V167H162V169L165 168ZM170 165H171V164H169V167H170ZM172 165H171V166H172ZM244 165H245V164H244ZM55 166H56V165H55ZM81 166H83V165H81ZM81 166L79 165V167H81ZM94 166H95V165H94ZM94 166H93V167H94ZM97 166H99V165H97ZM105 166H107V165L105 164ZM105 166H104V167H105ZM109 166H110V165H108L107 167H109ZM111 166H110L109 168H112ZM124 166H125V165H124ZM156 166H157V165H156ZM165 166H166V165H165ZM167 166H168V165H167ZM167 166H166V167H167ZM204 166H205V167H204ZM212 166H213V165H212ZM212 166H211V168H212ZM223 166H224V165H223ZM53 167H54V168H53ZM56 167H57V166H56ZM77 167H78V166H77ZM77 167H67V168H64V166H63L64 170H61V171H59V172L56 171V172H58V173H55V174L58 175V176H57L56 178H55V177H53V178H55V179H59V178H61V177H63V178H69V177H70V178H71V176L74 175V174L78 171ZM89 167L91 168V166H89ZM117 167H116V165H115V166L113 165V168H116V169H117ZM119 167H118V168H119ZM147 167L145 166L144 169H147ZM157 167H158V166H157ZM161 167H160V168H161ZM180 167H179V169H180ZM237 167H238V166H237ZM240 167H241V168L243 167V169H244V166H240ZM249 167H248V169L251 168V169H254V170H255V168H252L253 166H251L250 168H249ZM63 168H62V169H63ZM83 168H84V167H83ZM95 168H96V166H95ZM99 168H102V167L99 166ZM128 168H125V169H128ZM136 168H137V167H136ZM136 168H132V169L134 170V169H136ZM138 168H141V167L139 166ZM138 168H137V169H138ZM151 168H152V167H151ZM151 168H150V169H151ZM153 168H154V166H153ZM153 168H152V169H153ZM167 168H168V167H167ZM173 168H172V169H173ZM213 168H214V167H213ZM218 168H219V167H218ZM218 168H215V169H218ZM221 168H222V167H221ZM225 168H226V167H225ZM225 168L220 169V170H221V174L218 173L217 175L220 174V175H224V176H225V174H226V172H227V170H226V172H225V170H224ZM241 168H239V169H241ZM245 168H247V167H245ZM56 169L58 170V167H57ZM81 169H82V167H81ZM84 169H85V168H84ZM106 169H107V168H106ZM106 169H105V170H106ZM123 169H124V168H123ZM123 169H122V170H123ZM125 169H124V170H125ZM142 169H141V170H142ZM157 169H158V168H157ZM170 169H171V168H170ZM239 169H238V171H240ZM251 169H250V171H251ZM96 170H97V171H95L94 168H93V170H92V168H91L90 173H88V174H89V177H88V176H87V177H88V178H91V179H92V178H96V177H98V175H99V174H98V171H99V170H98V169H96ZM102 170H103V169H102ZM102 170H101V171H102ZM108 170H111V169H108ZM108 170H106V171H108ZM141 170H140V171H141ZM154 170H156V168H155ZM159 170H160V169H159ZM159 170H157V171H159ZM213 170H214V169H213ZM235 170H236V169H235ZM254 170H252V171L254 172ZM17 171H19V172L21 171V173H23L24 175H27V174H29V173H31V174L33 173V174L31 175L32 178L29 179V180H27L28 178H27L26 180L21 179V180H19L16 184H14V181L12 182L10 178L13 177L14 180H15V179L17 178V177L15 178ZM101 171H100V172H101ZM112 171H113V169H112ZM127 171H128V170H127ZM136 171H138V170H136ZM144 171H145V170H144ZM150 171H151V170H150ZM162 171H164V169H163ZM162 171H161V172H162ZM166 171H167V170H166V168H165V172H166ZM172 171H173V170H172ZM172 171L170 172L169 169H168V172H169V173H172ZM178 171H179V172H180V171L182 172V169H180V170H178ZM178 171H177V172H178ZM241 171H242V169H241ZM245 171H248V170H245ZM54 172H55V171H54ZM80 172H81V170H80ZM80 172H79V173H80ZM100 172H99V173H100ZM118 172H119V170H118ZM130 172H126V170H125V172H123V173L121 172V174H119V175H116V173H117V172H116V173H115L116 176H113L112 173H110L111 176H112L113 178L116 177L114 180L112 179V182H113L114 184H118V185H120V186L122 187L121 189L119 188L120 190H123V189H124V190L122 191V193H123L122 195H118V196H119L118 198H116V196H115V198L112 197V199H107V200L111 201L112 203H117V202L119 201V202H120V207H122V208H123V207H126V206L128 207V205H129V204H128L129 201L127 200L128 198H127V196H126V198H124V195H125L126 193L129 194V192H131V191H132V192L134 191V188H133V187L130 188V187H131V186H130V185H131V184H130V180H131V178L129 177L130 180H129V178L126 179L127 175H128ZM165 172H164V173H165ZM174 172H175V171H174ZM177 172H175V174H177ZM228 172H229V169H228ZM79 173H78V174H79ZM106 173H107V172H106ZM108 173H109V172H108ZM113 173H114V172H113ZM134 173H135V171H134ZM134 173H132V174H133V176L135 177V174H134ZM137 173H138V172H137ZM142 173H143V170H142ZM164 173H163L162 175H164ZM169 173H166V174L169 175ZM199 173H200V175H199ZM216 173H217V172H216ZM229 173H230V172H229ZM238 173L240 174L241 172H238ZM242 173H245V172L242 171ZM242 173H241V174H242ZM246 173H247V172H246ZM251 173H252V172H251ZM23 174H20V175H23ZM51 174H52V173H51ZM138 174H139V173H138ZM138 174H137V175H138ZM156 174H157V173H156ZM214 174H215V173H214ZM233 174H234V173L232 172V176H233ZM239 174L236 173V175H239ZM241 174L239 175V177H241V179L237 177L238 179H236V180L234 179V180L232 181L233 184H232V182L229 180V177H228V176L231 175V173L228 174V176L226 175V177L228 178V181L230 182V185H231V186L233 185L232 188L234 187V185H236V186L238 187V190H241V191L243 192V188H244L245 186H247L248 183L250 184L251 181L244 180V182L246 181V182H248V183L246 184V182H245L246 185L244 184V187H243V183H242L241 181H243V180H242V177H244V176H243V175L241 176ZM252 174H253V175H256V174H254V173H252ZM252 174H251V175H252ZM18 175H19V174H18ZM53 175H54V174H53ZM79 175H80V174H79ZM100 175H101V173H100ZM103 175H104V174H103ZM140 175H141V172H140ZM158 175L162 176L161 173L158 174ZM168 175H166V177H167ZM217 175H216V177H215V178H216V181H213V182L216 183L215 186H211V185H210L211 183H210V184H207V183H206L207 186L204 185V184H200V183H198L199 185H197V186H196V189H195V190H196V193H197V192L199 193V192L202 191V190H203V191L206 190V191H209V192H210V190H211V192H212V190H214V188H215V189L224 188V190H225V187H224L223 183L226 181V179L224 178V181H223V180L220 181V178L218 177V178H219V181H218V180H217V179H218V178H217ZM244 175H245V174H244ZM251 175H249V173H248V176H249V177H250ZM253 175H252V176H253ZM31 176H30V177H31ZM74 176H75V175H74ZM74 176H73V178H74ZM133 176H131V177L134 178ZM156 176H157V175H156ZM160 176H157V178H159ZM169 176H170V175H169ZM174 176H175V175H174ZM174 176H173V177H174ZM203 176H204V175H203ZM213 176H214V175H213ZM224 176H223V177H224ZM248 176H247V177H248ZM252 176H251V177H252ZM256 176H257V175H256ZM256 176H255V177H256ZM27 177H29V176H27ZM104 177H105V175H104ZM104 177H101V178H104ZM107 177H108V176H107ZM162 177L166 178L165 176H162ZM230 177H231V176H230ZM233 177H234V176H233ZM233 177H232V179H233ZM251 177H250V178H251ZM76 178H78V177H76ZM98 178L101 179L100 176H99ZM98 178H96V179H98ZM109 178H110V176H109ZM171 178H172V177L170 176V180H169V181H171ZM180 178H181V179H180ZM203 178H204V177H203ZM213 178H214V177H213ZM215 178H214L213 180H215ZM46 179H47V178H46ZM51 179H52V178H51ZM71 179H72V178H71ZM74 179H75V178H74ZM85 179H86V178H85ZM104 179H105V178H104ZM151 179L153 180V178H151ZM160 179H161V178H160ZM167 179H168V178H167ZM173 179H174V178H172V180H173ZM222 179H223V178H222ZM232 179H231V180H232ZM245 179H246V178H245ZM248 179H249V178H248ZM4 180L8 181V183H7L8 185H7L6 183H4V182H5ZM39 180H40V181H39ZM49 180H48V181H49ZM52 180L54 181V179H52ZM60 180H61V179H60ZM62 180H64V179H62ZM72 180H73V179H72ZM72 180H71V181H72ZM76 180H77V179H76ZM78 180H79V179H78ZM108 180H109V179H108ZM162 180H163V178H162L160 181H162ZM177 180L172 181V182L177 183V182H176ZM239 180H240V181H239ZM94 181H95V180H94ZM106 181H107V180H105V182H106ZM110 181H111V180H110ZM154 181H155V180H154ZM156 181H158V179H157ZM160 181H159V182H160ZM164 181H166V180L164 179ZM167 181H168V180H167ZM167 181H166V182H167ZM193 181H194V180H193ZM193 181H192V182H193ZM200 181H201V179H200ZM1 182H3L4 185H2ZM32 182L34 183V181H32ZM57 182H58V180H57ZM64 182H65V180H64ZM68 182H70L69 179H68ZM68 182H67V183H68ZM75 182H76V181H75ZM92 182H93V180H92ZM92 182H91V183H92ZM99 182H100V181H99ZM99 182L97 181V183H99ZM112 182H111V183H112ZM138 182H139V181H138ZM146 182H147V183H148V182L150 183V181H146ZM159 182L156 183V182H153V181H152V183H154V185L156 184L155 186H157V185L159 184ZM162 182H163V181H162ZM162 182H161V183H162ZM181 182L183 183V181H181ZM192 182L190 181V184H191ZM53 183H54V182H53ZM72 183H74V182L72 181L71 184H69V185H65V187H64L65 190H64V191L61 190L62 192H64V193H63L64 196H65L66 194L69 196V195H73L72 193H75V194H76V197H77L76 199H79V200H81V201H83V200H84V201H88V203H89V200H92V199L95 198L94 196L97 195V192H99L100 189L103 190L104 187L106 186L105 184H103L104 181H103V183L101 182V184H100V183H99V184L94 183V184H92V185H90V184H89V185H86V183H85V185H86V186L84 187L85 189H83L84 191L81 192L80 190L78 191V189H79L78 186L80 187V185H79V184H75V183L72 184ZM80 183H83V182H80ZM113 183H112V184H113ZM144 183H145V182H144ZM149 183H148V184H149ZM163 183H164V182H163ZM167 183H168V182H167ZM179 183H180V181H179ZM202 183H203V182H202ZM225 183H226V182H225ZM83 184H84V183H83ZM107 184L110 185V183H107ZM132 184H133V183H132ZM139 184H140V183H139ZM141 184H142V182H141ZM141 184H140V186H141ZM170 184H171V183H170ZM192 184H193V183H192ZM251 184H252V183H251ZM5 185H7V186H6L7 189H5V187H3V189H2L1 186H5ZM38 185H39V184H38ZM77 185H78V186H77ZM134 185H136V184H134ZM137 185H138V184H137ZM213 185H214V183H213ZM228 185H229V184H228ZM63 186H64V185H63ZM66 186H67V187H66ZM115 186H116V185H115ZM132 186H133V185H132ZM42 187H41V188H42ZM106 187H107V186H106ZM117 187H118V186H117ZM141 187H143V186H141ZM141 187H140V189H142ZM144 187L146 188L147 186H144ZM242 187H243V188H242ZM247 187H248V186H247ZM247 187H246V188H247ZM39 188H40V186H39ZM39 188H38V189H39ZM80 188L82 189V187H80ZM108 188H110V186H109ZM108 188H105V190L108 189ZM115 188H116V187H115ZM135 188H136V187H135ZM148 188H149V190H150L151 188H154V187H153L152 184H150L146 189H148ZM226 188H227V189L225 190V192H227V193H226L227 197H230V198H233V199H234V197H231V196H232V193H233L234 191L236 192V190H234L235 188H233V189H230V188H228V187H226ZM28 189H30V190H29L30 192L28 191ZM38 189H37V190H38ZM53 189H54V188H53ZM140 189H139V187H138L139 192H140ZM146 189L144 190L145 192H144V191H143V192L146 193V194H147L146 197H148V193H149L148 191H149V190H147V192H148V193H147V192H146ZM37 190H36V191H37ZM40 190H42V189H40ZM105 190H104L103 192H105ZM135 190H136V192L134 191V193H135V195H136V193H138V192H137V189H135ZM199 190H200V191H199ZM224 190H223V192H224ZM27 191H28V192H27ZM50 191L53 192V191H55V189H54V190H50ZM56 191H57V190H56ZM59 191H60V189L58 190V193H59ZM107 191H108V190H107ZM241 191H240V192H241ZM244 191H245V192L243 193V195H245V193L248 192L249 190L247 191V190H245V188H244ZM38 192H39V195H40L42 191H41V192L38 191ZM46 192H49V191H46ZM62 192H61V194H60L59 197H61ZM100 192H101V191H100ZM109 192H111V188H110V191H109ZM112 192H113V191H112ZM219 192H220V191H219ZM223 192H222V193H223ZM235 192H234V193H235ZM238 192H239V191H238ZM238 192H236V193H238ZM240 192H239L238 194H240ZM65 193H66V194H65ZM107 193H108V192H107ZM144 193H143V195H144ZM156 193H159V191H157ZM162 193H163V194H167V193H164V192H162ZM178 193H179V192H178ZM222 193H220V194L222 195ZM229 193H231V195H230ZM234 193H233V194H234ZM43 194H44V192H43ZM48 194H49V193H48ZM52 194H53V193H51V195H52ZM54 194H55V193H54ZM75 194H74V195H75ZM102 194H103V193H102ZM119 194H121V193L119 192ZM141 194H142V192H141ZM146 194H145V195H146ZM214 194H215V193H214ZM217 194H219V193H217ZM223 194H224V193H223ZM228 194H229L230 196H228ZM56 195H57L56 197H58L59 194L56 193ZM106 195L108 196V194H105V193H104V196H106ZM112 195H113V194H112ZM145 195H144V196H145ZM149 195H150V194H149ZM161 195H162V194L159 193V198H161V199L163 200V198L160 197ZM176 195H177V194H176ZM176 195H175V193H174V196H172V197L175 198ZM179 195H180V196L182 195L181 192H180ZM221 195H220V196H221ZM240 195L242 196V194H240ZM48 196H50V195H48ZM48 196H47V199L49 198ZM128 196H130V194H129ZM133 196H134V195H133ZM133 196H132V197H133ZM140 196H142V195H138V197H140ZM192 196H193V195H192ZM192 196L190 197L191 199H192ZM194 196H195V194H194ZM194 196H193V197H194ZM222 196H223V195H222ZM234 196H235V195H234ZM241 196H240V197H241ZM245 196H246V195H245ZM245 196H244V198H245ZM50 197H52V196H50ZM59 197H58V199H59ZM66 197H67V196H66ZM71 197H72V196H71ZM73 197H74V196H73ZM93 197H94V198H93ZM109 197H110V195H109ZM134 197H135V196H134ZM142 197H143V196H142ZM146 197L143 198L144 201H145V198H146ZM149 197H150V196H149ZM149 197L146 198V200L149 199ZM167 197L169 198L170 196L167 195ZM172 197H170V198H172ZM176 197H178V196H176ZM236 197H237V196H236ZM44 198H46V197L44 196ZM53 198H54V197H53ZM53 198H52V199H53ZM97 198H100V199H101V197H98V196H97ZM102 198H103V197H102ZM106 198H107V197H105V200H106ZM130 198H131V197H130ZM130 198H129V200H130ZM140 198H141V197H140ZM196 198H197V197H196ZM220 198H221V197H220ZM224 198H225V196H224ZM224 198H223V199H224ZM230 198H229V199H230ZM237 198H238V197H237ZM237 198H236V199H237ZM242 198H243V196H242ZM244 198H243V201H244ZM38 199H39V200H38ZM54 199H57V198H54ZM68 199H69V198H68ZM71 199L73 200V198H71ZM71 199H70L69 202H65L66 200L64 199V200H65V201H64L65 203H64L63 200H62V202L64 203V205L66 204V205L64 206V205L61 203V204L63 205V207L69 208V209L71 210V209L73 208L72 205H74V203H72ZM136 199H137V198H136ZM198 199H199V198H198ZM198 199L196 200L195 197H194L193 200L198 201ZM223 199H222V200H223ZM229 199L226 198V200H228V203H229V201H230ZM238 199H241V198H238ZM49 200H51V199H49ZM49 200H47V201L49 202ZM95 200H96V199H95ZM101 200H102V199H101ZM101 200H100V201H101ZM103 200H104V199H103ZM105 200H104V201H105ZM165 200H167V199H165ZM171 200H172V199H171ZM175 200H176V199H175ZM175 200L173 199V201H175ZM215 200H216V198H215ZM41 201H42V199H41ZM54 201H55V200H54ZM98 201H99V200L97 199V202H98ZM109 201H108V202H109ZM115 201H117V202H115ZM134 201H135V200H134ZM173 201H170V202L173 203ZM188 201H189V200H188ZM188 201H187V202H188ZM191 201H192V200H191ZM241 201H242V200H241ZM245 201H246V200H245ZM42 202H43V201H42ZM44 202H45V201H44ZM76 202H77V201H75V203H76ZM92 202H93V200H92ZM95 202H96V201H95ZM105 202H106V201H105ZM162 202H163V201H162ZM164 202H166V201H164ZM178 202H179V201H178ZM185 202H186V201H185ZM193 202H195V201H193ZM212 202H213V201H212ZM214 202H215V201H214ZM218 202L221 203L222 201H219V200H218ZM218 202H217V203H218ZM223 202H224V200H223ZM226 202H227V201H226ZM231 202H233V201H231ZM246 202H247V201H246ZM18 203H17V205H18ZM46 203H47V202H46ZM49 203H50V202H49ZM49 203H48V204H49ZM55 203H56V202H55ZM55 203H54V204H55ZM57 203H58V202H57ZM78 203H79V202H78ZM78 203H76V204H78ZM82 203H83V202H82ZM112 203H111V205H112ZM166 203H167V202H166ZM168 203H169V202H168ZM168 203H167V205H168ZM183 203H184V202H183ZM183 203H182V204H183ZM217 203H216V204H217ZM241 203H242V202H241ZM51 204H52V203H50V205H51ZM80 204H81V203H80ZM80 204H79V205H80ZM89 204H90V203H89ZM89 204H88V205H89ZM92 204H95V203H92ZM92 204H91V205H92ZM103 204H104V203H103ZM109 204H110V203H109ZM164 204H165V203H164ZM190 204H191V203H190ZM218 204H219V203H218ZM221 204H222V203H221ZM221 204H219V205H221ZM242 204H243V203H242ZM52 205H53V204H52ZM52 205H51L50 213H53V211L51 212V210H53V208H57V207H54V206H52ZM81 205H82V204H81ZM97 205H98V204H97ZM99 205H101L100 202H99ZM173 205H174V203H173ZM177 205H178V203H176V206H173L172 208H175V207L177 208ZM179 205L181 206V203H180ZM193 205L196 206L195 204H192V206H193ZM234 205H235V204H234ZM238 205H239V204H238ZM238 205H237V206H238ZM244 205H245V204H244ZM244 205H243V206H244ZM24 206H25V205H24ZM48 206H49V205H48ZM56 206H57V205H56ZM60 206H61V205H60ZM86 206H87V203H86ZM95 206H96V204H95ZM105 206H108V205L105 204ZM109 206H110V205H109ZM169 206H170V205H169ZM171 206H172V205H171ZM180 206H179V207H180ZM184 206H185V205H184ZM184 206H183V207H184ZM222 206H224V204H222ZM222 206H220V207H222ZM225 206H226V204H225ZM227 206H230V205H227ZM49 207H50V206H49ZM58 207H59V206H58ZM71 207H72V208H71ZM75 207H76V205H75ZM78 207H79V206H78ZM84 207H85V206H84ZM120 207H119V208H120ZM129 207H130V205H129ZM129 207H128V208H129ZM186 207H189V206H187V204H186ZM186 207H185V208H186ZM214 207H215V206H214ZM214 207H213V208H214ZM231 207H232V206H231ZM244 207H245V206H244ZM13 208H12V209H13ZM60 208H61V207H60ZM60 208H59V209H60ZM79 208H83V206H82V207H79ZM79 208H78V209H79ZM88 208H89V206H88ZM88 208H87V209H88ZM93 208H94V207H93ZM105 208H106V207H105ZM122 208H121V209H122ZM180 208H181V207H180ZM192 208H193V207H191V209H192ZM226 208H227V207H226ZM233 208H234V207H233ZM237 208H238V207H237ZM30 209H31V208H30ZM61 209L64 210L65 208H64V209L61 208ZM69 209L67 210V213H68V211H70ZM76 209H77V208H76ZM76 209H74V210H76ZM84 209H85V208H84ZM91 209H92V208H91ZM107 209H108V208H107ZM111 209H112V207H111ZM114 209H115V207H114ZM114 209H113V210H114ZM177 209H178V208H177ZM186 209H187V208H186ZM186 209H185V210H186ZM219 209H220V208H219ZM223 209H224V208H223ZM230 209H232V208H230ZM55 210H56V209H54V211H55ZM65 210H66V209H65ZM65 210H64V212L66 213ZM81 210H82V209H81ZM81 210H79V211L81 212ZM89 210H90V209H89ZM95 210H96V209H95ZM100 210H101V209H100ZM100 210H99V211H100ZM103 210H106V209L103 208ZM116 210H117V209H116ZM118 210H120V209H118ZM122 210H123V209H122ZM122 210H121V211H122ZM175 210H176V209H175ZM182 210H184V209H182ZM217 210H218V207H217ZM58 211H59V210H58ZM92 211H93V210H92ZM101 211H102V210H101ZM101 211H100V214L103 213L104 215H103V214L100 215V214L97 213V216L95 215L96 218H102L101 216H106V215H105L106 212H102V213H101ZM121 211H120V212H121ZM187 211H188V210H187ZM219 211L222 212V211H223L222 208H221V210H219ZM76 212L78 213V210H77ZM82 212H83V211H82ZM84 212H85V211H84ZM94 212H95V211H94ZM97 212H98V211H97ZM107 212H108V211H107ZM123 212H124V211H123ZM184 212H185V211H184ZM195 212H196V211H195ZM195 212H194V213H195ZM221 212L215 211L216 216H220V214H222ZM59 213H60V212H59ZM67 213H66V214H67ZM110 213H111V212H110ZM114 213H115V214H113V213H112V214H113V215H116V213H117V215H118L117 217L120 216V214H118V211H117V212H114ZM121 213H122V212H121ZM54 214H55V213H54ZM62 214H63V215H62ZM69 214H70V213H69ZM75 214H76V213H75ZM82 214H83V213H82ZM95 214H96V213H95ZM107 214H109V213H107ZM213 214H214V213H213ZM43 215H42V216H43ZM47 215L50 217L49 214H47ZM55 215H56V214H55ZM80 215H81V214H80ZM98 215H100V217H98ZM110 215H111V214H110ZM122 215H123V213H122ZM140 215H141V214H140ZM142 215H143V214H142ZM142 215H141V217H142ZM148 215H149V214H148ZM56 216H57V215H56ZM76 216H78V215L76 214ZM107 216H108V215H107ZM123 216H124V215H123ZM3 217H4V218H3ZM49 217H48V218H49ZM61 217H60V218H61ZM81 217H82V215H81ZM81 217H80V218H81ZM115 217H116V216H115ZM141 217H139V215H138V218H139V219H140ZM144 217H145V216H144ZM144 217H143V218H144ZM43 218H44V216H43ZM45 218H46V217H45ZM48 218H47V220H49ZM50 218H53V217H50ZM77 218H78V217H76V219H77ZM80 218H79V219H80ZM106 218H111V217L109 216V217H106ZM106 218L103 217L104 220H108V219H106ZM120 218H121V217H120ZM81 219H82V218H81ZM103 219H102V220H103ZM112 219H114V217H112V218L109 219V220H112ZM26 220H27V221H26ZM40 220H42V217H41ZM53 220H54V219H53ZM99 220H101V219H99ZM116 220H118V218H117ZM116 220L114 219V221H116ZM120 220H121V219H119V221H120ZM137 220H138V219H136V221H137ZM22 221H26V223H22ZM45 221H46V220H45ZM49 221H51V220H49ZM54 221H55V220H54ZM72 221H73V220H72ZM83 221H84V220H83ZM85 221H87V220H85ZM97 221H98V220H97ZM139 221L141 222V221H143V220H139ZM46 222H47V221H46ZM75 222L77 223V221H75ZM78 222H80V221H78ZM87 222H89V221H87ZM112 222H113V221H112ZM43 223H44V222H43ZM47 223H48V222H47ZM52 223H53V222H52ZM58 223H59V225H58ZM91 223H93V222L90 221L89 223H87V225H88V224H91ZM98 223L101 224L100 222H97L96 225H98ZM134 223L136 224V222H134ZM44 224H45V223H44ZM48 224H49V223H48ZM50 224H51V223H50ZM64 224H66V225H64ZM67 225H68V226H67ZM91 225H92V224H91ZM11 226H13V229H11ZM14 226H15V228H16V227H17V228H16L15 231L13 232V230H14ZM44 226H45V225H44ZM84 226H85V225H84ZM174 226H177V225L175 224V225H173V227H174ZM85 227H86V226H85ZM88 227H90V226L88 225ZM88 227H87L86 229H89ZM97 227H98V226H97ZM97 227L95 228V224H94V228H95V229H98ZM103 227H104V226H103ZM130 227H131V226H130ZM173 227H172V228H173ZM232 227H234V226H232ZM249 227H250V226H249ZM94 228H93V229H94ZM101 228H102V226H100V229H101ZM176 228H178V227H176ZM229 228L231 229V227H229ZM236 228H237V227H236ZM246 228H248V227L246 226ZM251 228H252V227H251ZM253 228H254V226H253ZM86 229H85V230H86ZM100 229H98V230H100ZM125 229H126V228H125ZM174 229H175V228H174ZM234 229H235V228H234ZM239 229H240V228H239ZM244 229H245V228H244ZM89 230H90V231H89ZM89 230L85 231L86 233H85V232H83V233H84L85 235H87L88 232H91V231H92L91 229H89ZM98 230H96V232H97ZM231 230H232V229H231ZM246 230H248V229H246ZM252 230H253V229H251V231H250V230H249V231L253 233L254 230H253V231H252ZM229 232H230V231H229ZM250 232H249V233H250ZM92 233H95V231L92 232ZM92 233H91V234H92ZM226 233H227V231H226ZM252 233H251V234H252ZM84 234H83V235H84ZM224 234H225V232H224ZM228 234H229V233H228ZM251 234H250V235H249L248 233L245 234V235L242 234V237H241V239L239 238V240H242V243H243V241L246 242L245 240H247V239L249 238V236H251ZM78 235H81V233L78 234ZM85 235H84V236H85ZM88 235H89V234H88ZM221 235H222V234H221ZM238 235H239V234H238ZM252 235H254V233H253ZM256 235H257V234H256ZM256 235H255V236H256ZM55 236H57V237H55ZM84 236H83V238H85V239H84V242H85L86 240L88 241V239L91 238V237L89 236V238L87 237L88 239H86V237H84ZM113 236H114V235H113ZM225 236H226V235H225ZM257 236H258V235H257ZM257 236H256V240L258 241L259 238H258ZM103 237L105 238V236H103ZM106 237H109V238H110V235H107ZM143 237H144V236H143ZM227 237H228V235H227ZM238 237H239V236H238ZM259 237H260V235H259ZM97 238H98V237H97ZM109 238H107V239H109ZM115 238H116V237H115ZM137 238H139V236H138ZM220 238H221V236H220ZM233 238H235V237H233ZM257 238H258V239H257ZM66 239H67V238H66ZM69 239H70V238H69ZM73 239H74V238H73ZM75 239H76V240H74V243H75V241H77L78 237L75 238ZM79 239H80V238H79ZM93 239H94V238H92V240H93ZM98 239H99V238H98ZM102 239H103V238H102ZM221 239H222V238H221ZM223 239H224V237H223ZM223 239H222V240H223ZM261 239H263L262 236L260 237V240H261ZM71 240H72V239H71ZM80 240H81V239H80ZM117 240H118V241L120 240L119 237H117L116 239H114L113 237H111V238L109 239L108 243H110V245H114V246H115V245H117V242H118ZM138 240H139V239H138ZM145 240H146V239H145ZM150 240H151V239H150ZM232 240H233V239H232ZM232 240H231V241H232ZM234 240H236V239H234ZM239 240H238V241H239ZM250 240H251V239H250ZM250 240H249V241H250ZM6 241H7V240H5V241L2 242V243H3L2 248H5V247H6V246L4 247V243H5ZM9 241H10V240H9ZM93 241H94V240H93ZM105 241H107V240L105 239ZM130 241H131V240H130ZM130 241H128V242H130ZM136 241H137V240H136ZM136 241H135V242H136ZM143 241H144V240H143ZM229 241H230V240H229ZM229 241H227L226 243L228 244ZM249 241H248V242H249ZM251 241H252V240H251ZM251 241H250V242H251ZM263 241H264V239H263ZM263 241H262V242H263ZM71 242H73V241H71ZM80 242H82V241H80ZM88 242H91V241L89 240ZM96 242H97V241H96ZM144 242H147V241H144ZM144 242H143V243H144ZM148 242H150V241H148ZM223 242H224V241H223ZM232 242H233V241H232ZM232 242H230V243L232 244ZM236 242H237V241H236ZM259 242H260V241H259ZM262 242H260V243L262 244ZM7 243L10 244V242H8V241H7ZM7 243H5V244H7ZM54 243H53L52 245H53V246H57V245L54 244ZM68 243H70V241H69ZM68 243H67V244H68ZM74 243H72V247H74V245L77 244L78 242H76L75 244H74ZM91 243H93V242H91ZM101 243H102V241H101ZM108 243H106V244L108 245L107 249L110 247V245H109ZM136 243H137V242H136ZM136 243H135V244H136ZM139 243H140V242H139ZM139 243H138V244H139ZM143 243H142V244H143ZM224 243H225V242H224ZM230 243H229V244H230ZM252 243H253V242H252ZM260 243H259V244H260ZM78 244H79V243H78ZM80 244H81V243H80ZM86 244H87V242H86ZM88 244H89V243H88ZM88 244H87V245H88ZM106 244H105V245H106ZM127 244H128V243H127ZM130 244H134V243H131V242H130ZM130 244H128L127 246H129ZM135 244H134V248H136L135 246H137V245H135ZM140 244H141V243H140ZM149 244H150V243H149ZM233 244H237V243L234 242ZM246 244H247V242H246ZM256 244H257V242H256ZM256 244L253 243L254 246H255ZM261 244H260V245H261ZM0 245H1V243H0ZM70 245H71V244H70ZM84 245H85V244H82L81 246L84 247ZM87 245H86V246H87ZM89 245H90V244H89ZM89 245L87 246V247H88L87 249L85 248L86 246H85L84 248H85L87 251L90 250V252H91V249H92L93 246L90 247ZM92 245H94V248H95V247L99 248V245H98V246H95V242H94V244H92ZM103 245H104V244H103ZM119 245H120V244L118 243V247H121V246H122V245H121V246H119ZM249 245H250V244H249ZM251 245H252V244H251ZM253 245H252V246H253ZM262 245H263V244H262ZM53 246H52V247H53ZM59 246H58V247H59ZM76 246L78 247L79 245H76ZM81 246H79L77 249H75V250L77 251L78 254L82 252V248H83V247L81 248ZM100 246H101V245H100ZM114 246H113V247H114ZM124 246H126V245H124ZM130 246H132V245H130ZM130 246H129L130 249H128V251L126 250V253H127V252H129V253L131 252L130 250H131V248H133V247H130ZM138 246H139V248L142 247L141 245H138ZM140 246H141V247H140ZM144 246H145V245H144ZM257 246H258V244H257ZM20 247H21V253H20V255H19L18 253H19V251H20V250H19ZM69 247H70V246H69ZM72 247H71V248H72ZM103 247H104V246H103ZM118 247H116V248L114 247V250H115V249H118ZM250 247H251V246H250ZM2 248H0V250H1ZM13 248H15L16 250H17V248H19V249H18L19 251H18L17 254H13V255H12V251H11V250H13ZM50 248H51V247H50ZM53 248H56V247H53ZM94 248H93L92 250H94ZM97 248H95V251H97V250H96ZM104 248H105V247H104ZM122 248H125V247H122ZM122 248H121V249H122ZM253 248H254V247H253ZM57 249H58V248H57ZM63 249H64V248H63ZM67 249H69V248H67ZM102 249H103V248H102ZM109 249H110V248H109ZM109 249H108V250H109ZM121 249H120V250H121ZM125 249H126V248H125ZM256 249H258V251H259V248H257V247H255V250H254V251H257ZM55 250H56V249H55ZM55 250H53V251H55ZM58 250H59V249H58ZM58 250H56V251H58ZM65 250H66V248H65ZM73 250H74V249H73ZM73 250H72V251H73ZM104 250H105V249H104ZM104 250H101V249H100L99 254H100L101 256L98 254V251H97V253L95 252L96 254H98V255L100 256L99 264H102V263L106 264V262H104V261H105V260H108L107 258H109V257L111 256V255H110V253L112 252L111 250H110V251H111L110 253H109V251H107V250L104 251ZM112 250H113V248H112ZM120 250H119V251H120ZM250 250H251V248H250ZM261 250L263 251V248H262ZM13 251H15V250H13ZM60 251H61V250H60ZM62 251H63V250H62ZM62 251H61L60 253H62ZM66 251H67V250H66ZM66 251H65V252H66ZM70 251H71V250H69V251H67V252H70ZM87 251H86V252H87ZM124 251H125V250H124ZM124 251H123V253H125ZM252 251H253V250H252ZM65 252H63V253H65ZM74 252H75V251H74ZM86 252L84 253V255H87V254H88V253L86 254ZM88 252H89V251H88ZM92 252H93V254H94V251H92ZM92 252H91V253H92ZM120 252H121V251H120ZM243 252H244V251H243ZM247 252H248V251H247ZM247 252H246V253H247ZM60 253H57V254H58V256L61 257L63 253H62L61 255H59ZM77 253H76V254H77ZM123 253H122V254H123ZM126 253H125L124 256H127ZM129 253H128V254H129ZM246 253H245V252H244V253H240V252L238 253V255H239V259L241 258L242 260H245V262L243 261L244 264H245L247 261L250 262V260H249V257H250L249 254H250V252H249V254H246ZM51 254H52V253H51ZM54 254H56V253H54ZM67 254H68V253H67ZM67 254H65V256H66ZM72 254H74V253H71V255H72ZM81 254H83V253H81ZM235 254H236V253H235ZM16 255H19V257H18V256L15 257ZM68 255H70V254H68ZM71 255H70V256H71ZM90 255H91V254H90ZM109 255H110V256H109ZM113 255H114V254H112V257L115 256V255H114V256H113ZM130 255H131V254H130ZM132 255H133V254H132ZM238 255H237V256H238ZM254 255H255V254H254ZM58 256H57V258H58ZM63 256H64V255H63ZM65 256H64V257H65ZM76 256H77V255H76ZM79 256H80V254H79ZM79 256H78V258H79ZM108 256H109V257H108ZM134 256H135V255H134ZM134 256H133V258H134ZM50 257H51V259L53 260L52 263L49 262V260H51ZM53 257H54V255H53ZM60 257H59V258H60ZM84 257H87V256H83L82 259H84ZM90 257H91V256H90ZM92 257H93V255H92ZM96 257L98 258V256H97V255L95 256V254H94L93 259L95 260ZM129 257H130V256H129ZM135 257H136V256H135ZM142 257H143V256H142ZM142 257H141V259H143ZM235 257H236V255H235ZM251 257H252V256H251ZM67 258H69V257H67ZM75 258H77V257H75ZM80 258H81V257H80ZM130 258H132V256H131ZM133 258H132V259H133ZM137 258H138V256L136 257V259H137ZM139 258H140V256H139ZM139 258H138V260H136V261H140L141 259H139ZM144 258H146V257H144ZM152 258H153V257H152ZM195 258H197V257H195ZM237 258H238V257H237ZM60 259H62V257H61ZM69 259H70V258H69ZM85 259L87 260L88 257L85 258ZM91 259H92V258H91ZM91 259H90L89 261H91ZM112 259H113V258H112ZM132 259H131V260H132ZM134 259H135V258H134ZM146 259H147V258H146ZM153 259H154V258H153ZM158 259H159V258H158ZM199 259H200V258L198 257L197 260L199 261ZM251 259H252V258H251ZM260 259H261V258H260ZM52 260H51V261H52ZM64 260H65V259H63V261H64ZM70 260L72 261V258H71ZM75 260H77V259H75ZM75 260H74V262H75ZM94 260H92V261H94ZM113 260H114V259H113ZM148 260H149V259H147V262H148ZM150 260H151V258H150ZM191 260H193V259H191ZM195 260H196V259H194V262H195ZM27 261H28V260H26L25 263L28 264ZM29 261H30V260H29ZM68 261H69V260H68ZM78 261L80 262V260H78ZM97 261H98V260H97ZM132 261H133V260H132ZM132 261H131V262H132ZM145 261H146V260H145ZM145 261H143V262H145ZM153 261H154V260H153ZM157 261H158V260H157ZM159 261H160V260H159ZM255 261H256V260H255ZM257 261H258V260H257ZM72 262H73V261H72ZM72 262H71V264H74V262H73V263H72ZM83 262H84V261H83ZM87 262H88V261H87ZM131 262H130V263H131ZM154 262H155V261H154ZM192 262H193V261H192ZM249 262H247V263L249 264ZM77 263H78V262H77ZM80 263H81V262H80ZM88 263H89V262H88ZM88 263H87V264H88ZM95 263H97V262H95ZM95 263H94V264H95ZM134 263H136V262H134ZM140 263H141V262H140ZM157 263H158V262H157ZM157 263H156V264H157ZM160 263H162V261H160ZM252 263H253V262H252ZM16 264H17V263H16ZM68 264H69V263H68ZM120 264H121V263H120ZM122 264H123V262H122ZM127 264H128V263H127ZM136 264H137V263H136ZM158 264H159V263H158ZM194 264H195V263H194ZM196 264H197V263H196ZM255 264H256V263H255ZM261 264H262V263H261Z\"/></svg>",
	"mask_w": 264,
	"mask_h": 264
}]
</instances>
